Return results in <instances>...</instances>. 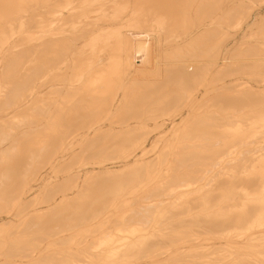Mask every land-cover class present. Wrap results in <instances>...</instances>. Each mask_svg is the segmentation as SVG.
Instances as JSON below:
<instances>
[{"label":"rangeland","instance_id":"obj_1","mask_svg":"<svg viewBox=\"0 0 264 264\" xmlns=\"http://www.w3.org/2000/svg\"><path fill=\"white\" fill-rule=\"evenodd\" d=\"M32 1V0H31ZM115 1V0H114ZM123 1V2H122ZM119 0V1H117V2H119V3H117L116 1L115 2H113V4H112V11L113 12H115V14H116V11L115 10H117V8H118V14H116L117 16H118V19H123L124 18V16L126 15H128L129 13H132L133 12V10H138L139 9V5H140V1L139 0H131V2H130V0ZM130 3H129V2ZM133 1H134V3H133ZM213 1V2H212ZM263 3H262V2ZM136 2V3H135ZM137 2H139V3H137ZM184 2V3H183ZM183 2L181 3L182 5H181V10H180V14H182L183 15V17L180 15V18H183L182 20L180 19V18H178L179 19V24H178V20H175L176 21V25H175V21H173L172 22V24L173 25H171L172 26V28L170 29V27L171 26H167V27H165L163 30H162V32H161V39H162V41L163 40H165V41H163L162 43H163V51L161 52V54H160V59H161V71L160 72H158V74H157V72H151V71H149V73L148 72H146L147 74H140L139 75V77H142V76H144L145 77V79L146 78H148V77H153L154 75V77L153 78H155L154 80H146L147 82H148V84H147V82L145 81V80H133V78H132V80L131 79H129L130 78V75L129 74H127L126 73V75L124 74L125 72H121L120 70H118L117 71V73H115L116 72V69L114 70V68H115V64L113 65V63H115L114 62V58H115V52L112 50V48L115 50V47H119L121 44L120 43H118V42H116V41H114L113 42V44L112 45H110L109 46V48L108 49H111V51L109 50V53L108 54H110L109 56L111 57V55L113 56V58H111L110 60L108 59V61H107V63L109 64L110 63V65H107V67L105 68V69H107V71H105V69H99L98 71H95V70H91L90 68H88V66L90 65V60H89V52H87V51H83L81 48H82V46H83V44L84 43H86V39H88V36L90 37V33H92V32H90V31H92V29L91 28H87V29H89V30H87V29H83L81 32H79V33H76V34H73L70 38L71 39H69V41H67V43L66 44H63V48H65V50H67L68 48V46H70V44H71V46L69 47L70 49V51H71V49L73 48H75V47H77V46H79L78 47V49L76 48V49H72V51H73V53H72V51L71 52H69V51H67V53L66 54H68V56H69V61H72L71 62V64H68V63H70L69 61H68V59H67V61H68V63H67V61H66V67H65V69H66V71H67V67L70 65V67H68L69 69V71L68 72H63L62 73V76L63 77H66V78H62L61 76H60V80L62 81V82H64V79H66L67 81H65L64 83H63V88H62V90H61V93H60V100H59V102H61L62 104L65 102V104L66 105H68V106H66V105H62L61 103L59 104L60 105V108H64L65 106L67 107V108H65V109H68L69 108V113H73V114H78L79 112H76L75 113V111H78V107H79V111H83V113L82 112H80L81 113V115L83 116L84 115V118L86 119L85 121H88V120H90V122L92 121V120H94L95 118H96V120H94V122H96L98 119H103V117H104V115H105V117L106 116H108V114L110 113L111 114V118L109 117H107V119H105V120H103L104 122H108V127L106 126L104 129H103V131H101V132H98V133H95V136H93L94 134H92L90 137H88V138H80V137H74V138H72V139H70V138H68V130L70 129V128H72V125H70L69 126V129H67L66 127H65V125H63V126H56V124L54 123V121H47V123L45 122V121H40L41 119H40V117H38V114H39V112H41V109H42V107H46L48 104H50V103H54V102H56V101H54L52 98H53V96H48V97H52L51 99L53 100H50V99H48V97L45 95V96H40V98L38 97L37 99H36V101H34L33 102V104H31V105H28V110H27V113L25 112L26 110H23V112L22 113H25V115L27 116V118L26 119H24V118H16V119H2V120H0V142L2 143H0V158L2 157V155H3V157L0 159V164H1V166H0V170H2V171H0V178H3V179H0V187L2 186V188L0 189V196H1V194H3V196L2 197H0L1 199H3L2 200V202H1V200H0V264H65L68 260L67 259H69V261L66 263V264H147V262L148 263H150L151 261V263L152 264H158V262H159V264H164L165 262V264H182V262H183V264H236V262L235 261H237V264L239 263H241V264H264V238H262V237H264V235H262L261 234V231L260 230H264V215H262V214H264L263 212H264V210L263 211H258L257 213H256V215L257 216H254V218H252V220L251 221H253L252 222V226L250 227V225H251V221L249 222V223H247V225H245L244 227L245 228H243V227H241L242 228V231H241V229H238L237 228V230L236 229H234V233H232V230L233 229H231V231L230 230H227V232L226 231H224V232H217V234H216V232H212V231H210L209 229H207V228H204V224H202V223H204L203 222V218H204V216H205V214H206V212H204V211H206V209L207 210H209V208H210V211H217V210H220V214H221V211L223 210V211H230V210H232V209H236L235 211H237V209H239L243 204L245 205V200H247V198H251V197H254V195H252L253 193L255 194V193H259L260 191H261V194L263 193V191H264V184L263 185H260V186H256V188L254 187V189L255 190H258L259 192H257V191H255L254 192V190L252 191V189H253V187H251L250 185V187H248V185H247V187L245 188V184H244V187L242 186V184H239L240 182H236V180H235V178L236 177H238V179H239V177L241 176V175H246L245 173L248 171L247 169L248 168H251L250 170L251 171H255L256 169H255V167H257V166H254V164H256V162L255 161H258L257 163H259V160L260 161H262L263 159L262 158H260V157H262L263 155H264V152L262 153V151H264V149L263 150H261L262 148H264V128L262 129V127H260L259 125H261V122H259L260 124H257V122L256 121H262V126L264 125V121L263 120H260L261 118H259V120H258V117L257 116H254V115H258L257 114V112H259V111H261V112H259V114H261L262 115V111H263V114H264V107H262V106H264V104H261V103H264V93H261V92H264L263 91V89H264V83H262V80H263V82H264V60H262V58L264 59V46H262V45H260L256 40H255V38L256 39H258L257 37H252V38H250L251 39V41L250 42H245V43H241L242 42V39L241 38H239V39H235L237 36L236 35H239L240 33H241V28H239V27H232L231 26V24L233 25V20H234V25L238 22V21H241V19L242 20H245V19H247L246 17L247 16H249L250 14L251 15H253V13L254 12H256V11H258V10H262L261 11V14H263L262 15V17H259V16H256V18L258 19V17L261 19L262 18V20H258L257 22H256V24L252 27V29H250V31H252V34L254 35L255 33L257 34V35H259L260 36V34H261V36H263V34H264V29H263V27H264V7H261V6H264V1L263 0H244V1H241L242 2V4H243V2H244V4L243 5H241V3H239L240 2V0H236V2L234 3V5L232 6V5H229V6H227L226 8L227 9H229V8H231V10H228L227 11V9L225 8V6H226V1H223V0H183ZM194 2V3H193ZM218 2V4H219V6H221V7H218L217 5L218 4H215V3H217ZM227 2L229 3V0H227ZM32 3H34V4H32V6H36L37 5V8H38V0L36 1V0H34V1H32ZM120 3H121V6H119L120 5ZM123 3V4H122ZM224 3V5H222ZM246 3V4H245ZM118 5V6H114V5ZM130 4H131V8L129 9V7H130ZM186 6H185V5ZM206 4V5H205ZM237 4V5H236ZM126 5H128V8L126 7ZM133 5H135V6H133ZM137 5V6H136ZM183 5H184V7H183ZM188 5V6H187ZM198 5V6H197ZM208 5V6H207ZM236 5V6H235ZM239 5H241V7H243V8H241ZM244 5H246V7L244 6ZM261 5V6H260ZM238 6V7H237ZM258 6V7H257ZM115 9H114V8ZM124 7H125V10H123L124 9ZM216 7V8H215ZM235 7H237V8H235ZM241 8V10H239V11H242V12H238L237 10L238 9H240ZM256 7V8H255ZM36 8V11L38 10ZM197 8H199V9H197ZM202 8V9H201ZM210 8V9H209ZM234 8V9H233ZM244 8H246V10L244 9ZM261 8H263V9H261ZM122 9V11H120V10ZM127 9L129 10L128 12H127ZM132 9V10H131ZM184 9V10H183ZM196 9L198 10V11H196ZM214 9H217V10H219V9H222V10H220L218 13L217 12H215V11H213ZM130 10L132 11V12H130ZM200 10V11H199ZM236 10V11H235ZM248 10V11H247ZM196 11V12H195ZM208 11V12H207ZM228 13H227V12ZM231 11V12H230ZM234 12V14H233V12ZM122 12V13H121ZM215 13V21H213V23L209 26V29H207V28H205L204 30H200L199 32H202V33H200V34H197V35H195V36H193V37H191V38H189V40L187 41V42H182V43H180V44H177L176 43V41H177V38L179 39L181 36H183V35H185L191 28H192V24H193V19L191 18V16L192 15H196V14H198V13H201L200 15H201V17H202V19H203V21L201 22V23H203V22H205V20H208L209 18H210V16L211 15H214V13ZM237 12V13H236ZM246 14H245V13ZM123 14V15H120V14ZM128 13V14H127ZM208 13H209V15H208ZM226 13V14H225ZM229 13H231V14H233V17H232V15L231 14H229ZM236 13V14H235ZM242 13V14H241ZM245 16H244V15ZM217 15V16H216ZM219 15H220V17H219ZM239 15H241V17L239 16ZM126 16H125V18H126ZM190 16V17H189ZM209 16V17H208ZM232 17V18H234V19H232V21H231V18L230 17ZM239 16V17H238ZM179 17V16H178ZM208 17V18H207ZM227 17H229V18H227ZM188 18V19H187ZM190 18V19H189ZM195 18H196V16H195ZM222 18V19H221ZM236 18H238V19H236ZM227 19H228V21H227ZM235 21H236V23H235ZM232 22V23H231ZM262 22V23H261ZM198 24V23H197ZM175 25V26H174ZM187 25V26H186ZM218 25V26H217ZM189 26V27H188ZM146 27H148V26H142V28L141 29H144V28H146ZM173 27H176V28H173ZM186 27V28H185ZM222 27H223V29H222ZM183 28V29H182ZM216 30H215V29ZM219 30H218V29ZM171 30V32H170V34H169V31ZM214 29V30H213ZM260 29V30H259ZM122 30H124V31H127V32H129V31H134V30H140L139 28H137V27H131V26H128V25H125V24H123L122 25ZM169 30V31H168ZM221 30V31H220ZM227 30V31H226ZM256 30V31H255ZM88 32V33H86L85 34V32ZM183 31V32H182ZM215 31H216V34H215ZM255 31V32H254ZM259 31V32H258ZM169 34L170 36H168L167 34ZM175 32V33H174ZM180 32V33H179ZM183 34H182V33ZM208 32V33H207ZM231 32V33H230ZM83 35H82V34ZM164 33V34H163ZM204 33H205V35H204ZM251 33V32H250ZM80 34V35H79ZM88 34V35H87ZM207 34V35H206ZM210 34V35H209ZM75 35V36H74ZM78 37H77V36ZM81 35L82 36H85V37H82V39H81ZM165 37V38H163V36ZM167 35V36H166ZM203 35V36H202ZM80 36V37H79ZM236 36V37H235ZM78 39H77V38ZM139 37V36H138ZM167 37V38H166ZM201 37H203V38H201ZM214 37H215V39H214ZM76 38V40L78 41H76V40H74ZM137 38V37H136ZM73 39V40H72ZM79 39H81V40H79ZM202 39H203V41H202ZM214 39V40H213ZM234 39V40H233ZM72 40V41H71ZM196 40H197V42H196ZM224 40V41H223ZM232 40V41H231ZM84 41V42H83ZM118 41H121V39H119ZM200 41V42H199ZM202 41V42H201ZM206 41V42H205ZM237 41V42H236ZM76 42V43H75ZM205 42V43H204ZM208 42V43H207ZM210 42V43H209ZM231 42V43H230ZM68 43H69V45H68ZM75 43V44H74ZM81 43H83V44H81ZM200 43H201V46H200ZM202 43H204L205 45L203 46V44ZM230 43V44H229ZM250 43V44H249ZM82 46H81V45ZM114 44H115V46H114ZM120 44V45H119ZM72 45H73V47H72ZM116 45H119V46H116ZM195 45V46H194ZM196 45H197V47H196ZM227 45V46H226ZM251 45V46H250ZM111 46H113V47H111ZM190 46H193V47H190ZM224 46H226L225 48V52H224V54L226 55V56H223L224 57V59L225 60H227V59H229V58H233L232 60H228L227 61V63H225V65L223 66V70L221 69V70H218V71H213V68H211V67H214L215 66V62L217 61V60H220L221 59V55H220V53H221V51L223 50V48H224ZM72 47V48H71ZM195 47H196V49H195ZM200 47V48H199ZM223 47V48H222ZM249 47V48H248ZM251 47V48H250ZM255 47V48H254ZM259 47V48H258ZM62 48V49H63ZM195 50H194V49ZM203 48V49H202ZM221 48H222V50H221ZM240 48V49H239ZM248 48V49H247ZM254 48V49H253ZM35 49H37V50H35ZM200 49V50H199ZM239 49V50H238ZM258 49V50H257ZM34 51H33V53L36 55L37 54V52L39 51L40 52V54H39V52H38V54H37V56H38V60H36L35 62H34V64L31 66V70H30V68H29V71H30V73H34L35 72V70H36V68H37V70L39 69V68H41V67H43V63H42V61H41V51H40V48L39 47H35L34 49H33ZM64 50V49H63ZM65 50H64V52H65ZM83 51V53H82V51ZM186 50H188V51H186ZM193 50H194V52H193ZM229 50H230V52H229ZM237 50V51H236ZM261 50V51H260ZM180 51H182V52H180ZM187 52V55L185 56H181V54H184V53H186ZM195 51H196V53H195ZM200 51V52H199ZM216 51V52H215ZM63 52V51H62ZM69 52V53H68ZM79 53V54H75V53ZM192 52V53H191ZM199 52V53H198ZM202 52V53H201ZM204 52V53H203ZM244 52H245V54H244ZM70 53H72V54H70ZM86 53H88V55L86 54ZM194 53H195V55H194ZM202 54L200 57H197L198 56V54ZM257 53H259V54H257ZM172 54V55H171ZM197 54V55H196ZM209 54V55H208ZM34 55V56H35ZM174 55V56H173ZM177 55H179L180 56V59H179V56H177ZM191 56V58H190V56ZM193 55H194V58H193ZM204 55V56H203ZM208 57H207V56ZM249 57H248V56ZM76 56V57H75ZM78 56V57H77ZM204 58H203V57ZM72 57V58H71ZM74 57V58H73ZM88 57V58H87ZM206 57V58H205ZM222 57V58H223ZM36 59H37V57H35ZM78 58H79V60H78ZM85 58H87L85 61L83 60V59H85ZM98 58V57H97ZM96 58V59H97ZM172 58V59H171ZM177 58V59H176ZM202 58H203V60H202ZM220 58V59H219ZM240 58V59H239ZM244 58V59H243ZM248 58V59H247ZM260 58V59H259ZM6 59H9V60H7L6 62H10L11 60H10V58L8 57V58H6ZM72 59V60H71ZM166 59V60H165ZM177 61H176V60ZM179 59V60H178ZM186 59H188V60H190V61H188V62H192V61H200V62H202V66H201V69H202V67H204L201 71H202V73H201V76H200V73L198 74V75H195V77H192V78H194V79H192V80H189L188 82H187V84H185V82L187 81V80H185L184 81V79L183 78H181L180 76H177V75H175L174 74V72L173 73H171L170 71L171 70H169L168 69V67L171 69V68H174V66L177 64V63H183L184 61H187ZM205 59V60H204ZM209 60V62H208V60ZM224 59H222V60H224ZM241 59H243V60H241ZM247 59V60H246ZM257 59V60H256ZM78 60V61H77ZM81 60H83V61H81ZM87 60H89V61H87ZM184 60V61H183ZM216 60V61H215ZM39 61V63H36V62H38ZM77 61V62H76ZM79 61H81L80 63L81 64H79ZM87 61V65L86 64H83V62H86ZM111 61V62H110ZM212 61V62H211ZM256 61H258V62H256ZM173 62H174V64H173ZM206 62V63H205ZM240 62V63H239ZM241 62H243L246 66H244V64L243 63H241ZM245 62H250V63H245ZM253 62H255V63H253ZM261 62V63H260ZM78 63V64H77ZM171 63V64H170ZM211 63H213V65L211 66L210 64ZM231 63V64H230ZM253 64V66H250V64ZM3 65H5V61H3V63H2ZM9 64H11V62L9 63ZM42 64V65H41ZM74 64V65H73ZM167 64V65H166ZM168 64H169V66H168ZM207 64H209V65H207ZM230 64V65H229ZM242 64V65H241ZM249 64V65H248ZM251 64V65H252ZM259 64V65H258ZM263 64V65H262ZM36 65H38L36 68H34L33 66H36ZM40 65H41V67H40ZM81 65L83 66V67H81ZM86 67H85V66ZM209 66L208 68L209 69H207V66ZM227 65H229V66H231V67H229L228 66V68H227ZM234 65V66H233ZM235 65H236V67H235ZM238 65H239V67H238ZM240 65L242 66V68L240 67ZM247 65H248V67H247ZM6 67H7V64L5 65ZM4 66V67H5ZM9 66L10 65H8V67L6 68H4V70H2V72H7L9 75H10V70H11V68H12V66H10V68H9ZM71 66H73V68L71 67ZM75 66H76V68H75ZM78 66V67H77ZM113 66V67H112ZM168 66V67H167ZM226 66V67H225ZM33 67V68H32ZM85 67V68H84ZM110 67V68H109ZM225 67V68H224ZM237 68V69H235V68ZM246 67V69H244V68ZM252 67V68H251ZM8 68H9V71H7L8 70ZM79 68V69H78ZM80 68H83V69H81L82 71H84V73L82 72V71H80ZM163 68H164V70H163ZM233 68V69H232ZM259 68V69H258ZM73 69H77V70H73ZM112 69V70H111ZM169 70L167 73H169V74H167V75H169V78L168 77H166L165 75H166V72H165V70ZM211 69V70H210ZM227 69V70H226ZM231 69V73H230V70ZM239 69H240V71H239ZM251 69V70H250ZM254 69V70H253ZM36 70V75H35V73L32 75V74H30V73H28V76L29 75H31V76H29V77H32L33 79H34V77L35 76H38V77H40L39 79H40V81H41V76L40 75H42V74H40L39 75V73L38 72H40V71H37ZM39 70H42V69H39ZM74 72H73V71ZM88 70H89V74H88ZM102 70V71H101ZM109 70V71H108ZM205 71V73H204V71ZM208 70V71H207ZM235 70V74H233L234 71ZM245 70V71H244ZM248 70V71H247ZM255 70H256V72H255ZM28 71V72H29ZM32 71V72H31ZM76 71H78V73L76 72ZM87 72V74H86V72ZM92 71V72H91ZM94 71V72H93ZM105 71V72H104ZM114 73H112V72ZM120 71V72H119ZM163 71V72H162ZM209 71H210V73H209ZM227 71H228V73H227ZM80 72V73H79ZM83 73V75H81L82 73ZM109 72V73H108ZM164 72H165V74H164ZM221 74H220V73ZM224 72H226V73H224ZM246 72V73H245ZM3 73V74H4ZM41 73V72H40ZM76 73H77V75H76ZM145 73V72H144ZM160 73H163V74H160ZM209 73V74H208ZM215 73V74H214ZM224 73V74H223ZM238 73V74H237ZM251 73H252V75H251ZM262 73V74H261ZM64 74V75H63ZM85 74V75H84ZM93 74V75H92ZM101 75V77H100V75ZM113 74V75H112ZM123 74V76H121ZM149 74V75H148ZM154 74V75H153ZM203 74H205V75H203ZM240 74V75H239ZM250 74V75H249ZM256 74V75H255ZM4 75H5V77H4ZM3 75V77H4V85H5V88L6 87H9V88H7L8 89V91L10 92V90H11V86H10V84H7L8 83V81H9V78H7V74L5 73ZM7 75V76H6ZM67 75V76H66ZM72 75V76H71ZM87 75H88V78H86L87 77ZM110 75H112V76H110ZM147 75V76H146ZM152 75V76H151ZM160 75V76H159ZM213 75V76H212ZM216 75H218V76H216ZM221 75V76H220ZM223 75H226L225 77L226 78H224V76ZM231 75L233 76L232 78H231ZM247 75V76H246ZM261 75V76H260ZM27 76V80H26V83H27V85H26V87L23 89V90H19V93L18 94H21V91H27L28 89L27 88H30V89H32L31 87H33V89L35 90L36 89V91H39L40 90V87L42 86L41 84H42V82H40L39 81V79H38V81H37V77H35V81H34V83H36V84H34L33 83V80H32V84H34V86L32 85V84H30L31 82L30 81H28V80H30V79H32V78H29ZM77 76H79V77H77ZM85 76V77H84ZM108 76H110L109 77V79L107 78ZM116 76V77H115ZM229 76H230V78H229ZM254 76V77H253ZM256 76H258V77H256ZM10 77V76H9ZM82 77V78H81ZM90 77V78H89ZM99 77H100V79H99ZM120 77V78H119ZM129 77V78H128ZM162 77V78H161ZM166 77V78H165ZM205 77V78H204ZM222 77V78H221ZM237 77V78H236ZM71 78V79H70ZM74 78H75V80H74ZM78 78H79V80H78ZM80 78H81V80L82 81H84V83H85V80L87 81L85 84L83 83V82H80V85H81V87H80V85H79V82L78 81H80ZM84 78V79H83ZM102 78H103V81H102ZM104 78H105V80H104ZM158 78V79H157ZM195 78H196V82L197 81H199V86H197L198 85V82H197V85H195L196 83H195ZM198 78V79H197ZM224 78V79H223ZM251 80H250V79ZM77 79V80H76ZM90 79V80H89ZM92 79V80H91ZM128 81H127V80ZM157 79V80H156ZM162 79H164V80H162ZM220 79H222L220 82H219V80ZM101 81L100 82V84H99V81ZM112 80V81H111ZM124 80V81H123ZM166 80V81H165ZM224 80V81H223ZM78 83H77V82ZM91 81V82H90ZM94 81H98V82H94ZM114 81V82H113ZM120 81H123V82H120ZM138 82V83H136V82ZM142 83H141V82ZM153 81V82H152ZM160 81H164L163 83L162 82H160ZM183 81V82H182ZM191 81L193 82V83H191ZM201 81V82H200ZM205 82V83H203V82ZM233 81V82H232ZM239 82V83H237V82ZM6 82V83H5ZM28 82H30V83H28ZM38 82H39V85H38ZM67 82H69V83H67ZM75 82V83H74ZM130 82V83H129ZM131 82H133V83H131ZM135 82V83H134ZM140 82V83H139ZM144 82V83H143ZM150 82H152L153 84V86L150 84ZM210 82V83H209ZM214 82H216V83H214ZM226 82V83H225ZM261 82V83H260ZM65 83H66V85H65ZM71 83H73V84H71ZM88 83H90V84H88ZM103 83H105V84H103ZM108 83H109V87L107 86L108 85ZM129 83V84H128ZM154 83H155V87L158 89H155V88H153L154 87ZM162 83V84H161ZM186 85V88H185V85ZM193 84L192 85V87H191V84ZM195 83V84H194ZM203 83V84H202ZM231 83V84H230ZM30 84V85H29ZM97 84V85H96ZM102 84L105 86H102ZM126 84V85H125ZM135 84H138V85H135ZM143 86H142V85ZM170 84V85H169ZM189 84V85H188ZM213 84V85H212ZM227 84V85H226ZM233 84V85H232ZM248 84V85H247ZM259 84H260V86H259ZM261 84H262V86H261ZM8 85V86H7ZM32 85V86H31ZM67 85H69V86H67ZM71 85V86H70ZM76 85V86H75ZM84 85V86H83ZM86 85V86H85ZM92 85V86H91ZM118 85H119V87H118ZM130 85H132V86H135L136 88H138V89H136L137 91L138 90H140V91H143V90H148V89H150L151 90V92H150V90H148V91H146V92H142V93H145L144 95H143V97H142V93L140 92V93H138L137 91H135V89L134 88H131L132 86H130ZM145 85L147 86L146 88H145ZM167 85V86H166ZM173 85V86H172ZM226 86V88H229V89H226L225 87H223V86ZM232 85V86H231ZM235 85V86H234ZM241 85V86H240ZM28 86H31V87H28ZM64 86H65V88H64ZM68 87V89H67V87ZM101 86H102V88H101ZM129 86V87H128ZM139 86L141 87L140 89H139ZM172 86V87H171ZM188 86H190V87H188ZM194 86V87H193ZM196 86V87H195ZM35 87V88H34ZM69 87H70V90H69ZM79 87V88H78ZM87 87V88H86ZM97 87V88H96ZM128 87V88H127ZM142 87H144V88H142ZM150 87V88H149ZM170 87V88H169ZM208 87V88H207ZM217 87V88H216ZM218 87H222V90H220L221 88H218ZM233 87H234V89H233ZM240 87V88H239ZM247 87V88H246ZM261 87V88H260ZM4 88V91H3V94H8L9 92L8 91H6L7 89H5ZM37 88L39 89V90H37ZM83 88V90H81ZM98 88H100V89H98ZM104 88V89H103ZM110 88V89H109ZM117 88V89H116ZM148 88V89H147ZM197 88H200V91H199V94L200 95H198L197 96V100H196V98H194L195 97V94H197ZM230 88H232V91H231V89ZM242 88V89H241ZM258 88V89H257ZM10 89V90H9ZM75 89H77L78 91H76ZM95 89V90H94ZM98 89V90H97ZM128 89V90H127ZM132 89V90H131ZM142 89V90H141ZM162 89V90H161ZM217 89V90H216ZM226 90V91H224V90ZM249 89H250V91H249ZM72 90V91H71ZM101 90V92H99ZM105 90H109L108 92L107 91H105ZM115 90V91H114ZM156 90H157V92H156ZM162 91V92H158V91ZM174 90V91H173ZM189 90V91H188ZM192 90V91H191ZM213 90V91H212ZM220 90V91H219ZM242 90V91H241ZM253 90H255V91H253ZM29 91H31V90H28L27 92H29ZM68 92V93H66V92ZM92 91V92H91ZM96 91V92H95ZM98 91V92H97ZM105 91V93H103ZM134 91H135V94H134ZM153 91V92H152ZM166 91V92H165ZM179 92V93H176V92ZM206 91V92H205ZM219 91V92H218ZM221 91H224V92H221ZM229 91L231 92V94L229 95ZM239 91H240V94H239ZM249 91V92H248ZM12 92V91H11ZM9 93L7 96H5V99H6V97H11V99L13 98L12 96H15V95H13L12 93ZM64 92V93H63ZM77 92V93H76ZM83 92H84V94H83ZM137 92V93H136ZM164 92V93H163ZM173 92V93H172ZM193 92H194V94H193ZM196 92V93H195ZM204 92V93H203ZM221 92V93H220ZM229 95V96H224L223 97V95H225L226 93ZM236 94H235V93ZM242 92V93H241ZM245 92V93H244ZM73 93H74V95L77 97H75L74 95H73ZM87 93V95H85ZM90 93H92V94H90ZM95 93V94H94ZM103 93V94H102ZM111 93V94H110ZM132 93V95H130ZM148 93H153V95L151 94H148ZM167 93V94H166ZM187 93H190L189 95L187 94ZM213 93V94H212ZM252 93V94H251ZM253 93H255V94H257L259 97L260 96H262L263 98H259L257 95H256V98H257V100H259L258 101V104H257V102H256V98H255V94H253ZM3 94H1V97H2V95ZM5 94V95H6ZM11 94H12V96H11ZM15 94H17V93H15ZM17 94V95H18ZM79 94H81V95H79ZM97 94V95H96ZM115 94L116 95H118V96H120V100L121 101H119L118 102V106H117V109H115V111L114 112H111V110H107V112H106V107L107 106H110V105H108L110 102L109 101H111V103L113 104V99H114V97H115ZM139 94V95H138ZM141 94V95H140ZM147 94H148V97H147ZM159 94V95H158ZM162 94V95H161ZM166 94V95H165ZM175 94H178V95H175ZM184 94V95H183ZM192 94V95H191ZM203 94V95H202ZM216 94V95H215ZM218 94V95H217ZM219 94L221 95V97L219 96ZM223 94V95H222ZM234 94V95H233ZM243 96H242V95ZM259 94H262V95H259ZM63 95V96H62ZM66 95H67V97H66ZM96 95V96H95ZM104 95H105V97H104ZM108 95V96H107ZM112 95V96H111ZM137 95L138 96H141L140 97V99H138L137 98ZM161 95V96H160ZM169 96V98H167L168 96ZM205 95V96H204ZM209 95V96H208ZM235 96V95H237V97L238 98H236V96H235V98H236V100H235V98H233V96ZM251 95H253L252 96V98H251ZM4 96V95H3ZM19 96V95H18ZM65 96V97H64ZM71 96V97H70ZM80 96H82L81 98H80ZM84 96V97H83ZM100 96V97H99ZM110 96V97H109ZM145 96V97H144ZM155 96H158V97H155ZM172 96H173V98H172ZM175 96V97H174ZM176 96H178V98H180L179 99V101H177L176 99ZM191 96V97H190ZM199 96H200V98H199ZM232 96V97H231ZM10 97L9 98H7L6 100L4 99V97H3V99L5 100H3V99H1L0 100V106H2V108L0 107V115H2V112H3V114H5V112L7 111V110H9L10 109V107L12 106V104H11V99H10ZM42 97V98H41ZM44 97V98H43ZM47 97V98H46ZM78 97L80 98V99H78ZM89 97V98H88ZM109 97V98H108ZM112 97V98H111ZM126 97V98H125ZM204 97V98H203ZM217 97V98H216ZM225 97H227L226 99H225ZM248 97H250V98H248ZM62 98L64 99V100H62ZM66 98V99H65ZM71 98V99H70ZM72 98H74L73 100H72ZM82 98H85L84 100H85V102H83L82 101ZM91 99V101H92V99H93V101H92V103H91V101L89 100L88 101V99ZM97 98H98V100H97ZM99 98H101V100L99 101ZM106 98H108V100L106 99ZM111 98V99H110ZM132 98V99H131ZM144 98V99H143ZM146 98V99H145ZM156 98V100L154 101V99ZM163 98V99H162ZM167 98V99H166ZM218 98L220 99V102H219V100H218ZM224 98V99H223ZM232 98L234 99V100H232ZM239 98H241V99H239ZM45 99H46V101H45ZM80 101V102H78V100ZM103 99V100H102ZM129 99V100H128ZM135 101H134V100ZM160 99V100H159ZM162 99V100H161ZM174 100L173 102H171L172 100ZM185 99V100H184ZM190 99H191V101H190ZM201 99V100H200ZM203 99V100H202ZM213 99V100H212ZM224 101H223V100ZM230 99V100H229ZM239 100V102H237L238 100ZM253 99V101H251ZM10 100V101H9ZM41 100H43L45 103H46V105L44 106V104L45 103H43V101H41ZM48 100V101H47ZM50 100V101H49ZM68 100V102H70L69 104H68V102H66V101ZM69 100H71V101H69ZM75 100V101H74ZM105 100V101H104ZM130 100H131V102H130ZM139 100H141V101H139ZM145 100V101H144ZM211 100H212V102H211ZM218 100V101H217ZM232 100V101H231ZM240 100H243L244 102H247L246 104H244V102H240ZM261 100V101H260ZM64 101V102H63ZM77 101V102H76ZM88 102V104H86L87 102ZM102 101H104V102H102ZM144 103H143V102ZM162 101V102H161ZM214 101V102H213ZM221 101H223L225 104H226V106H225V104L223 105V102L221 103ZM225 101H228V102H225ZM234 101V102H233ZM8 103V106L6 105V108L7 107H9L10 105V107H9V109L7 108V110L4 108V106L1 104V103H3V104H5V103ZM50 102V103H49ZM74 102H76V103H78V104H80V105H82V106H77L76 105V103H74ZM83 104H82V103ZM96 102V103H95ZM101 102V103H100ZM121 102V103H120ZM128 102V103H127ZM137 103V105H135L134 103ZM148 102H152L153 104H151V103H148ZM161 102V103H160ZM165 102L167 103V102H169L170 104H171V107H170V105L169 104H165ZM178 102V103H177ZM211 104H210V103ZM217 102H219L218 104H216ZM232 102V103H231ZM250 102V103H249ZM259 102H260V104H259ZM53 103H52V105H53ZM89 103H91V104H89ZM96 105H95V104ZM98 103V104H97ZM103 103L105 104V105H103ZM143 103V104H142ZM160 103V104H159ZM175 103V104H174ZM185 103H189V105H187V104H185ZM206 103V104H205ZM210 105H209V104ZM213 103H215V104H213ZM228 103H230V104H228ZM237 103V105H235V104ZM240 103V104H239ZM56 105H54V107L55 106H58L59 107V105H57V103H55ZM86 104V105H85ZM94 104V105H93ZM132 105V107H131V105ZM148 104V105H147ZM150 104V105H149ZM157 104V105H156ZM162 104H165V105H163V107H165L166 109H165V111H164V108H163V111L161 110V106H162ZM203 104V105H202ZM206 105V107H205V105ZM219 104H221L223 107H221V105H219ZM231 104H233V105H231ZM242 104V105H241ZM89 105V106H88ZM96 106V107H98V108H96V107H93V106ZM246 105V106H245ZM258 105V106H257ZM31 106H32V108H31ZM70 106V107H69ZM76 106H77V108H76ZM83 106H85V107H83ZM106 106V107H105ZM134 106H136V107H134ZM154 106H155V108H154ZM160 106V107H159ZM183 106V107H182ZM194 106V107H193ZM197 106V107H196ZM211 106V107H210ZM214 106V107H213ZM236 106V107H235ZM244 106V107H243ZM247 106H248V109H247ZM250 106V107H249ZM253 106V107H252ZM255 106V107H254ZM30 107V108H29ZM36 107H39V108H36ZM75 107V108H74ZM91 110H89L88 108ZM100 107V108H99ZM104 108V109H102V108ZM111 107H112V105L110 106V107H107V109L108 108H110L111 109ZM126 107V108H125ZM131 107V108H130ZM144 107V108H143ZM150 109H149V108ZM168 107V108H167ZM180 107V108H179ZM189 107V108H188ZM202 107V108H201ZM218 107H219V110H215V109H218ZM231 107H233V108H231ZM242 107H243V109H242ZM252 107V108H251ZM261 107H262V109H261ZM34 108H35V111H34ZM70 108H72V109H70ZM83 108H84V110H83ZM92 108H93V111L94 110H96V111H92ZM96 108V109H95ZM125 108V109H124ZM183 108H184V110H183ZM211 108V109H210ZM231 108V109H230ZM241 108V109H240ZM2 109V110H1ZM30 109H32V110H30ZM38 109V110H37ZM98 109H101V110H99V112H97L98 111ZM127 109V110H126ZM135 109V112L133 111ZM138 109V110H137ZM141 109H143V110H141ZM147 109V110H146ZM156 109H158V110H156ZM169 109V110H168ZM173 111H172V110ZM187 109V110H186ZM227 109V110H226ZM233 109V110H232ZM237 109V110H236ZM251 109V110H250ZM72 110V111H71ZM103 110H105V112L103 111ZM121 110H123V111H121ZM146 110V111H145ZM148 110H149V112H148ZM177 110V111H176ZM181 110H183V112H185V114H186V116L187 117H185L183 120H181V119H177V122H175L174 124L173 123H171V121L169 120V119H171V118H173V115L175 116L174 118L176 119L177 117H179L178 115H177V113H179ZM205 110V111H204ZM224 110V111H223ZM232 110V112L230 113V111ZM243 110V111H242ZM247 110V111H246ZM255 110V111H254ZM259 110V111H258ZM38 111V112H37ZM108 111H110V112H108ZM120 111H121V113H120ZM142 111V112H141ZM166 111H169V112H166ZM189 111V112H188ZM212 111H215V116H213V117H210L211 115L210 114H213L214 115V112H212ZM219 111V112H218ZM220 111H222L223 113H221ZM225 111H228L227 113H229V115L228 114H224V112ZM249 111V112H248ZM252 111V112H251ZM253 111H254V113H253ZM32 112H34V113H32ZM88 114V112H90L88 115L90 116V117H85V115H86V113ZM92 112V113H91ZM125 112V113H124ZM129 112V113H128ZM140 112V113H139ZM147 112V113H146ZM156 112H158V113H156ZM162 112V113H161ZM164 112V113H163ZM172 112V113H171ZM203 112V113H202ZM205 112V113H204ZM234 112H236V113H234ZM248 112V113H247ZM37 113V114H36ZM79 113V114H80ZM99 113V114H98ZM115 113V114H114ZM123 113V114H122ZM152 113V114H151ZM191 113H192V115H191ZM193 113L195 114V115H193ZM207 113H208V115H207ZM210 113V114H209ZM250 113V114H249ZM31 114V115H30ZM32 114H33V116H32ZM91 114H93V115H91ZM103 114V115H102ZM109 114V115H110ZM137 114H139V115H137ZM164 115V116H162V115ZM168 114V115H167ZM201 114V115H200ZM219 114H220V116H221V118H220V120H218L217 122H216V120H217V118H219L220 116H219ZM222 114H224V115H222ZM234 114V116L233 117H231L230 118V116H232ZM88 115H86V116H88ZM94 115H100V116H94ZM120 115H122V117H120ZM144 115V116H143ZM148 115H150V116H148ZM207 115V116H206ZM228 115V116H227ZM251 115V116H250ZM29 116V117H28ZM37 116V117H36ZM153 116H154V118H153ZM169 116V117H168ZM189 116V117H188ZM195 116H196V118H195ZM218 116V117H217ZM225 118H224V117ZM239 116V117H238ZM36 117V118H35ZM93 117V118H92ZM95 117V118H94ZM104 117V118H105ZM114 117V118H113ZM128 117V118H127ZM147 117V118H146ZM149 117H152V118H149ZM164 117V118H163ZM192 119H191V118ZM240 117H241V119H240ZM250 117V118H249ZM29 118H31L30 120H29ZM38 118V119H37ZM88 118V119H87ZM117 118H119V120L117 119ZM129 118L130 119H132V120H129ZM145 118V119H144ZM161 118V119H160ZM167 118V119H166ZM200 118V119H199ZM206 118H207V120H206ZM210 118H212V120L210 119ZM213 118H216V119H214L213 120ZM226 118H227V120H226ZM230 120H229V119ZM236 118V119H235ZM243 118V119H242ZM18 119V120H17ZM92 119V120H91ZM100 119V120H101ZM117 119V120H116ZM143 119V120H142ZM160 119V120H159ZM194 119V121H192ZM196 119V120H195ZM197 119H199V120H197ZM246 119V120H245ZM38 120V121H37ZM113 120V121H112ZM115 120V121H114ZM150 120H152V121H150ZM155 120V121H154ZM211 120V124L210 123H206L207 121L209 122ZM224 120V121H223ZM226 120V121H225ZM234 120H236V121H234ZM248 120V121H247ZM14 121H15V124H14ZM20 121V122H19ZM32 121V122H31ZM144 121V122H143ZM188 121H190V122H188ZM205 121V122H204ZM223 121V123H224V125H223V123L222 124H220L221 122ZM230 121H231V123H232V121H233V126L231 125V123H230ZM240 121V122H239ZM41 124H40V123ZM43 122H44V124H46V125H44L43 124ZM50 122H51V124H50ZM113 122H115V123H113ZM120 122V123H119ZM124 122H125V126H124ZM128 122V123H127ZM131 122V123H130ZM192 122V123H191ZM198 122H200V125L202 124H204V125H206V126H208V127H211L212 128V124L215 122V123H218V124H220V125H222V128H226V129H232V127H233V129H234V131H236L237 129V131L236 132H238L239 133V136H241V133H242V130H244L243 131V134H242V136L241 137H243V138H241L242 140H241V142H240V144L239 145H237L238 143L236 142V145L234 146L235 147V149H233L234 147H233V145H232V150L234 151V153H233V151L231 150V148H228V149H223V150H226V151H223L222 150V152L220 151V152H218V153H215V154H208V155H210V156H208V157H210L212 160H213V156H218L219 158H221V160L217 157L216 158V161L215 160H211V164L213 165V162L215 161L216 162V164H215V166L213 165V167H212V165H211V167H209L208 165H205L206 167H204V166H201V165H203V164H201V162L203 161V162H206V163H208V164H210L209 162V158H207V156L205 155L206 153H208V152H210V148H212V147H215L214 145L215 144H217L216 146H219V144L221 143V142H218L217 143V138H218V140H219V138L220 137H218V135H209V134H205V136H207L208 137V140H207V137H206V139H204L205 138V136H197V138H196V133L195 132H193V134H192V130H196L195 129V127H196V125L195 124H197ZM202 122V123H201ZM246 122V124H244ZM255 122V123H254ZM9 123V124H8ZM10 123H11V125H10ZM31 125H30V124ZM32 123L34 124V125H32ZM52 123L53 124H55V126H56V129H55V127L54 126H52ZM113 123V124H112ZM122 123V124H121ZM135 123V124H134ZM140 123V124H139ZM193 124V125H195V127L194 126H192L191 124ZM195 123V124H194ZM214 123V124H215ZM230 125H229V124ZM243 123V124H242ZM250 123V124H249ZM252 123V124H251ZM256 125H254V124ZM3 124V125H2ZM19 124H21L22 126L20 127V125ZM36 124V125H35ZM51 125V127L53 128V129H50L51 127H50V125ZM131 124H133V125H131ZM138 124V125H137ZM207 124H209V125H207ZM213 124V125H214ZM218 124H216L215 126H214V128H216L217 127V125ZM235 124V125H234ZM17 125V126H16ZM24 125V126H23ZM28 125V126H27ZM48 125V126H47ZM111 125V126H110ZM117 127H116V126ZM122 125H123V127H122ZM147 125V126H146ZM149 125V126H148ZM181 125V126H180ZM202 125H201V127H202ZM226 125V126H225ZM229 125V126H228ZM249 125V126H248ZM251 125H254V126H252L251 128H250V126ZM257 125H258V127L259 128H257ZM21 128H19V127ZM27 126V127H26ZM45 126V127H44ZM47 126V127H46ZM110 126V127H109ZM225 126V127H224ZM228 126V127H227ZM231 126V127H230ZM248 126V127H247ZM31 127V128H30ZM42 127H44L43 129H41ZM49 127V128H48ZM115 128V129H113V128ZM120 127H121V129L123 130V132L121 131V129H120ZM126 129H125V128ZM131 127V128H130ZM142 127H144V128H142ZM150 127V128H149ZM160 127V128H159ZM186 127V128H185ZM190 127H192V128H190ZM241 129H240V128ZM245 127V128H244ZM257 129H259V130H257ZM264 127V126H263ZM6 128H7V130H6ZM19 128V129H18ZM32 128H33V130H32ZM38 128V129H37ZM65 128V129H64ZM81 127H79V129H80ZM108 128H110V130H108ZM119 128V129H118ZM134 128V129H133ZM147 128V129H146ZM155 128V129H154ZM237 128V129H236ZM243 128V129H242ZM253 128V129H252ZM257 130V131H259L260 132V134H258L259 132H257L255 129ZM3 129V130H2ZM16 129V130H15ZM37 129V130H36ZM39 129H41L42 131H40ZM45 129V130H44ZM47 129V130H46ZM60 131H59V130ZM63 129V130H62ZM105 129H107L108 130V132H107V130H105ZM117 129V130H116ZM129 129H130V131H132V129L133 130H137V131H135V132H128L129 131ZM151 129V130H150ZM169 129V130H168ZM192 129V130H191ZM199 129H201L200 127H199ZM250 131V129H251V131L249 132L248 130ZM24 130L26 131V132H24ZM27 130H28V132H27ZM30 130V131H29ZM32 130V131H31ZM36 130V131H35ZM106 132H105V131ZM119 130L121 131L120 133H119ZM128 130V131H127ZM142 130H143V132H142ZM190 130H191V134H192V136H191V134L189 133L190 132ZM239 130L241 131V132H239ZM253 130V131H252ZM261 130H262V132H261ZM4 131V132H3ZM9 131V132H8ZM19 131V132H18ZM21 131V132H20ZM38 131V132H37ZM45 131V132H44ZM55 131H57V132H59V134L56 132L55 133ZM139 131V132H138ZM178 131V132H177ZM183 131V132H182ZM185 131V132H184ZM256 131V132H255ZM10 132H12V133H10ZM40 132H41V134H40ZM46 132H47V134H46ZM52 132V133H51ZM60 132H62V133H60ZM126 132H128L129 134H131V136H133V137H128L129 136V134L128 133H126ZM141 132V133H140ZM249 132V133H248ZM3 133V134H2ZM16 133V134H15ZM30 133V134H29ZM33 133V134H32ZM34 133H37L36 135L34 134ZM49 133L51 134V135H49ZM104 133V134H103ZM110 133H111V135H110ZM119 133V134H118ZM127 134L128 136H126V137H128V138H131V140L132 141H130V139H128L126 142H125V140L126 139H124V138H126V137H124L123 138V136H125L124 134ZM145 135H144V134ZM150 133V134H149ZM183 133V134H182ZM245 133V134H244ZM251 133H253V135H251ZM2 134V135H1ZM10 134V135H9ZM25 134V135H24ZM29 134V135H28ZM40 134V135H39ZM54 134H56V135H54ZM101 134V135H100ZM106 134V135H105ZM123 135L122 136V138L124 139L123 140V142H121L122 141V138H121V136L120 135ZM199 135H200V133H198ZM246 134H250V136H248V135H246ZM254 134H256L255 136H254ZM258 134V135H257ZM263 134V135H262ZM4 135H5V138H4ZM17 135H18V137H17ZM41 135H43L42 136V138L40 139V137L39 136H41ZM47 137H46V136ZM50 137H49V136ZM99 135V136H98ZM114 135V136H113ZM115 135H117V137H118V139H119V141H118V139H116V136ZM119 135V136H118ZM136 135V136H135ZM144 135V136H143ZM183 135V136H182ZM187 135V136H186ZM260 135V136H259ZM12 136H13V138H12ZM29 136V137H28ZM38 136V137H37ZM54 136H56V137H54ZM65 136V137H64ZM111 136V137H110ZM147 136V137H146ZM177 136V137H176ZM194 136V137H193ZM211 136V137H210ZM216 136H217V138H216ZM227 137H232V134H230L229 133V136H228V134L226 135ZM238 136V137H239ZM253 138H252V137ZM3 137V139H1ZM23 137V138H22ZM32 137H33V139H32ZM60 137H62V138H60ZM66 138L65 139V141H64V138ZM110 137V138H109ZM115 137V138H114ZM134 137H136L135 139H134ZM144 137H146L144 140L142 139V138H144ZM176 137V138H175ZM181 137H183V138H181ZM188 137V138H187ZM199 137V138H198ZM212 137H214V139L216 140H214V139H212ZM11 140H10V139ZM28 138V139H27ZM44 138V139H43ZM55 138H56V140H55ZM109 138V139H108ZM141 140H140V139ZM174 138V139H173ZM192 138V140H190ZM196 140H195V139ZM209 138H211V139H209ZM245 138V139H244ZM257 138H259V139H257ZM260 138H262V142H260L261 141V139ZM7 139V140H6ZM18 139H19V141H18ZM24 139V140H23ZM49 139V140H48ZM121 139V140H120ZM148 139V140H147ZM180 139V140H179ZM182 139H183V141H182ZM198 139H200V142H197L196 143V141H198ZM42 140H44V141H42ZM60 140V141H59ZM70 140H73V142H71L70 144H68V141H70ZM109 140V141H108ZM114 140H115V143L116 144H118V142L120 143V146H119V144H118V146L117 145H115V143H114ZM118 142H117V141ZM138 140V141H137ZM189 140V141H188ZM205 142H204V141ZM210 140V141H209ZM212 140L214 141L213 143H212ZM237 140H240V138H238ZM243 140H247V141H245L244 143H243ZM249 140H251V141H249ZM256 141L255 143L256 144H252V143H254L253 141ZM259 140V144H257L258 141ZM10 141V142H9ZM16 141V142H15ZM20 141H23V142H20ZM25 141H26V144H25ZM31 141H33L31 144H30V142ZM67 141V142H66ZM105 141V142H104ZM108 143H107V142ZM140 141V142H139ZM144 141H145V143H144ZM147 141V142H146ZM181 141H182V143H181ZM185 141V142H184ZM188 141V142H187ZM6 142V143H5ZM13 142H14V144H13ZM27 142H28V144H27ZM103 142V143H102ZM109 142L110 143H112V144H109ZM133 142H134V144H136V145H134L133 144ZM137 142V143H136ZM139 142V143H138ZM175 142V143H174ZM176 142H177V144H176ZM205 143V145L203 146L204 148L205 147H207L206 149H203V147H202V145ZM209 142V143H208ZM216 142V143H215ZM246 142H248L247 144H246ZM4 143V144H3ZM18 143H20L21 145H18ZM23 143V144H22ZM52 143V144H51ZM67 143V144H66ZM105 143H106V145H105ZM123 143H124V145H123ZM129 143H130V145H129ZM141 143H143V144H141ZM161 143V144H160ZM193 143V144H192ZM209 145H207V144ZM212 143V144H211ZM244 144V148L246 149V147L250 150V151H248V149L247 150H245L244 148H242V144ZM25 144V145H24ZM30 144V145H29ZM35 144V145H34ZM40 144V145H39ZM45 144V145H44ZM51 146H49V145ZM55 144V145H54ZM58 144V145H57ZM63 144V145H62ZM113 144H114V146L115 147H117V149L113 146ZM127 144L129 145V146H127ZM160 144V145H159ZM191 144H192V146H191ZM202 144V145H201ZM210 144H211V146H210ZM252 146H251V145ZM12 145V146H11ZM15 145V146H14ZM18 145V146H17ZM39 147H38V146ZM43 145V146H42ZM48 147H47V146ZM53 145V146H52ZM60 145H62V146H64V147H61ZM68 145V146H67ZM91 147H90V146ZM110 145V146H109ZM126 147V149L123 147ZM132 145H133V147H132ZM142 145L143 146H147L146 147V149H145V151L144 152H146V153H143V151H140L141 149V147H142ZM186 145V146H185ZM197 145H198V147H197ZM245 145H246V147H245ZM258 145H261L260 147L258 146ZM10 146V147H9ZM24 146V147H23ZM27 146H28V148H27ZM34 146H36V148H38V150L34 147ZM58 146V147H57ZM70 146V147H69ZM74 146V147H73ZM83 146V147H82ZM89 146V147H88ZM135 146H136V148H135ZM156 146V147H155ZM162 146V147H161ZM237 146H240V147H237ZM257 146V147H256ZM15 147H17V150H16V148ZM18 147H19V149H18ZM34 147V148H33ZM50 147V148H49ZM56 147V148H55ZM78 147V148H77ZM98 147V148H97ZM122 149H121V148ZM158 147V148H157ZM161 147V148H160ZM165 147V148H164ZM176 147V148H175ZM182 149H184V150H182ZM194 147V148H193ZM199 147H202V149L201 148H199ZM5 148H7V149H5ZM25 148V149H24ZM32 148V149H31ZM45 148V149H44ZM51 148H53V149H51ZM59 148H61L62 150L60 151V149ZM67 148V149H66ZM84 148H85V150H84ZM90 148V149H89ZM96 148V149H95ZM113 148V149H112ZM120 148V149H119ZM134 148V149H133ZM137 148H139V149H137ZM155 148V149H154ZM163 148V149H162ZM166 148H167V151H166ZM179 148H180V150H179ZM197 148V149H196ZM236 148H238L237 150H236ZM240 148V149H239ZM255 148V149H254ZM34 149L35 150H37V154H38V152H39V154H40V156H37V154H36V152L34 151ZM50 149V150H49ZM59 149V150H58ZM71 149V150H70ZM78 149V150H77ZM119 149V150H118ZM127 149H128V151H127ZM131 151H130V150ZM132 149H133V152H132ZM154 149V150H153ZM190 149V150H189ZM241 149H243L244 150V152L241 150ZM24 150V151H23ZM28 150H30V151H28ZM48 150V151H47ZM52 150H53V152H52ZM57 151V153H56V155L58 156V155H62L63 157L65 156V158H63L62 157V159H60V160H63L62 162H60V160H59V158L57 159V156H52L53 154H55L54 152H56ZM66 150V151H65ZM89 150H91V151H89ZM114 150V151H113ZM121 150H123L124 152H122ZM148 150V151H147ZM179 150V151H178ZM196 150V151H195ZM202 150V151H201ZM204 150V151H203ZM209 150V151H208ZM235 150H236V154H235ZM259 150H260V152H259ZM9 151V152H8ZM19 151V152H18ZM49 151L51 152L50 153V155H49ZM63 151H65V152H67V153H64ZM82 151V152H81ZM110 153H109V152ZM127 151V152H126ZM137 152L138 151V154H139V156L137 157V161H139V163H137L136 165H131V166H135V168H132V167H129V168H122V171H121V169L120 168H118L119 167V165L122 163V161L126 158V156H128V154L130 155V152L131 153H134V152ZM150 151V152H149ZM158 151H160L161 153H159ZM190 151V152H189ZM200 151V152H199ZM207 151V152H206ZM240 151V153H239V156L241 157H239L238 156V152ZM256 151V152H255ZM4 154H6V155H4ZM6 152V153H5ZM15 152V153H14ZM75 152V153H74ZM108 152V153H107ZM129 152V153H128ZM164 152H166V154L164 153ZM176 152H177V154H176ZM201 152H204V153H201ZM206 152V153H205ZM227 152H229V153H227ZM248 153V154H245L244 155V153ZM251 152V153H250ZM254 152V153H253ZM7 153H9V154H7ZM15 155H14V154ZM26 153H27V155H26ZM32 153H34L33 154V156L31 155ZM46 155H44V154ZM62 153V154H61ZM86 153V154H85ZM105 153V154H104ZM124 153V154H123ZM144 155H143V154ZM149 153H151V154H149ZM155 153V154H154ZM158 153V154H157ZM175 153V154H174ZM190 156V157H188V155ZM192 154V155H190V154ZM200 155H199V154ZM222 153V154H221ZM225 153V154H224ZM227 153V154H226ZM233 155H231V154ZM243 153V154H242ZM43 154V155H42ZM52 154V155H51ZM64 154V155H63ZM76 154V155H75ZM84 154V155H83ZM104 154V155H103ZM111 154V155H110ZM122 154V155H121ZM161 154V155H160ZM174 154V155H173ZM186 154V155H185ZM194 154H196V155H194ZM13 155V156H12ZM17 155V156H16ZM24 155H26V156H24ZM31 156V157H29V156ZM73 157H72V156ZM80 155H83V156H80ZM90 155V156H89ZM123 155H124V157H123ZM143 155V156H142ZM153 155H154V157H153ZM159 155V156H158ZM164 155V156H163ZM176 155H177V157H176ZM182 155V156H181ZM228 156V157H226V156ZM237 156L236 158L234 157V156ZM250 155V156H249ZM258 155H260L259 156V158H257L256 159V157H258ZM5 156V157H4ZM9 156V157H8ZM22 156V157H21ZM24 156V157H23ZM43 156V157H42ZM44 156L46 157V158H44ZM71 156V157H70ZM79 156H80V159H79ZM152 156V157H151ZM176 158H175V157ZM186 156V157H185ZM195 156V157H194ZM199 156V157H198ZM221 156V157H220ZM230 156H232V157H230ZM243 156V157H242ZM16 157V158H15ZM67 157V158H66ZM117 157H118V159H119V161H118V159H117ZM124 159H123V158ZM161 157V158H160ZM164 157H166V158H164ZM167 157H168V159H167ZM192 157H194L193 159H192ZM199 158V159H197V158ZM206 157V159H208V161L206 160V159H204V160H202L203 158H205ZM225 157V158H224ZM239 157V158H238ZM245 157V158H244ZM249 157V158H248ZM253 157V158H252ZM6 158V159H5ZM31 158V159H30ZM35 158V159H34ZM36 158H38V159H36ZM54 158H55V161H54ZM142 158H145V159H143L142 160ZM149 158V159H148ZM179 158H180V160H179ZM196 158V159H195ZM215 158V157H214ZM248 158V159H247ZM251 158V159H250ZM264 158V157H263ZM4 159V160H3ZM10 159V160H9ZM42 159V160H41ZM50 159L52 160L51 161V163H56L57 164V167H56V164L54 165V164H51V163H49L48 161H50ZM57 159V160H56ZM77 159V160H76ZM99 159V160H98ZM109 159V160H108ZM141 159V160H140ZM147 159V160H146ZM158 159V160H157ZM163 159V160H162ZM176 159V160H175ZM187 161H186V160ZM195 159V160H194ZM220 160V162H222V164L219 162V160ZM224 159H226L225 160V162H226V164L224 165V167L226 168V170H224L223 169V164H224ZM241 159V160H240ZM254 159H256V160H254V162H253V160ZM22 160V164H21V167L20 166H17L16 164H18V162L19 161H21ZM27 160V161H26ZM45 160V161H44ZM59 160V161H58ZM69 160V161H68ZM74 160V161H73ZM103 160V161H102ZM149 160V161H148ZM167 160V161H166ZM174 162H173V161ZM177 160L178 161H180L182 164H183V166H176V162H177ZM183 160H185V161H183ZM200 161V163H199V161ZM227 160H229V161H227ZM246 162H245V161ZM250 162L251 160V162H253L254 164H253V166L254 167H252V163L250 162V163H248L247 164V162L248 161ZM14 161V162H13ZM17 163H16V162ZM29 161L31 162V168H30V165L28 166L27 164H29ZM57 161V162H56ZM121 161V162H120ZM152 161H154V163H152ZM163 161H165V165L163 164ZM196 161V162H195ZM242 161V162H241ZM10 164H9V163ZM37 162V163H36ZM41 162H42V164H41ZM48 162V163H47ZM70 162V163H69ZM79 164H78V163ZM142 162V163H141ZM146 162V163H145ZM157 162H158V164H157ZM160 162V163H159ZM172 162V163H171ZM179 162V163H180ZM185 162H187V163H185ZM198 162V163H197ZM202 162V163H203ZM214 162V163H215ZM218 162V163H217ZM231 162V163H230ZM240 162V164H238ZM263 162H264V160H263ZM26 163V164H25ZM32 163H33V165H32ZM112 163V164H111ZM150 165H149V164ZM169 163V164H168ZM171 163V164H170ZM174 163V164H173ZM176 163V164H175ZM190 163V164H189ZM233 163V164H232ZM244 163V164H243ZM2 164H4V165H2ZM9 166H8V165ZM27 165V166H25V165ZM69 164V165H68ZM92 164V165H91ZM139 164V165H138ZM143 164V165H142ZM147 164V165H146ZM152 164V165H151ZM161 164H163L165 167H168V165H169V167L171 166V168H167V169H165V170H162V169H164V166H162ZM168 164V165H167ZM186 164V165H185ZM187 164H188V166L190 165V166H192V168H189V167H187ZM195 164V165H194ZM199 164V165H198ZM221 164V165H220ZM229 164V165H228ZM238 164V165H237ZM246 164V165H245ZM13 165V166H12ZM35 165V166H34ZM42 165V166H41ZM49 165V166H48ZM53 165V166H52ZM71 165H73V166H71ZM162 166V167H160V166ZM173 165H174V167H177L176 168V172H175V174L176 175H172V172H173V169H174V167H173ZM199 166V167H197V166ZM220 165V166H219ZM243 165V166H242ZM15 166V167H14ZM25 166V168L23 169V167ZM34 166V167H33ZM48 166V167H47ZM51 166V167H50ZM69 166V167H68ZM76 166V167H75ZM102 166H107V167H117V168H112L111 170H113L112 172L110 171V173H108V172H102L103 173V176H102V173L100 174V175H94V174H92L91 175V173L93 172V171H95L94 169H96V171L99 169V167H102ZM143 166V167H142ZM146 166V167H145ZM157 166H158V169H157ZM186 166V167H185ZM201 166V167H200ZM218 166V167H217ZM232 166V167H231ZM235 166V167H234ZM244 166H248V167H244ZM250 166V167H249ZM7 167H8V169H7ZM10 167V168H9ZM13 167H14V169H13ZM16 167H20V169L19 168H16ZM53 167H55V168H53ZM92 167H93V169H92ZM145 167V168H144ZM148 167V168H147ZM150 167V168H149ZM154 167V168H153ZM182 167H185V168H182ZM215 167V168H214ZM233 168V169H230V168ZM240 168V170H239V168ZM245 169H244V168ZM27 168V169H26ZM28 168H30L29 170L30 171H28ZM34 168V169H33ZM40 168V169H39ZM53 168V169H52ZM68 168V169H67ZM71 168V169H70ZM73 168V169H72ZM79 168V169H78ZM143 168V169H142ZM160 168V169H159ZM173 168V169H172ZM181 168V169H180ZM187 168H189L188 169V171L187 172H189V173H186V170L185 169H187ZM200 168V169H199ZM213 168L215 169V170H213ZM227 168H228V170H227ZM237 168H238V170H237ZM247 168V169H246ZM254 170H253V169ZM258 169L260 168V167H257ZM19 169V170H18ZM50 169V170H49ZM76 169V170H75ZM126 169V170H125ZM131 169V170H130ZM151 169V170H150ZM154 169L156 170V172L157 173H159V175H157V173L154 171ZM170 169H172V171L170 170ZM180 169V170H179ZM182 169H184V171L182 170ZM192 169V170H191ZM198 169V170H197ZM204 171H203V170ZM207 169V170H206ZM210 169H211V171H210ZM234 169H235V171H234ZM14 170V171H13ZM24 170H26V171H24V173L21 175V172H23ZM32 170V171H31ZM39 170V171H38ZM134 172H133V171ZM148 170V171H147ZM153 170V171H152ZM159 170H161V172H159ZM167 170H169V172L171 173V178H170V176L169 175H167L169 172H167ZM182 171L183 173H185L186 175H187V177H186V175L185 174H183L182 172H180L179 173V171ZM196 170H197V172H196ZM201 170V171H200ZM232 170V171H231ZM247 170V171H246ZM4 171V172H3ZM10 171H11V174H10ZM18 171H20V172H18ZM36 171V172H35ZM53 173H52V172ZM60 171H61V173H60ZM88 171V172H87ZM95 171V172H96ZM118 171H120V172H118ZM141 171V172H140ZM146 171V172H145ZM175 171V170H174ZM193 171H194V174H193ZM202 171H203V173H202ZM210 171V172H209ZM215 171V172H214ZM216 171H217V173H216ZM7 172H8V174H7ZM18 172V173H17ZM56 172V173H55ZM64 172V173H63ZM84 172L87 174H84ZM90 172V173H89ZM113 172H114V174H113ZM124 172V173H123ZM153 172V173H152ZM162 172H164L165 173V175H166V177L168 178V176H169V178H168V182H167V178L165 177V175H164V173H162ZM177 172H178V174H177ZM215 174H214V173ZM224 172V173H223ZM227 172V173H226ZM232 172H235L234 174H235V176H234V174L232 173ZM12 173H14V174H12ZM20 173V174H19ZM26 173V174H25ZM32 173V174H31ZM36 173V174H35ZM39 173V174H38ZM75 173V174H74ZM79 173H81V174H79ZM89 173V174H88ZM112 173V174H111ZM126 173V174H125ZM133 173V174H132ZM149 173H151V174H149ZM156 173V174H155ZM169 173V174H170ZM174 173V172H173ZM198 173H200V174H198ZM213 173V174H212ZM221 173H223V174H221ZM229 173V174H228ZM17 174V175H16ZM28 174V175H27ZM73 174V175H72ZM76 174H78V175H76ZM125 174V175H129V176H131V179L134 181V184H133V181L131 180L130 181V179H128L129 178V176L127 175L126 177H128V178H125V175H124V179L125 180H122V177H123V175ZM161 174H163V176L161 175ZM191 174V175H190ZM210 174V175H209ZM220 174V175H219ZM226 175L227 176V179L226 178H222V176L223 175ZM237 174V175H236ZM241 174V175H240ZM5 175V176H4ZM9 175V176H8ZM11 175V176H10ZM13 175V176H12ZM27 175V176H26ZM33 177V180H32V177ZM38 175V176H37ZM41 175L43 176L42 178H41ZM48 175V176H47ZM63 175V176H62ZM81 175V176H80ZM86 175V176H85ZM107 177H106V176ZM116 175H118V177L116 176ZM119 175H121V176H119ZM151 175V176H150ZM156 175H157V178L159 177V181L158 180H155V181H153V179H154V177H155V179H157L156 178ZM177 175H179V176H177ZM181 175V176H180ZM184 175V177H186L187 178V180H185L186 178H182L183 180H185V181H182V180H180L179 179V177H182ZM194 175V176H193ZM198 175V176H197ZM209 175V176H208ZM223 176V177H226V176ZM228 175H229V178H228ZM19 176V177H18ZM25 176V177H24ZM40 176V177H39ZM61 176V177H60ZM73 176V177H72ZM79 176V177H78ZM93 176V177H92ZM95 176V177H94ZM98 176V177H97ZM99 176H100V178H99ZM111 176V177H110ZM116 176V178H115V181H116V179H117V181L119 180V177H120V182L118 181V183H120V185H118V183H117V181L116 182H113L114 180V178H112V177H115ZM141 178H140V177ZM153 176V177H152ZM162 176V178H160ZM173 176L175 177V179H173ZM12 177V178H11ZM13 177H14V179H13ZM16 177H18V178H20V180L19 179H17ZM45 177V178H44ZM81 177V179H79ZM85 177V178H84ZM87 177V178H86ZM91 177V178H90ZM102 177V178H101ZM103 177H104V179H109V182L107 181V180H104L103 179ZM139 179H138V178ZM144 177H146V178H144ZM151 177V178H150ZM163 177H165V179L163 178ZM176 177H178V179L180 180L179 182H181V183H179V182H177L178 180H177V178ZM196 177V178H195ZM222 179H220V178ZM232 177H234V180H235V182H234V180H232ZM10 178V179H9ZM23 178V180H21ZM25 178V179H24ZM31 179V181H30V179ZM40 178V179H39ZM68 178V179H67ZM76 178V179H75ZM90 178V179H89ZM94 178V179H93ZM98 178H99V180H98ZM111 178V179H110ZM136 178V179H135ZM150 178V179H149ZM201 178H203V179H201ZM210 178H212L211 180H210ZM213 178H214V180H213ZM221 180H219V179ZM231 178V179H230ZM41 179H44V180H42L43 182V184L41 183ZM51 179V180H50ZM91 179H93V180H91ZM95 179H97V181L95 180ZM128 181H127V180ZM144 179H145V181H144ZM195 179V180H194ZM218 179V180H217ZM223 179H225V180H223ZM229 179V180H228ZM237 179V178H236ZM10 180V181H9ZM19 180V181H18ZM40 180V181H39ZM46 180V181H45ZM49 182H48V181ZM67 180V181H66ZM74 182H73V181ZM87 180V181H86ZM112 180V181H111ZM122 180V181H121ZM166 181V182H164V181ZM173 180V181H172ZM176 180V183H178V184H176V183H174V181ZM189 180V181H188ZM228 180V181H227ZM233 181V182H231V184H230V181ZM8 181V182H7ZM13 182V184H12V182ZM24 181H26L25 182V184L24 185H21V184H23V182ZM44 181H45V183H44ZM93 181V182H92ZM98 183V185L97 184H95L96 182ZM130 181V182H129ZM147 181H148V183H147ZM158 181V182H157ZM161 181H162V183H161ZM206 181V182H205ZM214 183H213V182ZM217 181V182H216ZM220 182V184H219V182ZM225 181L226 183V185L225 184H223V182ZM6 182V183H5ZM16 182V183H15ZM19 182V183H18ZM31 182H32V184H31ZM40 182V183H39ZM48 182V183H47ZM61 184H60V183ZM69 182H70V185H68L69 184ZM82 182V183H81ZM102 182V183H101ZM109 184V185H114V188L112 187H109V186H107V184ZM111 182H113V183H111ZM124 182L126 183L127 182V184H125V186H124ZM145 182V183H144ZM152 182V183H151ZM170 182V183H169ZM184 182V183H183ZM211 182V183H210ZM216 182V183H215ZM15 183V184H14ZM90 183H92V184H90ZM99 183H101V184H99ZM115 183H117V185L115 184ZM172 183H174V185L172 184ZM200 183V184H199ZM205 183H206V186H207V184H208V187H206L205 186ZM218 183V184H217ZM222 183V184H221ZM228 183V184H227ZM232 183H233V185H232ZM234 183L235 184H238V185H234ZM4 184H5V186H4ZM60 184V185H59ZM64 184H66L65 186H64ZM90 185V189H87L88 187H89V185ZM104 184V185H103ZM122 184H123V186H122ZM144 184V186H142ZM151 184V185H150ZM155 184H157L156 186H155ZM170 184V187L168 186ZM14 185V186H13ZM28 185H29V187H28ZM77 185V186H76ZM84 185V186H83ZM87 185V186H86ZM131 185V186H130ZM154 185V186H153ZM161 185V186H160ZM177 185V186H176ZM184 185V186H183ZM186 185H188L189 187H187ZM190 185H192V186H190ZM220 185H221V187H220ZM229 185V186H228ZM55 186V187H54ZM62 186V187H61ZM73 186V187H72ZM82 186V187H81ZM94 186V188H95V186H96V188L94 189H92V187ZM97 186L98 187H100L101 189V191L102 192H107L108 194H113V196L111 197V199L109 198V196H111V194L108 196V195H106L107 193H103L102 194V192H101V194L99 193V192H96V196H94L93 197V195H95V194H93V193H95V191H97L98 190V188H97ZM103 186H106V188L105 189H102V187ZM127 186V187H126ZM129 186V187H128ZM180 187V189H179V187ZM187 188H186V187ZM218 186L220 187V190L221 189H223V191L221 192L220 190H219V188H218ZM224 186V187H223ZM231 186H235L234 188L233 187H231ZM237 186H238V188H237ZM262 186V187H261ZM31 187V188H30ZM54 187V188H53ZM121 187H123L122 188V190H121ZM145 187V188H144ZM158 189H157V188ZM161 187V188H160ZM167 187H169V188H167ZM199 187V188H198ZM210 187V188H209ZM213 187H215V190H213L214 188ZM231 187V188H230ZM240 187V188H239ZM13 189L12 191H11V189ZM22 188H23V191H22ZM28 188H30L31 190H28ZM32 188H34L33 190H32ZM48 188V189H47ZM60 188V189H59ZM74 188V189H73ZM82 188H83V190H82ZM104 188V187H103ZM110 189V190H115V194H114V192L113 191H110V190H108L107 191V189ZM133 188V189H132ZM165 188H167V189H165ZM171 188V189H170ZM203 188V189H202ZM213 188V189H212ZM218 188V189H217ZM224 188H225V191H224ZM227 188V189H226ZM229 188V189H228ZM249 189L248 190V192L250 191V194L249 193H247V192H245L246 190L245 189ZM260 188V189H259ZM21 189V191H22V193H20L21 191H19V190ZM26 189V190H25ZM54 189V190H53ZM70 191H69V190ZM126 189V190H125ZM132 189V190H131ZM143 189V190H142ZM152 189H154V190H152ZM179 189V190H178ZM205 189V190H204ZM242 189V190H241ZM245 191H244V190ZM262 189V190H261ZM1 190H2V192H1ZM28 190V191H27ZM62 190H63V192H62ZM88 190H89V192H88ZM92 190H94V191H92ZM99 190V191H100ZM161 190V191H160ZM169 190V191H168ZM181 190H183V191H181ZM191 190V191H190ZM194 190V191H193ZM198 190V191H197ZM201 190V191H200ZM212 190V191H211ZM217 190V191H216ZM219 190V191H218ZM234 190V191H233ZM7 193H6V192ZM10 191V192H9ZM59 191V192H58ZM64 191H66V192H64ZM83 191V192H82ZM109 191H110V193H109ZM117 191V192H116ZM122 191V192H121ZM134 191V192H133ZM137 193H136V192ZM142 191V192H141ZM151 191V192H150ZM160 193V195H159V193ZM164 191V192H163ZM177 191V192H176ZM186 191V192H185ZM190 191V192H189ZM207 191H210V192H212V193H208ZM228 191H230V193L231 194H236L237 196H240V197H237L236 195L234 196V195H231V198H229V201L228 200H226L225 199V196H223L224 195V193L225 194H228L229 192ZM233 191V192H232ZM251 191H252V194H251ZM9 192V193H8ZM12 192V193H11ZM18 192V193H17ZM26 192V193H25ZM31 192V193H30ZM73 192V193H72ZM113 192V193H112ZM156 192V193H155ZM162 192V193H161ZM175 192V193H174ZM206 192V193H205ZM215 192V193H214ZM218 192V193H217ZM239 194H237V193ZM244 192V193H243ZM14 193H16V194H14ZM24 193H25V195H24ZM29 193V195H27ZM34 193V194H33ZM63 193H64V195H65V193H67L66 195H65V198L67 199H65V198H60L61 196L63 197L64 195H63ZM72 193V195H70ZM77 193V194H76ZM79 193H82V194H79ZM85 193V195H83ZM88 193V194H87ZM98 193V194H97ZM130 193V194H129ZM133 193H135V194H133ZM158 193V195H156ZM174 193V194H173ZM179 193V194H178ZM196 195H195V194ZM205 193V194H204ZM213 198V199H211V197L208 195V194ZM229 193V194H230ZM242 193V194H241ZM19 194V195H18ZM22 194V195H21ZM46 194V195H45ZM89 194L92 196H90L89 197ZM101 196H100V195ZM120 194V195H119ZM131 194H133V195H131ZM145 194H148V195H145ZM153 196H152V195ZM169 194V195H168ZM178 194V195H177ZM180 194H181V197H180ZM186 194V195H185ZM191 194V195H190ZM201 196H199V195ZM220 194H222V195H220ZM257 194H255V195H257ZM260 194V193H259ZM7 195V196H6ZM14 195V196H13ZM21 195V196H20ZM77 195V196H76ZM88 195V196H87ZM98 195H99V197H98ZM106 195V196H105ZM115 195V196H114ZM119 195V196H118ZM122 195V196H121ZM126 195V196H125ZM138 195H140V196H138ZM162 195H163V197H162ZM185 195V196H184ZM208 196V197H210V198H206V197H203V196ZM217 195V196H216ZM220 195V196H219ZM244 195V197L242 198V196ZM245 195H249V197H247V196H245ZM6 196V197H5ZM17 196H19L20 198H18ZM28 196H30V197H28ZM43 196V197H42ZM69 196V197H68ZM71 196V197H70ZM75 196V197H74ZM79 196V197H78ZM81 196V197H80ZM83 196V197H82ZM87 196V198H89L88 200H89V202L91 203L93 200H97L98 202H96V205L98 206H101V207H103V208H101V207H97V206H95L94 207V203H95V201H93L92 202V204H91V207H90V209H92L91 211H94V212H90V211H88L89 210V205H90V203L89 202H86V203H88V205H86V203H85V201H88V200H83V199H85V197ZM107 198V199H109L108 200V202H106L107 200H104V199H106L105 197ZM108 196V197H107ZM116 196H117V198H116ZM137 196V197H136ZM143 196V197H142ZM150 196V197H149ZM177 196H178V198H177ZM186 196H188V197H186ZM199 196V197H198ZM216 196V197H215ZM234 197V199H233V197ZM5 197V198H4ZM79 198L78 200H80V201H77V198ZM104 197V198H103ZM157 197H158V201H157ZM192 199H191V198ZM194 197H195V199H196V201L194 200ZM199 198V200H197L198 198ZM217 197H218V199H217ZM224 197V198H223ZM236 197V198H235ZM7 198H8V200L9 201H7ZM11 198V199H10ZM18 199L19 200V202H15V201H17V200H14V199ZM24 200H23V199ZM71 198V199H70ZM83 198V199H82ZM86 198V199H87ZM97 198H101L100 200H102V198H103V200H104V202L106 203H104L103 201H100L99 199H97ZM138 198H139V200H140V202H139V200H138ZM141 198H142V200H141ZM149 198L152 200H149ZM188 200H186V199ZM201 198H203L202 200H201ZM204 198H206V199H204ZM220 198H221V200H220ZM227 198V197H226ZM238 198V199H237ZM246 198V199H245ZM5 199V200H4ZM26 199V200H25ZM65 201H64V200ZM128 199H129V201H128ZM146 199V200H145ZM148 199V200H147ZM181 199V200H180ZM189 199L191 200V202L189 201ZM228 199V198H227ZM244 199V200H243ZM10 200L11 201H14V202H10ZM127 200V201H126ZM136 200V201H135ZM162 200H164V201H162ZM194 201V204H192L193 203V201ZM204 200V201H203ZM211 200H213V202L211 201ZM226 200V201H225ZM238 200H240V202L238 201ZM243 200V201H242ZM3 201H5V202H3ZM21 201H23V203L21 202ZM100 201V202H99ZM114 201V202H113ZM144 201V202H143ZM148 201V202H147ZM199 201H201V202H199ZM214 201H216L217 203H215ZM225 201V202H224ZM228 201V202H227ZM231 201V203H229ZM234 201V202H233ZM236 201H238L239 203L237 204V202ZM7 202H9L8 204H7ZM63 202V203H62ZM66 202H68V205L69 206H66ZM70 202V203H69ZM74 202V203H73ZM75 202H76V204L77 205H75L74 207H76V208H74L73 209V205L75 204ZM78 202H81L82 203V205L80 204L79 205V203ZM102 202V204H104V205H100L99 203H101ZM110 202H111V205H112V208L110 207L111 205H110ZM117 202V203H116ZM129 202V203H128ZM162 202V203H161ZM165 202V203H164ZM168 202V203H167ZM169 202H171L170 204H169ZM176 202V203H175ZM180 202V203H179ZM188 203V205H186L187 203ZM199 202V203H198ZM207 202V203H206ZM209 202V203H208ZM219 202V203H218ZM223 202V203H222ZM242 202H243V204H242ZM13 205H11V204ZM14 203V204H13ZM73 203V205H70V204H72ZM98 203V204H97ZM128 203V204H127ZM136 203H138V207H137V204ZM160 203V204H159ZM166 205H164V204ZM178 203V204H177ZM207 204V208L205 207L206 206V204ZM213 203H214V205H213ZM234 203H236V205L234 204ZM21 204V205H20ZM61 204V205H60ZM108 204V205H107ZM154 204V205H153ZM177 204V205H176ZM182 206H181V205ZM192 206H191V205ZM201 204V205H200ZM202 204H204V205H202ZM216 204V205H215ZM218 204V205H217ZM6 205V206H5ZM17 205V206H16ZM60 205V206H59ZM79 205V206H78ZM83 205H86L87 206V209L83 206ZM118 205V206H117ZM148 205V206H147ZM162 205V206H161ZM169 206V209H168V206ZM187 207H186V206ZM191 207H190V206ZM198 205V206H197ZM213 207H211V206ZM220 205H222V206H220ZM226 205H228V206H226ZM232 205V206H231ZM239 205H241V206H239ZM243 205V206H244ZM2 206V207H1ZM8 206H10V207H8ZM66 206V207H65ZM80 206L81 207H84V208H80ZM93 206V207H92ZM140 206V207H139ZM161 206V207H160ZM172 208H171V207ZM177 206H178V208L179 209H181V207H183L182 209H181V211L180 210H176V209H178L177 208ZM200 206H202V207H200ZM203 206H204V208H206L205 210H204V208H203ZM209 206V207H208ZM215 206H216V208H215ZM231 206V207H230ZM242 206V207H243ZM68 207V209H72V213H73V211H74V213L75 214H77L78 216H79V214H81L79 217H77V215H75V214H73V215H75L74 217L76 218V222H72L70 219H69V217L73 220V221H75V218L73 219V217H72V214H70L71 213V210H66V213H64V211H65V209ZM136 207H137V209H136ZM150 208V210H149V208ZM152 207V208H151ZM219 207V208H218ZM221 207H223V208H221ZM226 207V208H225ZM234 207V208H233ZM4 209V210H2V209ZM9 208L12 210H9ZM50 208H52V209H50ZM65 208V209H64ZM78 208H79V210H78ZM98 209V210H95V209ZM107 208H109V209H107ZM139 208V209H138ZM145 208V209H144ZM157 208V209H156ZM163 210H162V209ZM165 208H167V209H165ZM175 210H174V209ZM189 209V210H187L186 211V209ZM200 208V210H198ZM211 208H212V210H211ZM222 210H221V209ZM14 209V210H13ZM20 209V210H19ZM50 209V210H49ZM61 211H60V210ZM63 209V210H62ZM82 209V213H79L78 214V211L80 212V210ZM84 209H86V211H88V213H86V214H84L85 213V210ZM100 209V210H99ZM105 209V212L106 211H108V212H104L103 210ZM148 209V210H147ZM152 209H153V211H152ZM159 209V210H158ZM173 209V210H172ZM192 209H194L193 211H192ZM203 209V210H202ZM34 210V211H33ZM52 210V211H51ZM77 210V211H76ZM111 210H113V211H111ZM117 210V211H116ZM120 210V211H119ZM129 210V211H128ZM137 210V211H136ZM141 210V211H140ZM142 210H144V211H142ZM158 210V211H157ZM182 210H184V211H182ZM2 211V212H1ZM3 211H5V212H3ZM46 211V212H45ZM47 211H48V213H47ZM57 211V212H56ZM70 211V212H69ZM83 211H84V213H83ZM98 211H100V212H98ZM116 211V212H115ZM126 211V212H125ZM128 211V212H127ZM169 211H171V212H169ZM179 211V212H178ZM190 212V214L191 215H189V213H187L186 214V212ZM193 213H192V212ZM199 211V212H198ZM234 210H232V212H233ZM11 212V213H10ZM13 212V213H12ZM34 213V214H31L30 215V213ZM38 212V213H37ZM67 212H69V213H67ZM89 212H90V214L92 213V216L89 214ZM160 213V215H159V213ZM175 212H178V213H176V214H173V213H175ZM183 213V214H181V213ZM205 214H204V213ZM219 212V211H218ZM260 212V213H259ZM262 212V213H261ZM45 213H47V214H45ZM58 213V214H57ZM60 213H62V214H60ZM95 213V214H94ZM101 213V214H100ZM109 213H110V215H109ZM118 213H119V215H118ZM127 213H129V214H127ZM131 213V214H130ZM154 213H155V215H154ZM170 213H172V214H170ZM198 213H200L197 217L199 218V217H201V216H203V217H201V219H198L197 218V220H196V214H198ZM39 214V215H38ZM65 214V215H64ZM66 214L69 216H66ZM87 214H89L88 216H87ZM117 214V215H116ZM137 214H138V216L139 217H137ZM144 214V215H143ZM152 214V215H151ZM158 214V215H157ZM163 214H165V215H163ZM181 214V215H180ZM185 214H186V217H185ZM220 214H218V215H220ZM260 214L263 216V218H262V216H260ZM60 215V216H59ZM61 215H62V217H61ZM84 215H86V217H84ZM113 215H115V216H113ZM121 215V216H120ZM126 215H127V217H126ZM151 215V216H150ZM175 215V216H174ZM178 215V216H177ZM180 215V216H179ZM193 215H195V216H193ZM63 216H64V218H65V220H63L62 218H63ZM66 216V217H65ZM82 216V217H81ZM97 216V217H96ZM100 218H99V217ZM117 216V217H116ZM118 216H119V219L121 220H119L118 219ZM131 216V217H130ZM135 216V217H134ZM158 216H159V218H158ZM164 216V217H163ZM177 216V217H176ZM188 216H190V218L188 217ZM43 217V218H42ZM67 217H68V219H67ZM84 217V218H83ZM105 217V218H104ZM114 217H115V220H114ZM129 217H130V219H129ZM141 217V218H140ZM152 217V218H151ZM162 217V219H160ZM167 217H169L167 220H166V218ZM171 217V218H170ZM179 217V218H178ZM182 217V218H181ZM193 219H192V218ZM262 220H260L259 218ZM78 218V219H77ZM79 218H80V220H79ZM81 218H82V220H81ZM103 218V219H102ZM136 218V219H135ZM144 218V219H143ZM158 219V220H156V219ZM256 218V219H255ZM8 219H10V220H8ZM25 219V220H24ZM38 219V220H37ZM55 219V220H54ZM60 219H61V221H60ZM93 219V220H92ZM95 219H96V221H95ZM99 219V220H98ZM117 219V220H116ZM125 219V220H124ZM134 219V220H133ZM148 219L150 220V219H152V220H150V221H148ZM195 219V220H194ZM46 220V221H45ZM84 220V221H83ZM87 220V221H86ZM146 222H145V221ZM160 220V221H159ZM163 220H165L166 222H162ZM168 220H170V221H168ZM255 220H257V222H255ZM5 223H4V222ZM27 221V222H26ZM70 221H71V223H70ZM78 221V222H77ZM91 221V222H90ZM105 221H106V223H105ZM109 221V222H108ZM124 221H125V223H124ZM130 221H132V223L130 222ZM148 221V222H147ZM180 221V222H179ZM188 221V222H187ZM196 221H198V223H196ZM69 222V223H68ZM87 222L90 224H87ZM95 222V223H94ZM100 222H101V224H100ZM115 222L117 223V224H115ZM127 222V223H126ZM129 222V223H128ZM135 222V223H134ZM151 222V223H150ZM155 222V223H154ZM24 223V224H23ZM79 223V224H78ZM80 223H82V224H80ZM92 223V224H91ZM103 223V224H102ZM137 223V224H136ZM160 223V224H159ZM167 223H169L168 225H167ZM201 223V224H200ZM256 223V224H255ZM32 224V225H31ZM53 224V225H52ZM61 224V225H60ZM64 224V225H63ZM94 224V225H93ZM97 226H96V225ZM102 225V226H100V225ZM123 224V225H122ZM127 226H126V225ZM132 224V225H131ZM144 224V225H143ZM146 224V225H145ZM150 224H152L153 225V227H152V225H150ZM155 224V225H154ZM159 224V225H158ZM194 225V227H195V229H194V227L192 226V225ZM258 224H260V225H258ZM26 225V226H25ZM40 225H41V227H40ZM47 225H48V227H47ZM62 225H63V227H62ZM115 225H117V226H115ZM119 225V226H118ZM138 225V226H137ZM150 225V226H149ZM165 225V226H164ZM174 225V226H173ZM180 225V226H179ZM198 225V226H197ZM248 225H249V227H248ZM256 225V226H255ZM263 225V226H262ZM43 226V227H42ZM67 226V227H66ZM73 226V227H72ZM83 226V227H82ZM89 226V227H88ZM113 226L116 228V229H114L113 228ZM121 226H122V228H121ZM142 228H141V227ZM155 226V227H154ZM157 226V227H156ZM163 228H162V227ZM170 226V227H169ZM183 226V227H182ZM191 226V227H190ZM257 228V226H259L257 229L255 228V227ZM77 227V228H76ZM81 227V228H80ZM85 227V228H84ZM88 227V228H87ZM98 227V228H97ZM100 227V228H99ZM127 227V228H126ZM136 227V228H135ZM140 227V228H139ZM145 227V228H144ZM147 227H149V228H147ZM161 227V228H160ZM190 227V228H189ZM193 227V228H192ZM254 229H253V228ZM18 228V229H17ZM44 228V229H43ZM48 228V229H47ZM75 228V229H74ZM80 230H79V229ZM82 228H84L86 231H84V229H82ZM95 228V229H94ZM113 228V229H112ZM121 228V229H120ZM129 228V230H127ZM146 228H147V230H146ZM183 228H185V229H183ZM189 228V229H188ZM198 228V229H197ZM262 228V229H261ZM73 229V230H72ZM77 229H78V233H77ZM98 231H97V230ZM110 229V230H109ZM119 229V230H118ZM124 229V230H123ZM133 229H135V230H133ZM138 229V230H137ZM162 229V230H161ZM164 229V230H163ZM180 229V230H179ZM182 229H183V231H182ZM188 229V230H187ZM190 229H191V231H190ZM203 229L205 230V231H203ZM253 229V230H252ZM256 229V230H255ZM258 229H259V231H258ZM72 230V231H71ZM74 230H75V232H74ZM101 230V231H100ZM126 230V231H125ZM131 230H132V232H131ZM154 231V232H152V231ZM157 230V231H156ZM161 230V231H160ZM169 232V234H168V232ZM202 230V233L200 232ZM245 230H246V232H245ZM42 231V232H41ZM58 231V232H57ZM69 231V232H68ZM82 231V232H81ZM119 231V232H118ZM134 231V232H133ZM190 231V232H189ZM210 233H209V232ZM241 231V235H240V232ZM252 231H253V233L254 232H256V231H258L262 236H260L259 235V233L257 234V232L256 233H254V234H257V235H259V237L258 236H255L253 233H252ZM94 232V233H93ZM99 232V233H98ZM101 232V233H100ZM107 232H109V233H107ZM113 232V233H112ZM138 232V233H137ZM142 232H144V233H142ZM157 233V236H156V233ZM161 232V233H160ZM163 232V233H162ZM165 232L167 233V234H165ZM184 233L185 232V234H187V235H181V233ZM189 232V233H188ZM196 232V233H195ZM231 232V233H230ZM251 233L250 235L248 234V233ZM60 233V234H59ZM65 233V234H64ZM106 233V234H105ZM115 233V234H114ZM123 235H121V234ZM123 233H126V234H123ZM131 233H132V235H131ZM136 233H137V235H136ZM152 233H154V234H152ZM177 233V234H176ZM194 233V234H193ZM221 233V234H220ZM230 233V234H229ZM102 234V235H101ZM110 236H109V235ZM130 235L129 237H128V235ZM180 234V235H179ZM192 234V235H191ZM213 234V235H212ZM220 234V235H219ZM229 234V235H228ZM237 234V235H236ZM244 234V235H243ZM61 235V236H60ZM66 235V236H65ZM95 235V236H94ZM105 235H106V237H105ZM118 235V236H117ZM120 235V236H119ZM177 237H176V236ZM178 235H179V237H178ZM188 235H190V236H188ZM198 235V236H197ZM210 235V236H209ZM217 235H219L218 237H217ZM222 235L224 236V237H222ZM233 235V236H232ZM253 235V236H252ZM98 236V237H97ZM116 236V237H115ZM124 236H125V238H124ZM145 236V237H144ZM150 236V237H149ZM158 236H162V237H158ZM170 236H172V237H170ZM181 236V237H180ZM188 236V237H187ZM192 236V237H191ZM196 236V237H195ZM213 236H215V237H213ZM225 236H228V239L229 240H227V237H225ZM242 238H241V237ZM248 236H249V238H248ZM62 237V238H61ZM93 237V238H92ZM96 237V238H95ZM102 237V238H101ZM109 237V238H108ZM123 237V238H122ZM148 237V238H147ZM164 237V238H163ZM166 237H168V238H166ZM174 237H175V239H174ZM187 239H186V238ZM191 237V238H190ZM200 237V238H199ZM212 237V238H211ZM236 237V238H235ZM238 237V238H237ZM258 237V238H257ZM107 238V239H106ZM120 240H119V239ZM122 238V239H121ZM150 238V239H149ZM155 238V239H154ZM159 238V239H158ZM178 238V239H177ZM209 238V239H208ZM245 238V239H244ZM254 239V240H252V239ZM257 238V239H256ZM101 239V240H100ZM146 239H148V240H146ZM173 239V240H172ZM193 239V240H192ZM216 239H218V240H216ZM220 239V240H219ZM237 239V240H236ZM241 239V240H240ZM251 239V240H250ZM17 240V241H16ZM22 240V241H21ZM85 240V241H84ZM88 240V241H87ZM96 240V241H95ZM109 240V241H108ZM117 240V241H116ZM125 240V241H124ZM154 242H153V241ZM167 240V241H166ZM179 241V243H178V241ZM184 240H185V242H184ZM187 240V241H186ZM190 240V241H189ZM197 240V241H196ZM199 240V241H198ZM209 240V241H208ZM19 241V242H18ZM114 241H116V242H114ZM118 241H120V242H118ZM122 241V242H121ZM127 241V242H126ZM134 241H135V244L137 245V242H139V243H141V242H145V243H148L147 241H150L151 243H152V245L151 246H147V247H149V248H147V247H144V248H146L148 251L149 250H151V252H154V250H156L154 253H152L153 255H148V254H151V252L149 251V252H147L146 251V253L143 251V252H139V254H135L134 253V255H131V254H129L130 256L128 257V255L126 256V253L124 254V251L125 250H127V248L128 249H131V245L129 246L128 244H132V243H134ZM159 241V242H158ZM161 241V242H160ZM166 241V242H165ZM173 241V242H172ZM181 241V242H180ZM189 241V242H188ZM208 241V242H207ZM213 241V242H212ZM232 241H234L233 243H232ZM240 241V242H239ZM260 241V242H259ZM9 242V243H8ZM24 242V243H23ZM78 242V243H77ZM80 242V243H79ZM100 244H99V243ZM123 242H124V245H122L123 244ZM131 242V243H130ZM204 242V243H203ZM56 243V244H55ZM94 243V244H93ZM96 243V244H95ZM102 243V244H101ZM139 243H138V246H136V247H139L140 248V246L141 245H139ZM153 243H154V245H153ZM156 243V244H155ZM158 243V244H157ZM167 243V244H166ZM169 243V244H168ZM175 243H176V245H175ZM195 243V244H194ZM207 245H206V244ZM260 243V244H259ZM15 244H17V245H15ZM19 244V245H18ZM44 244V245H43ZM52 244V245H51ZM73 244V245H72ZM88 244H91V245H89L88 246ZM113 244H115V245H113ZM166 244V245H165ZM187 244V245H186ZM192 244V245H191ZM197 244V245H196ZM242 244H244V245H242ZM263 246H262V245ZM24 245V246H23ZM25 245H26V248H25ZM29 245V246H28ZM75 245H76V247L77 248H75ZM111 245V246H110ZM119 245H121V246H119ZM170 245H172V246H170ZM183 245V246H182ZM202 245V246H201ZM230 245V246H229ZM234 245V246H233ZM74 246V247H73ZM87 246V247H86ZM97 246V247H96ZM118 246V247H117ZM135 246L133 247L134 249H139V248H135ZM156 246V247H155ZM201 246V247H200ZM245 246H247V247H245ZM252 246V247H251ZM43 247V248H42ZM46 247V248H45ZM89 247V249H87ZM95 247L97 248V249H95ZM117 247V248H116ZM142 246H141V248H143ZM155 247V248H154ZM169 247V248H168ZM174 247V248H173ZM193 247V248H192ZM234 247V248H233ZM78 248H80V249H78ZM101 248V249H100ZM120 248V249H119ZM172 248V249H171ZM182 248V249H181ZM189 248V249H188ZM196 248V249H195ZM217 248H218V250H217ZM226 248V249H225ZM39 249V250H38ZM44 249V250H43ZM60 249V250H59ZM76 249V250H75ZM93 249V250H92ZM111 249H114V250H111ZM116 249H117V251H116ZM125 249V250H124ZM170 249V250H169ZM188 249V250H187ZM213 249V250H212ZM222 249V250H221ZM28 250V251H27ZM36 250V251H35ZM46 250V251H45ZM49 250V251H48ZM51 250V251H50ZM62 250V251H61ZM78 250H79V252H78ZM84 250V251H83ZM87 250V251H86ZM101 250V251H100ZM109 250H110V252H109ZM142 250V249H141ZM161 252L162 250V253H160L159 251ZM167 250V251H166ZM176 250H178V251H176ZM30 251V252H29ZM73 253H72V252ZM95 251V252H94ZM120 253H119V252ZM181 251V252H180ZM226 251V252H225ZM19 252V253H18ZM48 252V253H47ZM51 252V253H50ZM54 252V253H53ZM70 252V253H69ZM76 252V253H75ZM100 252V253H99ZM113 252H117V255H118V257H116L117 255H116V253H114L115 255H113ZM123 252V253H122ZM177 254H176V253ZM180 252V253H179ZM224 252V253H223ZM235 254H234V253ZM22 253V254H21ZM32 253V254H31ZM63 253H64V255H66V256H64L63 255ZM90 253V254H89ZM111 253V254H110ZM143 253V254H142ZM159 253V254H158ZM170 253V254H169ZM207 253V254H206ZM211 253V254H210ZM227 253V254H226ZM230 253H232V254H230V257H229V254ZM238 253L240 254V256L241 257H239V255H238ZM244 253H246V254H244ZM24 254H25V256H24ZM30 254V255H29ZM42 254H44V255H42ZM52 254V255H51ZM62 254V256L64 257H62V256H60ZM98 254V255H97ZM124 254V255H123ZM161 254V255H160ZM165 254V255H164ZM180 254V255H179ZM208 254L210 255V256H208ZM251 254V255H250ZM58 255V256H57ZM90 255H91V257H90ZM110 255H113V256H110ZM123 255V256H122ZM144 255V256H143ZM156 255H158V257L155 256ZM163 255V256H162ZM236 257H235V256ZM247 255H250V256H247ZM31 256V257H30ZM87 256V257H86ZM171 256H172V258H173V260H172V258H171ZM178 256V257H177ZM188 256V257H187ZM192 256V257H191ZM202 256H204V257H202ZM222 256L224 257V258H222ZM247 257V258H245V257ZM8 257V258H7ZM20 257V258H19ZM27 257V258H26ZM36 257V258H35ZM61 257V258H60ZM80 257H83L84 258V260H83V258H80ZM86 257V258H85ZM94 257V258H93ZM114 257H116V258H114ZM123 257V258H122ZM149 257V258H148ZM152 257H153V259H152ZM167 259H166V258ZM177 257V258H176ZM190 257V258H189ZM215 257V258H214ZM222 258V260H221V258ZM235 257V258H234ZM2 258V259H1ZM9 258H11V259H9ZM13 258H14V260H13ZM15 258H17V259H15ZM23 258L26 260H23ZM29 258V259H28ZM55 258V259H54ZM75 258V259H74ZM96 258V259H95ZM128 258H129V260H128ZM156 258H158V260L156 259ZM165 258V259H164ZM179 258H181V259H179ZM208 258V259H207ZM212 258V259H211ZM215 260H214V259ZM217 258V259H216ZM234 260H233V259ZM251 258V259H250ZM21 259V260H20ZM34 259V260H33ZM37 259V260H36ZM42 260V261H39V260ZM52 259V260H51ZM59 259V260H58ZM65 261H64V260ZM70 259H72V260H70ZM79 259H82V260H80V262H78L79 261ZM147 259H149L148 261H147ZM155 259V260H154ZM160 259H161V263H160ZM183 259V260H182ZM190 259V260H189ZM239 259H240V262H239ZM248 259H249V261H248ZM7 260V261H6ZM48 260V261H47ZM55 260V261H54ZM74 260V261H73ZM116 262H115V261ZM135 260V261H134ZM156 261V263L154 262V261ZM171 260V261H170ZM187 260V261H186ZM206 260V261H205ZM214 260V261H213ZM217 260V261H216ZM227 260V261H226ZM243 260V261H242ZM46 261V262H45ZM63 261V262H62ZM72 261V262H71ZM83 261V262H82ZM87 261V262H86ZM127 261V262H126ZM158 261V262H157ZM169 261V262H168ZM242 261V262H241ZM246 261H248V262H246ZM256 261H258V262H256ZM13 262V263H12ZM34 262V263H33ZM37 262V263H36ZM48 262V263H47ZM60 262V263H59ZM82 262V263H81ZM88 262H90V263H88ZM143 262V263H142ZM175 262V263H174ZM202 262V263H201ZM206 262V263H205ZM217 262V263H216ZM150 263V264H151Z\"/></svg>","mask_w":264,"mask_h":264},{"label":"bare ground","instance_id":"obj_2","mask_svg":"<svg viewBox=\"0 0 264 264\" xmlns=\"http://www.w3.org/2000/svg\"><path fill=\"white\" fill-rule=\"evenodd\" d=\"M32 1H34V0H32ZM32 1L31 0H0V100L1 99H3V97H4V99H5V96H7L11 91V93L13 94V95H15V96H12V94H11V96L13 97L12 99H11V97H10V99H11V104H12V106L10 107V109H9V107H7L9 110H7V108H6V105L8 106V103H5V104H3V103H1L3 106H4V108L7 110L6 112H5V114H3V112H2V115H0V120H2V119H16V118H24V119H26L27 118V116L25 115V113H22L23 112V110H26L25 112L27 113V110H28V105H31V104H33V102L34 101H36V99L39 97L40 98V96H53V100L54 101H56V102H52L53 103V105H52V103H50V104H48L46 107H42V109H41V112H39V114H38V117H40V121H45L46 123H47V121H54V123L56 124V126L58 127H60V126H63V125H65V127L67 128V129H69V126L70 125H72V128H70L68 131V138H70V139H72V138H74V137H82V138H88V137H90L92 134H94L93 136H95V133H98V132H101V131H103V129L108 125V122L106 123V122H104L103 120H105V119H107V117L109 118H111V114L109 115L108 114V116H106L105 117V115L107 114L106 112H107V110H111V112H114L115 111V109H117V106H118V102L119 101H121L120 100V96H118V95H116L115 94V97H114V99L112 100L113 101V104L111 103V101H109L110 103L108 104V105H112V107H111V109L110 108H108L107 109V107H110V106H105L106 107V112H105V110H103L106 114L104 115V117H103V119H98L96 122H94V120H96V118L94 119V120H92L91 122H90V120H88V121H85L86 119L84 118V115L82 116L81 115V113L80 112H82L83 113V111H79V107H78V111H75V113L76 112H79L78 114H73V113H69V108L68 109H65V108H67L66 106H68V105H66L65 104V102L63 103L64 105H66L64 108H60V103L61 102H59V100H60V93H61V90H62V86H63V83L65 82V81H67L66 79H64V82H62L60 79V76L62 77V78H66V77H63L62 76V73L63 72H65L66 71V69H65V67L67 66L66 65V61H67V59H68V61H69V56H68V54H66L67 53V51H69V52H71L72 51V47H73V45H72V49H71V51L69 50L70 48V46H71V44H70V46H68L67 48V50H65V48H63V44H66L67 43V41H69V39H71L70 37L73 35V34H76V33H79V32H81L83 29H87V28H91L92 29V31H90L89 29H87V30H89L90 32H92V33H90V37L88 36V39H86L87 41H86V43H81V44H83V46H82V50L84 51H87V52H89V60H90V65L88 66V68H90L91 70H95V71H98L99 69H105L106 67H107V65H110V63L108 64L107 63V61H108V59L110 60L111 58H113V56L111 55V57L109 56L110 54H108L109 53V50L111 51V49H108L109 48V46L110 45H112L113 44V42L114 41H116V42H118V43H120L119 45H116V46H119L118 48L117 47H115V50L113 49L114 47L113 46H111V47H113L112 48V50L115 52V60H114V62L115 63H113V65L115 64V68H114V70L116 69V72L115 73H117V71L118 70H120L121 72L123 71V72H125L124 74L126 75V73L127 74H129L130 75V78L129 79H131L132 80V78H133V80H154L155 78H151V77H148V78H146L145 79V77L144 76H142V77H139V75L140 74H147L146 72H148L149 73V71H151V72H157V74H158V72H160L161 71V57H160V54H161V52L163 51V41H165V40H163L162 41V37H161V32H162V30L165 28V27H167V26H171V25H173L172 24V22L173 21H175V20H178L177 22H178V24H179V19L178 18H180V15L183 17V13L182 14H180V10H181V3L183 2V0H139L140 1V5H139V9L138 10H133V12L130 10V12H132V13H127L128 15L126 16V18H125V16H124V18L123 19H118V16L116 15V14H118V8H117V10H115L116 11V14H115V12H113L112 11V4H113V2H117V1H119V0H38V8H37V5L35 6H32V4H34V3H32ZM37 1V0H36ZM122 1V0H121ZM126 1V0H125ZM135 1V0H134ZM134 1H133V3H134ZM137 1V0H136ZM195 1V0H194ZM204 1V0H203ZM223 1H226V6H225V8L227 7V6H229V5H234V3L236 2V0H229V3L227 2V0H223ZM241 1H244V0H240V2L239 3H241V5H243L244 4V2H243V4H242V2ZM264 1V0H263ZM123 2V1H122ZM129 2V1H128ZM130 2H131V0H130ZM129 2V3H130ZM213 2V1H212ZM262 2V1H261ZM117 3H119V2H117ZM132 3V2H131ZM136 3V2H135ZM137 3H139V2H137ZM184 3V2H183ZM194 3V2H193ZM263 3V2H262ZM123 4V3H122ZM215 4H218V2L217 3H215ZM229 4V5H228ZM246 4V3H245ZM185 5V4H184ZM184 5H183V7H184ZM206 5V4H205ZM222 5H224V3L222 4ZM237 5V4H236ZM235 5V6H236ZM241 5H239L240 7H241ZM114 6H118V5H114ZM119 6H121V3H120V5ZM118 6V7H119ZM133 6H135V5H133ZM137 6V5H136ZM186 6V5H185ZM188 6V5H187ZM198 6V5H197ZM208 6V5H207ZM218 7H221V6H219V4L217 5ZM245 7H246V5H244ZM261 6V5H260ZM126 7L128 8V5H126ZM238 7V6H237ZM237 7H235V8H237ZM239 7V8H240ZM258 7V6H257ZM261 7H264V6H261ZM36 8L38 9L37 11H36ZM114 8V7H113ZM131 8V4H130V7H129V9ZM216 8V7H215ZM228 8V7H227ZM226 8V9H227ZM241 8H243V7H241ZM241 8L240 9H238L237 11L238 12H242V11H239V10H241ZM256 8V7H255ZM115 9V8H114ZM197 9H199V8H197ZM196 9V11H198ZM202 9V8H201ZM210 9V8H209ZM234 9V8H233ZM245 10H246V8H244ZM261 9H263V8H261ZM120 10V9H119ZM123 10H125V7H124V9ZM184 10V9H183ZM217 9H214L213 11H215V12H219L220 10H222V9H219V10H217ZM228 10H231V8H229V9H227V11ZM120 11H122V9L120 10ZM126 11V10H125ZM129 10L127 9V12H128ZM195 11V12H196ZM200 11V10H199ZM226 11V12H227ZM236 11V10H235ZM248 11V10H247ZM262 11V10H261ZM261 11L260 10H258V11H256V12H254L253 13V15H249V16H247L246 18L247 19H245V20H242L243 18L241 17V15H239L242 19H241V21H238L237 23H236V21H235V25H234V20H233V25L231 24V26L232 27H239V28H241V33L239 34V35H236L235 37V39H239V38H241L242 39V42L241 43H245V42H250L251 41V39L250 38H252V37H257L258 39H256L255 38V40L260 44V45H262V46H264V34H263V36H261V34L263 33H261L260 34V36L259 35H257L256 33L253 35L252 34V31H250V29H252V27L256 24V22L258 21V20H262V18L260 19L259 17H262V15L263 14H261ZM208 12V11H207ZM217 12V13H218ZM231 12V11H230ZM233 12V11H232ZM122 13V12H121ZM214 13V12H213ZM228 13V12H227ZM237 13V12H236ZM235 13V14H236ZM245 13V12H244ZM120 14V13H119ZM201 13H198V14H196L195 16H196V18H195V16L194 15H192L191 16V18L193 19V24H192V28L185 34V35H183V36H181L179 39L177 38V41H176V43L177 44H180V43H182V42H187L188 40H189V38H191V37H193V36H195V35H197V34H200V33H202V32H199L200 30H204L205 28H207V29H209V26L213 23V21H215L214 19H215V13H214V15H211L210 16V18L208 19V20H205V22H203V23H201L202 21H203V19H202V17H201V15H200ZM219 14V13H218ZM226 14V13H225ZM229 14H231V13H229ZM233 14H234V12H233ZM233 14H231L232 15V17H233ZM242 14V13H241ZM246 14V13H245ZM120 15H123V14H120ZM208 15H209V13H208ZM244 15V14H243ZM260 15V16H259ZM179 16V17H178ZM217 16V15H216ZM238 16V17H239ZM245 16V15H244ZM256 16H259L258 17V19L256 18ZM190 17V16H189ZM209 17V16H208ZM207 17V18H208ZM219 17H220V15H219ZM230 17V16H229ZM229 17H227V18H229ZM232 17H230L231 18V21H232V19H234V18H232ZM229 18V19H230ZM264 18V17H263ZM181 20L183 19V18H180ZM188 19V18H187ZM190 19V18H189ZM222 19V18H221ZM236 19H238V18H236ZM227 21H228V19H227ZM174 23V22H173ZM198 23V24H197ZM232 23V22H231ZM262 23V22H261ZM123 24H125V25H128V26H131V27H137V28H139L140 30H134V31H129V32H127V31H124V30H122V25ZM175 25H176V21H175ZM174 25V26H175ZM142 26H148V27H146V28H144V29H141L142 28ZM177 26V25H176ZM187 26V25H186ZM212 26V25H211ZM218 26V25H217ZM189 27V26H188ZM172 28V26L170 27V29ZM173 28H176V27H173ZM186 28V27H185ZM169 29V30H170ZM183 29V28H182ZM215 29V28H214ZM213 29V30H214ZM218 29V28H217ZM222 29H223V27H222ZM263 29H264V27H263ZM168 30V31H169ZM216 30V29H215ZM219 30V29H218ZM260 30V29H259ZM221 31V30H220ZM227 31V30H226ZM256 31V30H255ZM254 31V32H255ZM264 31V30H263ZM170 32H171V30L169 31V34H170ZM183 32V31H182ZM181 32V33H182ZM251 32V33H250ZM259 32V31H258ZM86 33H88L87 31L85 32V34ZM166 33V32H165ZM175 33V32H174ZM180 33V32H179ZM208 33V32H207ZM231 33V32H230ZM82 34V33H81ZM89 34V33H88ZM87 34V35H88ZM164 34V33H163ZM167 34V33H166ZM169 34H167L168 36H170ZM183 34V33H182ZM215 34H216V31H215ZM80 35V34H79ZM83 35V34H82ZM81 35V39H82V37H85V36H82ZM166 35V36H167ZM204 35H205V33H204ZM207 35V34H206ZM210 35V34H209ZM75 36V35H74ZM77 36V35H76ZM139 36V37H138ZM163 36V35H162ZM203 36V35H202ZM78 37V36H77ZM76 37V38H77ZM80 37V36H79ZM137 37V38H136ZM250 37V38H249ZM76 38L74 39V40H76ZM163 38H165L164 36H163ZM167 38V37H166ZM201 38H203V37H201ZM78 39V38H77ZM81 39H79V40H81ZM84 39V38H83ZM82 39V40H83ZM119 39H121V41H118ZM214 39H215V37H214ZM213 39V40H214ZM73 40V39H72ZM71 40V41H72ZM216 40V39H215ZM234 40V39H233ZM77 41V40H76ZM202 41H203V39H202ZM201 41V42H202ZM224 41V40H223ZM232 41V40H231ZM78 42V41H77ZM84 42V41H83ZM196 42H197V40H196ZM200 42V41H199ZM206 42V41H205ZM204 42V43H205ZM237 42V41H236ZM76 43V42H75ZM74 43V44H75ZM115 43V42H114ZM204 43H202L203 44V46L205 45ZM208 43V42H207ZM210 43V42H209ZM231 43V42H230ZM229 43V44H230ZM116 44V43H115ZM115 44H114V46H115ZM250 44V43H249ZM68 45H69V43H68ZM195 46V45H194ZM200 46H201V43H200ZM227 46V45H226ZM226 46H224V48H223V50H222V48H221V53H220V55H221V59L220 60H215L216 62H215V66L214 67H211V68H213V71H218V70H221L222 68H223V66L225 65V63H227V61L230 59V60H232L231 58H229V59H227V60H225L224 59V57L223 56H226L225 54H224V52H225V47ZM251 46V45H250ZM37 48V47H39L40 48V51H41V61H42V63H43V67H41V65H40V67L41 68H39V69H42V70H37V66L38 65H36V66H33L34 68H36V70L37 71H40V72H38L39 73V75L40 74H42V75H40L41 76V81H40V77H38V76H35V77H37L36 79H37V81H38V79H39V81L40 82H42V86L40 87V90L37 88V90H39V91H36V89L34 90L33 89V87H31L32 85L34 86V84H36V83H34V79H35V77H34V79L32 78V77H29V76H31V75H29L28 76V73H30V71H29V68H30V70H31V66L34 64V62L36 61V60H38V56H37V54H38V52H37V54L35 55L34 53H33V49L34 48ZM78 47L79 46H77V47H75L74 49H78ZM190 47H193V46H190ZM196 47H197V45H196ZM196 47H195V49H196ZM65 50V52H64V50ZM80 48V47H79ZM198 48V47H197ZM200 48V47H199ZM249 48V47H248ZM247 48V49H248ZM251 48V47H250ZM255 48V47H254ZM253 48V49H254ZM259 48V47H258ZM73 49V50H74ZM194 49V48H193ZM194 49V50H195ZM203 49V48H202ZM240 49V48H239ZM238 49V50H239ZM35 50H37V49H35ZM81 50V51H82ZM194 50H193V52H194ZM200 50V49H199ZM258 50V49H257ZM63 51V52H62ZM83 51H82V53H83ZM84 51V52H85ZM186 51H188V50H186ZM185 51V52H186ZM237 51V50H236ZM261 51V50H260ZM35 52V51H34ZM68 52V53H69ZM180 52H182V51H180ZM200 52V51H199ZM198 52V53H199ZM216 52V51H215ZM229 52H230V50H229ZM72 53H73V51H72ZM72 53H70V54H72ZM75 53V52H74ZM192 53V52H191ZM195 53H196V51H195ZM195 53H194V55H195ZM197 53V54H198ZM202 53V52H201ZM198 54V56L197 57H200L202 54ZM204 53V52H203ZM39 54H40V52H39ZM76 55L77 54H79V53H75ZM84 54V53H83ZM87 55H88V53H86ZM187 55V52L186 53H184V54H181V56L183 55ZM196 54V55H197ZM244 54H245V52H244ZM257 54H259V53H257ZM35 55V56H34ZM73 55V54H72ZM172 55V54H171ZM185 55V56H186ZM194 55H193V58H194ZM200 55V56H199ZM209 55V54H208ZM246 55V54H245ZM74 56V55H73ZM174 56V55H173ZM177 56H179V55H177ZM188 56V55H187ZM190 56V55H189ZM204 56V55H203ZM202 56V57H203ZM207 56V55H206ZM248 56V55H247ZM10 58V62H11V64H9L10 62L8 61V62H6L7 60H9V59H6V58ZM35 57H37V59L35 58ZM76 57V56H75ZM78 57V56H77ZM98 57V58H97ZM208 57V56H207ZM223 57V58H222ZM249 57V56H248ZM72 58V57H71ZM74 58V57H73ZM88 58V57H87ZM87 58H85V59H83L84 61L87 59ZM97 58V59H96ZM190 58H191V56H190ZM201 58V57H200ZM204 58V57H203ZM203 58H202V60H203ZM206 58V57H205ZM172 59V58H171ZM177 59V58H176ZM175 59V60H176ZM179 59H180V56H179ZM178 59V60H179ZM195 59V58H194ZM222 59H224V60H222ZM240 59V58H239ZM244 59V58H243ZM243 59H241V60H243ZM248 59V58H247ZM246 59V60H247ZM260 59V58H259ZM72 60V59H71ZM78 60H79V58H78ZM77 60V61H78ZM83 60H81V61H83ZM89 60H87V61H89ZM166 60V59H165ZM187 61H184L183 63H177L175 66H174V68H169L170 66H169V64H168V69L169 70H171L170 72L171 73H173L174 72V74L175 75H177V76H180L181 78H183L184 79V81L185 80H187L186 82H185V84H187V82L189 81V80H192V79H194V78H192V77H195V75H198L199 73H200V76H201V73H202V69L204 68V67H202V69H201V66L203 65L202 64V62H200V61H192V62H188V61H190V60H188V59H186ZM205 60V59H204ZM208 60V59H207ZM257 60V59H256ZM262 60H264L263 58H262ZM3 61H5V65L7 64V67H8V65H10V66H12V68H11V70H10V75L7 73V72H5L7 75V78H9V81H8V83L7 84H10V86H11V90H10V92L8 91V89L7 88H9V87H6L5 88V85H4V77H5V73L4 72H2V70H4V68L6 67L5 65H3L2 63H3ZM68 61H67V63H68ZM73 61V60H72ZM72 61H69L70 63H68V64H71V62ZM76 61V62H77ZM81 61H79V64H81L82 62ZM87 61L86 62H83V64H86L87 63ZM177 61V60H176ZM81 62V63H80ZM111 62V61H110ZM208 62H209V60H208ZM212 62V61H211ZM256 62H258V61H256ZM36 63H39V61L38 62H36ZM206 63V62H205ZM240 63V62H239ZM241 63H243V62H241ZM245 63H250V62H245ZM253 63H255V62H253ZM261 63V62H260ZM264 63V62H263ZM78 64V63H77ZM171 64V63H170ZM173 64H174V62H173ZM210 64V63H209ZM209 64H207V65H209ZM228 64V63H227ZM231 64V63H230ZM229 64V65H230ZM244 64V63H243ZM252 64V63H251ZM250 64V66H253V64L251 65ZM256 64V63H255ZM66 65V66H65ZM72 65V64H71ZM74 65V64H73ZM87 65V64H86ZM167 65V64H166ZM206 65V66H207ZM211 66L213 65V63H211L210 64ZM229 65H227V68H228V66ZM242 65V64H241ZM240 65V67L242 68V66ZM249 65V64H248ZM248 65H247V67H248ZM259 65V64H258ZM263 65V64H262ZM5 66V67H4ZM10 66H9V68H10ZM85 66V65H84ZM111 66V65H110ZM234 66V65H233ZM244 66H246L245 64H244ZM4 67V68H3ZM6 67V68H7ZM32 67V68H33ZM68 67H70V65L68 66ZM67 67V71L66 72H68L70 69ZM72 68H73V66H71ZM78 67V66H77ZM81 67H83L82 65H81ZM86 67V66H85ZM84 67V68H85ZM105 67V68H104ZM113 67V66H112ZM209 66H207V69H209L208 68ZM226 67V66H225ZM224 67V68H225ZM229 67H231V66H229ZM235 67H236V65H235ZM234 67V68H235ZM238 67H239V65H238ZM9 68H8V70L7 71H9ZM75 68H76V66H75ZM99 68V69H98ZM110 68V67H109ZM244 68V67H243ZM249 68V67H248ZM252 68V67H251ZM69 69V70H68ZM79 69V68H78ZM81 69H83V68H80V71H82ZM118 69V70H117ZM229 69V68H228ZM233 69V68H232ZM235 69H237V68H235ZM244 69H246V67L244 68ZM259 69V68H258ZM36 70H35V72H36ZM74 71L75 70H77V69H73ZM72 70V71H73ZM112 70V69H111ZM163 70H164V68H163ZM169 70H165V72L167 71H169ZM211 70V69H210ZM223 70V69H222ZM227 70V69H226ZM251 70V69H250ZM254 70V69H253ZM29 71V72H28ZM73 71V72H74ZM102 71V70H101ZM105 71H107V69H105ZM104 71V72H105ZM109 71V70H108ZM119 71V72H120ZM204 71V70H203ZM208 71V70H207ZM230 71V73H231V69L229 70ZM239 71H240V69H239ZM245 71V70H244ZM248 71V70H247ZM32 72V71H31ZM34 72V73H35ZM70 72V71H69ZM77 73H78V71H76ZM83 73H84V71H82ZM81 72V73H82ZM86 72V71H85ZM92 72V71H91ZM94 72V71H93ZM112 72V71H111ZM145 72V73H144ZM163 72V71H162ZM165 72H164V74H165ZM166 72V77H168L169 78V75H167V74H169V73H167ZM234 73L233 74H235L236 72H235V70L233 71ZM255 72H256V70H255ZM4 73V74H3ZM33 72L32 73H30V74H34ZM77 73H76V75H77ZM80 73V72H79ZM83 73L81 74V75H83ZM109 73V72H108ZM113 73V72H112ZM204 73H205V71H204ZM209 73H210V71H209ZM208 73V74H209ZM220 73V72H219ZM224 73H226V72H224ZM223 73V74H224ZM227 73H228V71H227ZM246 73V72H245ZM86 74H87V72H86ZM88 74H89V70H88ZM114 74V73H113ZM112 74V75H113ZM118 74V73H117ZM150 74V73H149ZM148 74V75H149ZM160 74H163V73H160ZM215 74V73H214ZM221 74V73H220ZM238 74V73H237ZM262 74V73H261ZM3 75H4V77H3ZM35 75H36V73H35ZM64 75V74H63ZM85 75V74H84ZM93 75V74H92ZM100 75V74H99ZM102 75V74H101ZM101 75H100V77H101ZM112 75H110V76H112ZM124 75V76H125ZM203 75H205V74H203ZM240 75V74H239ZM250 75V74H249ZM251 75H252V73H251ZM256 75V74H255ZM10 76V77H9ZM27 76L29 77V78H32V79H30V80H28V81H30V82H28V83H30V84H32V80H33V83L34 84H32L31 86H28V87H31L32 89H30V88H27L28 90H31V91H29V92H27V91H21V94H18L19 93V90H23L25 87H26V85H27V83H26V80L28 79L27 78ZM67 76V75H66ZM72 76V75H71ZM110 76H108L107 78L109 79V77ZM121 76H123V74L121 75ZM123 76V77H124ZM147 76V75H146ZM152 76V75H151ZM160 76V75H159ZM199 76V75H198ZM213 76V75H212ZM216 76H218V75H216ZM221 76V75H220ZM224 76V78H226L227 76L226 75H223ZM226 76V77H225ZM247 76V75H246ZM261 76V75H260ZM77 77H79V76H77ZM85 77V76H84ZM100 77H99V79H100ZM113 77V76H112ZM116 77V76H115ZM126 77V76H125ZM165 77V78H166ZM219 77V76H218ZM233 76L231 75V78H232ZM254 77V76H253ZM256 77H258V76H256ZM82 78V77H81ZM81 78H80V81H78L79 82V85H80V82H83L84 83V81H82L81 80ZM86 78H88V75H87V77ZM90 78V77H89ZM120 78V77H119ZM162 78V77H161ZM205 78V77H204ZM222 78V77H221ZM223 78V79H224ZM229 78H230V76H229ZM237 78V77H236ZM71 79V78H70ZM84 79V78H83ZM128 79V80H129ZM158 79V78H157ZM156 79V80H157ZM198 79V78H197ZM250 79V78H249ZM74 80H75V78H74ZM77 80V79H76ZM78 80H79V78H78ZM90 80V79H89ZM92 80V79H91ZM104 80H105V78H104ZM127 80V79H126ZM127 80V81H128ZM162 80H164V79H162ZM222 79H220L219 80V82L221 81ZM251 80V79H250ZM88 81V80H87ZM86 80H85V83L87 82ZM99 81V80H98ZM98 81H94V82H98ZM102 81H103V78H102ZM112 81V80H111ZM124 81V80H123ZM123 81H120V82H123ZM166 81V80H165ZM224 81V80H223ZM36 82V81H35ZM77 82V81H76ZM77 82V83H78ZM91 82V81H90ZM100 82L101 81H99V84H100ZM114 82V81H113ZM136 82V81H135ZM134 82V83H135ZM141 82V81H140ZM139 82V83H140ZM147 82V81H146ZM153 82V81H152ZM152 82H150V84L152 85L153 83ZM160 82H162V81H160ZM164 82V81H163ZM162 82V83H163ZM183 82V81H182ZM197 82H198V85H197ZM196 82V78H195V85H197V86H199V81H197ZM201 82V81H200ZM203 82V81H202ZM233 82V81H232ZM237 82V81H236ZM6 83V82H5ZM67 83H69V82H67ZM75 83V82H74ZM84 83V84H85ZM130 83V82H129ZM128 83V84H129ZM131 83H133V82H131ZM136 83H138V82H136ZM142 83V82H141ZM144 83V82H143ZM161 83V84H162ZM191 83H193L192 81H191ZM190 83V84H191ZM203 83H205V82H203ZM202 83V84H203ZM210 83V82H209ZM214 83H216V82H214ZM226 83V82H225ZM237 83H239V82H237ZM261 83V82H260ZM262 83H264L263 82V80H262ZM26 84V85H25ZM29 84V85H30ZM71 84H73V83H71ZM88 84H90V83H88ZM103 84H105V83H103ZM102 84V86H104ZM147 84H148V82H147ZM184 84V83H183ZM184 84V85H185ZM231 84V83H230ZM38 85H39V82H38ZM65 85H66V83H65ZM74 85V84H73ZM82 85V84H81ZM81 85H80V87H81ZM97 85V84H96ZM101 85V84H100ZM106 85V84H105ZM126 85V84H125ZM135 85H138V84H135ZM142 85V84H141ZM170 85V84H169ZM189 85V84H188ZM192 85L193 84H191V87H192ZM213 85V84H212ZM227 85V84H226ZM233 85V84H232ZM231 85V86H232ZM248 85V84H247ZM8 86V85H7ZM25 86V87H24ZM67 86H69V85H67ZM66 86V87H67ZM71 86V85H70ZM76 86V85H75ZM84 86V85H83ZM86 86V85H85ZM92 86V85H91ZM102 86H101V88H102ZM108 87H109V83H108V85H107ZM130 86H132V85H130ZM143 86V85H142ZM153 86V85H152ZM156 85H155V83H154V87L153 88H155V89H157L156 87H155ZM167 86V85H166ZM173 86V85H172ZM171 86V87H172ZM235 86V85H234ZM241 86V85H240ZM259 86H260V84H259ZM261 86H262V84H261ZM105 87V86H104ZM118 87H119V85H118ZM129 87V86H128ZM127 87V88H128ZM147 86L145 85V88H146ZM188 87H190V86H188ZM194 87V86H193ZM196 87V86H195ZM200 87V86H199ZM223 87H225L226 88V86L224 85ZM4 88L5 89H7L6 91H8L9 93L8 94H3V91H4ZM23 88V89H22ZM35 88V87H34ZM64 88H65V86H64ZM79 88V87H78ZM87 88V87H86ZM97 88V87H96ZM131 88H136L135 86H132ZM141 87L139 86V89H140ZM142 88H144V87H142ZM144 88V89H145ZM150 88V87H149ZM170 88V87H169ZM185 88H186V85H185ZM208 88V87H207ZM217 88V87H216ZM218 88H221L220 90H222V87H218ZM240 88V87H239ZM247 88V87H246ZM261 88V87H260ZM66 89V88H65ZM67 89H68V87H67ZM98 89H100V88H98ZM97 89V90H98ZM104 89V88H103ZM110 89V88H109ZM117 89V88H116ZM136 89H138V88H136ZM135 89V91H137ZM148 89V88H147ZM151 89V88H150ZM150 89H148V90H150ZM226 89H229V88H226ZM231 89V91H232V88H230ZM233 89H234V87H233ZM242 89V88H241ZM258 89V88H257ZM69 90H70V87H69ZM76 91H78L77 89H75ZM81 90H83V88L81 89ZM95 90V89H94ZM128 90V89H127ZM132 90V89H131ZM142 90V89H141ZM148 90H143L144 92H146V91H148ZM158 90V89H157ZM157 90H156V92H157ZM162 90V89H161ZM217 90V89H216ZM219 90V91H220ZM224 90V89H223ZM72 91V90H71ZM105 91H107V90H105ZM105 91L103 92V93H105ZM109 91V90H108ZM107 91V92H108ZM115 91V90H114ZM135 91H134V94H135ZM139 91V92H138ZM137 92L138 93H142L143 91H140V90H138ZM174 91V90H173ZM189 91V90H188ZM192 91V90H191ZM199 91H200V88H197V94H195V97L194 98H196V100H197V96L198 95H200L199 94ZM213 91V90H212ZM218 91V92H219ZM224 91H226V90H224ZM224 91H221V92H224ZM242 91V90H241ZM249 91H250V89H249ZM248 91V92H249ZM253 91H255V90H253ZM263 91H264V89H263ZM5 92V91H4ZM66 92V91H65ZM92 92V91H91ZM96 92V91H95ZM98 92V91H97ZM99 92H101V90L99 91ZM136 92V93H137ZM149 92V91H148ZM150 92H151V90H150ZM153 92V91H152ZM159 93L160 92H162V91H158ZM166 92V91H165ZM176 92V91H175ZM206 92V91H205ZM220 92V93H221ZM233 92V91H232ZM15 93H17V94H15ZM64 93V92H63ZM66 93H68V92H66ZM77 93V92H76ZM102 93V94H103ZM109 93V92H108ZM164 93V92H163ZM173 93V92H172ZM176 93H179V92H176ZM196 93V92H195ZM204 93V92H203ZM226 93V92H225ZM235 93V92H234ZM242 93V92H241ZM245 93V92H244ZM261 93H264V92H261ZM1 94H3L2 95V97H1ZM83 94H84V92H83ZM90 94H92V93H90ZM95 94V93H94ZM111 94V93H110ZM145 93H142V97H143V95H144ZM148 94H150V93H148ZM148 94H147V97H148ZM152 95H153V93H151ZM150 94V95H151ZM167 94V93H166ZM165 94V95H166ZM188 95L190 94V93H187ZM193 94H194V92H193ZM213 94V93H212ZM231 94V92L229 91V95ZM236 94V93H235ZM239 94H240V91H239ZM252 94V93H251ZM253 94H255V93H253ZM73 95H74V93H73ZM79 95H81V94H79ZM85 95H87V93L85 94ZM97 95V94H96ZM95 95V96H96ZM130 95H132V93L130 94ZM136 95V94H135ZM139 95V94H138ZM137 95V98L138 99H140V97L141 96H138ZM141 95V94H140ZM146 95V94H145ZM159 95V94H158ZM162 95V94H161ZM160 95V96H161ZM175 95H178V94H175ZM184 95V94H183ZM192 95V94H191ZM203 95V94H202ZM216 95V94H215ZM218 95V94H217ZM223 95V94H222ZM229 96L227 93L225 94V95H223V97L224 96ZM234 95V94H233ZM232 95V96H233ZM242 95V94H241ZM256 95L257 94H255V98H256ZM259 95H262V94H259ZM264 95V94H263ZM262 95V96H263ZM63 96V95H62ZM75 96V95H74ZM77 96V95H76ZM75 96V97H76ZM108 96V95H107ZM112 96V95H111ZM168 96V95H167ZM205 96V95H204ZM209 96V95H208ZM219 96L221 97V95L219 94ZM231 96V97H232ZM236 96V98H238L237 97V95H235ZM235 96H233V98H235ZM243 96V95H242ZM252 96L253 95H251V98H252ZM258 96V95H257ZM262 96H260L261 98H263ZM9 97H6V99L7 98H9ZM46 97V98H47ZM65 97V96H64ZM66 97H67V95H66ZM71 97V96H70ZM82 96H80V98H81ZM84 97V96H83ZM100 97V96H99ZM104 97H105V95H104ZM110 97V96H109ZM108 97V98H109ZM145 97V96H144ZM155 97H158V96H155ZM175 97V96H174ZM191 97V96H190ZM259 97V96H258ZM259 97V98H260ZM42 98V97H41ZM44 98V97H43ZM50 97H48V99H50V100H52ZM77 98V97H76ZM79 97H78V99H80ZM89 98V97H88ZM87 98V99H88ZM108 98H106L107 100H108ZM112 98V97H111ZM110 98V99H111ZM126 98V97H125ZM167 98H169V96L167 97ZM166 98V99H167ZM172 98H173V96H172ZM176 100L177 101H179V99L180 98H178V96H176ZM199 98H200V96H199ZM204 98V97H203ZM217 98V97H216ZM227 97H225V99H226ZM232 98V100H234ZM236 98H235V100H236ZM248 98H250V97H248ZM260 98V99H261ZM3 99V100H4ZM5 99V100H6ZM66 99V98H65ZM71 99V98H70ZM74 98H72V100H73ZM77 99V100H78ZM85 98H82V101L84 100ZM132 99V98H131ZM144 99V98H143ZM146 99V98H145ZM163 99V98H162ZM161 99V100H162ZM221 99V98H220ZM220 99L218 98V100H219V102H220ZM224 99V98H223ZM222 99V100H223ZM239 99H241V98H239ZM4 100V101H5ZM49 100V101H50ZM52 100V101H53ZM62 100H64L63 98H62ZM91 101V99H88V101ZM97 100H98V98H97ZM101 100V98H99V101ZM103 100V99H102ZM129 100V99H128ZM134 100V99H133ZM156 100V98L154 99V101ZM160 100V99H159ZM172 100V99H171ZM175 100V99H174ZM174 100H172L171 102H173ZM185 100V99H184ZM201 100V99H200ZM203 100V99H202ZM213 100V99H212ZM212 100H211V102H212ZM217 100V101H218ZM230 100V99H229ZM231 100V101H232ZM238 100V99H237ZM256 100V102H257V104H258V101L259 100H257V98L255 99ZM10 101V100H9ZM41 101H43V100H41ZM45 101H46V99H45ZM48 101V100H47ZM66 101V100H65ZM69 101H71V100H69ZM75 101V100H74ZM92 101H93V99H92ZM92 101H91V103H92ZM105 101V100H104ZM104 101H102V102H104ZM135 101V100H134ZM139 101H141V100H139ZM145 101V100H144ZM190 101H191V99H190ZM224 101V100H223ZM223 101H221V103L223 102ZM251 101H253V99L251 100ZM261 101V100H260ZM66 102H68V100L66 101ZM77 102V101H76ZM76 102H74V103H76ZM78 102H80L79 100H78ZM83 102H85V100L83 101ZM87 102V101H86ZM130 102H131V100H130ZM143 102V101H142ZM162 102V101H161ZM160 102V103H161ZM175 102V101H174ZM180 102V101H179ZM192 102V101H191ZM214 102V101H213ZM219 102H215L216 104H218ZM225 102H228V101H225ZM234 102V101H233ZM237 102H239V100L237 101ZM240 102H244L243 100H240ZM254 102V101H253ZM43 103H45L44 101H43ZM55 103H57V105H59V107L58 106H55L54 107V105H56ZM70 102H68V104H69ZM82 103V102H81ZM91 103H89V104H91ZM96 103V102H95ZM94 103V104H95ZM101 103V102H100ZM121 103V102H120ZM128 103V102H127ZM144 103V102H143ZM142 103V104H143ZM148 103H151V104H153L152 102H148ZM159 103V104H160ZM176 103V102H175ZM174 103V104H175ZM178 103V102H177ZM210 103V102H209ZM208 103V104H209ZM215 103H213V104H215ZM232 103V102H231ZM247 102H244V104H246ZM250 103V102H249ZM62 104V103H61ZM62 104V105H63ZM83 104V103H82ZM86 104H88V102L86 103ZM85 104V105H86ZM93 104V105H94ZM98 104V103H97ZM135 105H137V103L135 102L134 103ZM165 104L167 105V104H169L170 105V107H171V104L169 103V102H165ZM165 104H162V106L160 107L161 108V110L163 111V108H164V111H165V107H163V105H165ZM185 104H187V103H185ZM206 104V103H205ZM204 104V105H205ZM211 104V103H210ZM209 104V105H210ZM225 103L223 102V105H224ZM228 104H230V103H228ZM235 104V103H234ZM240 104V103H239ZM259 104H260V102H259ZM261 104H264V103H261ZM34 105V104H33ZM46 105V103L44 104V106ZM76 105L77 106H79L80 104H78V103H76ZM92 105V106H93ZM96 105V104H95ZM103 105H105L104 103H103ZM131 105V104H130ZM148 105V104H147ZM150 105V104H149ZM157 105V104H156ZM165 105V106H166ZM187 105H189V103L187 104ZM203 105V104H202ZM219 105H221V104H219ZM231 105H233V104H231ZM235 105H237V103L235 104ZM242 105V104H241ZM77 106H76V108H77ZM80 106H82V105H80ZM89 106V105H88ZM138 106V105H137ZM190 106V105H189ZM225 106H226V104H225ZM246 106V105H245ZM258 106V105H257ZM1 108H2V106H0ZM70 107V106H69ZM83 107H85V106H83ZM93 107H96V106H93ZM131 107H132V105H131ZM130 107V108H131ZM134 107H136V106H134ZM163 107V108H162ZM183 107V106H182ZM194 107V106H193ZM197 107V106H196ZM205 107H206V105H205ZM211 107V106H210ZM214 107V106H213ZM221 107H223L222 105H221ZM236 107V106H235ZM244 107V106H243ZM243 107H242V109H243ZM250 107V106H249ZM253 107V106H252ZM251 107V108H252ZM255 107V106H254ZM262 107H264V106H262ZM262 107H261V109H262ZM30 108V107H29ZM31 108H32V106H31ZM36 108H39V107H36ZM75 108V107H74ZM88 108V107H87ZM96 108H98V107H96ZM95 108V109H96ZM100 108V107H99ZM102 108V107H101ZM126 108V107H125ZM124 108V109H125ZM144 108V107H143ZM149 108V107H148ZM154 108H155V106H154ZM168 108V107H167ZM172 108V107H171ZM180 108V107H179ZM189 108V107H188ZM202 108V107H201ZM231 108H233V107H231ZM230 108V109H231ZM70 109H72V108H70ZM89 109V108H88ZM91 109V108H90ZM89 109V110H90ZM102 109H104V108H102ZM150 109V108H149ZM211 109V108H210ZM241 109V108H240ZM247 109H248V106H247ZM2 110V109H1ZM30 110H32V109H30ZM38 110V109H37ZM83 110H84V108H83ZM99 110H101V109H98V111L97 112H99ZM127 110V109H126ZM138 110V109H137ZM141 110H143V109H141ZM147 110V109H146ZM145 110V111H146ZM156 110H158V109H156ZM167 110V109H166ZM169 110V109H168ZM172 110V109H171ZM183 110H184V108H183ZM183 110H181L179 113H177V115L179 116V117H177L176 119L174 118L175 116L173 115V118H171V119H169L170 121H171V123H175V122H177V119L179 118V119H181V120H183L185 117H187L186 116V114H185V112H183ZM187 110V109H186ZM215 110H219V107H218V109H215ZM227 110V109H226ZM233 110V109H232ZM232 110L230 111V113L232 112ZM237 110V109H236ZM251 110V109H250ZM263 110V109H262ZM34 111H35V108H34ZM72 111V110H71ZM85 111V110H84ZM91 111V110H90ZM92 111H93V108H92ZM94 111H96V110H94ZM93 111V112H94ZM121 111H123V110H121ZM121 111H120V113H121ZM134 112H135V109L133 110ZM173 111V110H172ZM177 111V110H176ZM185 111V110H184ZM205 111V110H204ZM224 111V110H223ZM243 111V110H242ZM247 111V110H246ZM255 111V110H254ZM254 111H253V113H254ZM259 111V110H258ZM1 112V111H0ZM38 112V111H37ZM108 112H110V111H108ZM116 112V111H115ZM142 112V111H141ZM148 112H149V110H148ZM166 112H169V111H166ZM189 112V111H188ZM212 112H214V115L213 114H210L211 116L210 117H213V116H215V111H212ZM219 112V111H218ZM221 113H223L222 111H220ZM228 111H225L224 112V114L226 113V114H228L229 115V113H227ZM249 112V111H248ZM247 112V113H248ZM252 112V111H251ZM259 112H261V111H259ZM259 112H257V114L258 115H254V116H257L258 117V120H259V118H261L260 120H263L264 121V114H263V111H262V115L261 114H259ZM32 113H34V112H32ZM86 113V112H85ZM90 112H88V114H89ZM92 113V112H91ZM125 113V112H124ZM129 113V112H128ZM140 113V112H139ZM147 113V112H146ZM156 113H158V112H156ZM162 113V112H161ZM164 113V112H163ZM172 113V112H171ZM203 113V112H202ZM205 113V112H204ZM234 113H236V112H234ZM37 114V113H36ZM84 114V113H83ZM87 113H86V115H88ZM99 114V113H98ZM115 114V113H114ZM123 114V113H122ZM152 114V113H151ZM159 114V113H158ZM224 114H222V115H224ZM250 114V113H249ZM255 114V113H254ZM31 115V114H30ZM85 115V117H90L89 115L88 116H86ZM91 115H93V114H91ZM103 115V114H102ZM137 115H139V114H137ZM162 115V114H161ZM168 115V114H167ZM191 115H192V113H191ZM193 115H195L194 113H193ZM201 115V114H200ZM207 115H208V113H207ZM206 115V116H207ZM227 115V116H228ZM32 116H33V114H32ZM94 116H97V115H94ZM98 116H100V115H98ZM97 116V117H98ZM144 116V115H143ZM148 116H150V115H148ZM162 116H164V115H162ZM219 116H220V114H219ZM234 116V114L232 115V116H230V118L231 117H233ZM251 116V115H250ZM29 117V116H28ZM34 117V116H33ZM37 117V116H36ZM35 117V118H36ZM120 117H122V115H120ZM169 117V116H168ZM189 117V116H188ZM218 117V116H217ZM224 117V116H223ZM239 117V116H238ZM93 118V117H92ZM114 118V117H113ZM128 118V117H127ZM147 118V117H146ZM149 118H152V117H149ZM153 118H154V116H153ZM164 118V117H163ZM191 118V117H190ZM195 118H196V116H195ZM220 118H221V116L219 117V118H217V120H216V122L218 121V120H220ZM225 118V117H224ZM250 118V117H249ZM31 118H29V120H30ZM38 119V118H37ZM88 119V118H87ZM118 120H119V118H117ZM116 119V120H117ZM145 119V118H144ZM161 119V118H160ZM159 119V120H160ZM167 119V118H166ZM192 119V118H191ZM200 119V118H199ZM199 119H197V120H199ZM211 120H212V118H210ZM214 119H216V118H213V120ZM229 119V118H228ZM236 119V118H235ZM240 119H241V117H240ZM243 119V118H242ZM18 120V119H17ZM129 120H132V119H130L129 118ZM143 120V119H142ZM196 120V119H195ZM206 120H207V118H206ZM211 120L208 122H206V123H212L211 122ZM226 120H227V118H226ZM225 120V121H226ZM230 120V119H229ZM246 120V119H245ZM3 121V120H2ZM38 121V120H37ZM113 121V120H112ZM115 121V120H114ZM150 121H152V120H150ZM155 121V120H154ZM192 121H194V119L192 120ZM224 121V120H223ZM223 121L220 123V124H222L223 123ZM234 121H236V120H234ZM248 121V120H247ZM20 122V121H19ZM32 122V121H31ZM51 122H50V124H51ZM144 122V121H143ZM188 122H190V121H188ZM205 122V121H204ZM240 122V121H239ZM257 122V124H260L259 122H261V125H259L260 127H262V129L264 128L263 126H262V121H256ZM40 123V122H39ZM113 123H115V122H113ZM112 123V124H113ZM120 123V122H119ZM128 123V122H127ZM131 123V122H130ZM192 123V122H191ZM190 123V124H191ZM197 123V122H196ZM202 123V122H201ZM215 123V122H214ZM213 123V124H214ZM225 123V122H224ZM224 123H223V125H224ZM230 123H231V121H230ZM255 123V122H254ZM253 123V124H254ZM9 124V123H8ZM14 124H15V121H14ZM30 124V123H29ZM41 124V123H40ZM43 124H44V122H43ZM49 124V125H50ZM55 124H53L52 123V126H54L55 127V129H56V126H55ZM122 124V123H121ZM135 124V123H134ZM140 124V123H139ZM195 124V123H194ZM212 124V128L211 127H208V126H206V125H202V127H201V125H200V122H198L197 124H195L196 125V127H195V125H193V124H191L192 126H194L195 127V129L196 130H192V134H193V132H195L196 133V138H197V136H205V134H209V135H218V137H220L219 138V140H218V138H217V136H216V138H217V143L218 142H221L220 144H219V146H216L217 144H215L214 146L215 147H212V148H210L209 150H210V152H208V153H206L205 155L207 156V158H209V161H208V159H206V157L205 158H203L202 160H204V159H206L210 164H208V163H206V162H201V164H203V165H201V166H204V167H206L205 165H208L209 167H211V158L210 157H208V156H210V155H208V154H215V153H218V152H222V150L223 149H228V148H231L232 147V145H233V147L236 145V142L238 141H240L241 142V138H243V137H241L242 136V134H243V131L244 130H242V133H241V136H239V133L238 132H236V131H234V129H233V127H232V129L230 128V129H226V128H222V125H220V124H218V123H215L214 125ZM216 124H218L217 125V127L216 128H214V126L216 125ZM226 124V123H225ZM229 124V123H228ZM233 124V121H232V123H231V125ZM243 124V123H242ZM244 124H246V122L244 123ZM250 124V123H249ZM252 124V123H251ZM3 125V124H2ZM10 125H11V123H10ZM20 125V127L22 126L21 124H19ZM31 125V124H30ZM32 125H34L33 123H32ZM36 125V124H35ZM44 125H46V124H44ZM126 124H125V122H124V126H125ZM131 125H133V124H131ZM138 125V124H137ZM207 125H209V124H207ZM230 125V124H229ZM228 125V126H229ZM235 125V124H234ZM255 125V124H254ZM254 125H251L250 126V128L252 127V126H254ZM17 126V125H16ZM24 126V125H23ZM28 126V125H27ZM26 126V127H27ZM48 126V125H47ZM46 126V127H47ZM111 126V125H110ZM109 126V127H110ZM116 126V125H115ZM147 126V125H146ZM149 126V125H148ZM181 126V125H180ZM226 126V125H225ZM224 126V127H225ZM227 126V127H228ZM233 126V125H232ZM249 126V125H248ZM247 126V127H248ZM256 126V125H255ZM2 127V126H1ZM0 127V128H1ZM19 127V126H18ZM19 127V128H20ZM45 127V126H44ZM44 127H40L41 129H43ZM50 127H51V125H50ZM53 127V128H54ZM79 127H81L80 129H79ZM108 127V126H107ZM117 127V126H116ZM122 127H123V125H122ZM199 127L201 128V129H199ZM231 127V126H230ZM18 128V129H19ZM31 128V127H30ZM49 128V127H48ZM52 127L50 128V129H53ZM113 128V127H112ZM125 128V127H124ZM131 128V127H130ZM142 128H144V127H142ZM150 128V127H149ZM160 128V127H159ZM186 128V127H185ZM190 128H192V127H190ZM240 128V127H239ZM245 128V127H244ZM256 128V127H255ZM254 128V129H255ZM257 128H259L258 127V125H257ZM256 128V129H257ZM21 129V128H20ZM38 129V128H37ZM36 129V130H37ZM41 129H39L40 131H42ZM65 129V128H64ZM113 129H115V128H113ZM119 129V128H118ZM120 129H121V127H120ZM126 129V128H125ZM134 129V128H133ZM132 129V131L133 132H135V131H137V130H133ZM147 129V128H146ZM155 129V128H154ZM241 129V128H240ZM243 129V128H242ZM253 129V128H252ZM255 129V130H256ZM3 130V129H2ZM6 130H7V128H6ZM16 130V129H15ZM32 130H33V128H32ZM31 130V131H32ZM35 130V131H36ZM45 130V129H44ZM47 130V129H46ZM59 130V129H58ZM63 130V129H62ZM105 130H107V129H105ZM104 130V131H105ZM108 130H110V128H108ZM108 130H107V132H108ZM117 130V129H116ZM151 130V129H150ZM169 130V129H168ZM191 130H190V134H191ZM248 130V129H247ZM257 130H259V129H257ZM256 130V131H257ZM30 131V130H29ZM60 131V130H59ZM121 131L123 132V130L121 129ZM120 130H119V133L121 132ZM128 131V130H127ZM132 131H130V129H129V131L128 132H132ZM249 131V130H248ZM250 131H251V129H250ZM249 131V132H250ZM253 131V130H252ZM255 131V132H256ZM260 131V130H259ZM259 131H257V132H259ZM4 132V131H3ZM9 132V131H8ZM19 132V131H18ZM21 132V131H20ZM24 132H26L25 130H24ZM27 132H28V130H27ZM38 132V131H37ZM45 132V131H44ZM57 131H55V133H56ZM106 132V131H105ZM128 132H126V133H128ZM139 132V131H138ZM142 132H143V130H142ZM178 132V131H177ZM183 132V131H182ZM185 132V131H184ZM239 132H241L240 130H239ZM245 132V131H244ZM248 132V133H249ZM261 132H262V130H261ZM264 132V131H263ZM262 132V133H263ZM10 133H12V132H10ZM52 133V132H51ZM58 134H59V132H57ZM60 133H62V132H60ZM118 133V134H119ZM124 134L125 136H123L122 134L120 135L121 136V138H122V136H123V138L124 137H126V136H128L127 134ZM136 133V132H135ZM141 133V132H140ZM194 133V134H195ZM198 133H200V135L198 134ZM229 133L230 134H232V137L230 138V137H227L226 135L228 134V136H229ZM3 134V133H2ZM1 134V135H2ZM16 134V133H15ZM30 134V133H29ZM28 134V135H29ZM33 134V133H32ZM35 135L37 134V133H34ZM40 134H41V132H40ZM39 134V135H40ZM46 134H47V132H46ZM104 134V133H103ZM129 134V133H128ZM132 134V133H131ZM131 134H129V136L128 137H133V136H131ZM137 134V133H136ZM144 134V133H143ZM150 134V133H149ZM183 134V133H182ZM192 134H191V136H192ZM193 134V135H194ZM245 134V133H244ZM258 134H260V132L258 133ZM257 134V135H258ZM264 134V133H263ZM262 134V135H263ZM10 135V134H9ZM25 135V134H24ZM49 135H51L50 133H49ZM48 135V136H49ZM54 135H56V134H54ZM101 135V134H100ZM106 135V134H105ZM110 135H111V133H110ZM145 135V134H144ZM143 135V136H144ZM246 135H248V134H246ZM251 135H253V133H251ZM256 134H254V136H255ZM261 135V134H260ZM259 135V136H260ZM42 136L43 135H41V136H39L40 137V139L42 138ZM46 136V135H45ZM99 136V135H98ZM114 136V135H113ZM116 136V139H118V137H117V135H115ZM119 136V135H118ZM136 136V135H135ZM183 136V135H182ZM187 136V135H186ZM239 136V137H238ZM248 136H250V134L248 135ZM17 137H18V135H17ZM29 137V136H28ZM38 137V136H37ZM47 137V136H46ZM50 137V136H49ZM54 137H56V136H54ZM65 137V136H64ZM63 137V138H64ZM111 137V136H110ZM109 137V138H110ZM128 137H126V138H124V139H126L125 140V142L128 140V139H130V141H132L131 140V138H128ZM147 137V136H146ZM146 137H144V138H142L143 140L146 138ZM177 137V136H176ZM175 137V138H176ZM194 137V136H193ZM206 137L207 136H205V138L204 139H206ZM211 137V136H210ZM252 137V136H251ZM264 137V136H263ZM4 138H5V135H4ZM12 138H13V136H12ZM23 138V137H22ZM60 138H62V137H60ZM67 138V137H66ZM66 138H64V141H65V139ZM108 138V139H109ZM115 138V137H114ZM122 138V141L121 142H123V139ZM136 137H134V139H135ZM181 138H183V137H181ZM188 138V137H187ZM199 138V137H198ZM202 138V137H201ZM238 138H240V140H237ZM253 138V137H252ZM1 139H3V137L1 138ZM10 139V138H9ZM28 139V138H27ZM32 139H33V137H32ZM44 139V138H43ZM140 139V138H139ZM174 139V138H173ZM195 139V138H194ZM209 139H211V138H209ZM212 139H214V137H212ZM245 139V138H244ZM257 139H259V138H257ZM261 139V141L260 142H262V138H260ZM264 139V138H263ZM7 140V139H6ZM11 140V139H10ZM24 140V139H23ZM34 140V139H33ZM49 140V139H48ZM55 140H56V138H55ZM67 140V139H66ZM121 140V139H120ZM141 140V139H140ZM148 140V139H147ZM180 140V139H179ZM190 140H192V138L190 139ZM196 140V139H195ZM207 140H208V137H207ZM215 140V139H214ZM18 141H19V139H18ZM42 141H44V140H42ZM60 141V140H59ZM109 141V140H108ZM117 141V140H116ZM118 141H119V139H118ZM117 141V142H118ZM138 141V140H137ZM182 141H183V139H182ZM182 141H181V143H182ZM189 141V140H188ZM187 141V142H188ZM204 141V140H203ZM206 141V140H205ZM204 141V142H205ZM210 141V140H209ZM216 141V140H215ZM245 141H247V140H243V143L245 142ZM249 141H251V140H249ZM10 142V141H9ZM16 142V141H15ZM20 142H23V141H20ZM33 141H31L30 142V144L32 143ZM67 142V141H66ZM71 142H73V140H70V141H68V144H70ZM105 142V141H104ZM107 142V141H106ZM140 142V141H139ZM138 142V143H139ZM147 142V141H146ZM185 142V141H184ZM197 142H200V139H198V141H196V143ZM203 142V143H204ZM214 141L212 140V143H213ZM237 142V143H238ZM240 142L237 144V145H239L240 144ZM254 143H252V144H256L255 142V140L253 141ZM258 143L257 144H259V140L257 141ZM264 142V141H263ZM1 143V142H0ZM6 143V142H5ZM103 143V142H102ZM108 143V142H107ZM114 143H115V140H114ZM137 143V142H136ZM144 143H145V141H144ZM175 143V142H174ZM209 143V142H208ZM211 143V144H212ZM216 143V142H215ZM248 142H246V144H247ZM2 144V143H1ZM4 144V143H3ZM13 144H14V142H13ZM23 144V143H22ZM25 144H26V141H25ZM24 144V145H25ZM27 144H28V142H27ZM29 144V145H30ZM33 144V143H32ZM52 144V143H51ZM67 144V143H66ZM109 144H112V143H110L109 142ZM118 144H119V146H120V143L118 142ZM118 144H116L115 143V145H117L118 146ZM133 144H134V142H133ZM141 144H143V143H141ZM161 144V143H160ZM159 144V145H160ZM176 144H177V142H176ZM183 144V143H182ZM193 144V143H192ZM192 144H191V146H192ZM198 144V143H197ZM207 144V143H206ZM211 144H210V146H211ZM242 144V143H241ZM249 144V143H248ZM264 144V143H263ZM18 145H21L20 143H18ZM17 145V146H18ZM35 145V144H34ZM40 145V144H39ZM45 145V144H44ZM49 145V144H48ZM55 145V144H54ZM58 145V144H57ZM63 145V144H62ZM62 145H60L61 147H64V146H62ZM105 145H106V143H105ZM123 145H124V143H123ZM122 145V146H123ZM129 145H130V143H129ZM128 144H127V146H129ZM134 145H136V144H134ZM144 145V144H143ZM142 145V147L140 148L141 150L140 151H143V153H146V152H144L145 151V149H146V147L147 146H143ZM202 145V144H201ZM205 145V143L202 145V147ZM208 145V144H207ZM251 145V144H250ZM12 146V145H11ZM15 146V145H14ZM38 146V145H37ZM43 146V145H42ZM47 146V145H46ZM50 146V145H49ZM53 146V145H52ZM68 146V145H67ZM90 146V145H89ZM88 146V147H89ZM110 146V145H109ZM113 146H114V144H113ZM186 146V145H185ZM209 146V145H208ZM242 146V148H244L243 146H244V144H242L241 145ZM252 146V145H251ZM259 147L261 146V145H258ZM10 147V146H9ZM24 147V146H23ZM35 148H36V146H34ZM33 147V148H34ZM39 147V146H38ZM48 147V146H47ZM51 147V146H50ZM49 147V148H50ZM58 147V146H57ZM70 147V146H69ZM74 147V146H73ZM83 147V146H82ZM91 147V146H90ZM115 147V146H114ZM124 147V146H123ZM132 147H133V145H132ZM156 147V146H155ZM162 147V146H161ZM160 147V148H161ZM197 147H198V145H197ZM202 147H199V148H201L202 149ZM237 147H240V146H237ZM245 147H246V145H245ZM257 147V146H256ZM16 148V150H17V147H15ZM27 148H28V146H27ZM56 148V147H55ZM78 148V147H77ZM98 148V147H97ZM116 149H117V147H115ZM121 148V147H120ZM119 148V149H120ZM125 149H126V147H124ZM135 148H136V146H135ZM158 148V147H157ZM165 148V147H164ZM176 148V147H175ZM181 148V147H180ZM180 148H179V150H180ZM194 148V147H193ZM207 147H203V149H206ZM249 148V147H248ZM247 147H246V149L245 150H247L248 149ZM5 149H7V148H5ZM18 149H19V147H18ZM25 149V148H24ZM32 149V148H31ZM37 150H38V148H36ZM45 149V148H44ZM51 149H53V148H51ZM60 149V151L62 150L61 148H59ZM58 149V150H59ZM67 149V148H66ZM90 149V148H89ZM96 149V148H95ZM113 149V148H112ZM118 149V150H119ZM122 149V148H121ZM134 149V148H133ZM133 149H132V152H133ZM137 149H139V148H137ZM155 149V148H154ZM153 149V150H154ZM163 149V148H162ZM182 149V148H181ZM197 149V148H196ZM233 149H235V147L233 148ZM238 148H236V150H237ZM240 149V148H239ZM250 149V148H249ZM248 149V151H250ZM255 149V148H254ZM264 148H262L261 150H263ZM37 150H35L34 149V151L36 152V154H37ZM50 150V149H49ZM57 150V151H58ZM71 150V149H70ZM78 150V149H77ZM84 150H85V148H84ZM130 150V149H129ZM178 150V151H179ZM182 150H184V149H182ZM190 150V149H189ZM207 150V149H206ZM208 150V151H209ZM231 150H232V148H231ZM236 150H235V154H236ZM243 152H244V150L243 149H241ZM24 151V150H23ZM28 151H30V150H28ZM39 151V150H38ZM48 151V150H47ZM56 151V150H55ZM57 151L56 152H54L55 154H51L52 156H57L56 155V153H57ZM66 151V150H65ZM65 151H63L64 153H67V152H65ZM89 151H91V150H89ZM114 151V150H113ZM122 152H124L123 150H121ZM127 151H128V149H127ZM126 151V152H127ZM131 151V150H130ZM148 151V150H147ZM166 151H167V148H166ZM196 151V150H195ZM202 151V150H201ZM204 151V150H203ZM223 151H226V150H223ZM233 151V150H232ZM1 152V151H0ZM9 152V151H8ZM19 152V151H18ZM52 152H53V150H52ZM82 152V151H81ZM109 152V151H108ZM107 152V153H108ZM150 152V151H149ZM159 153H161L160 151H158ZM190 152V151H189ZM200 152V151H199ZM256 152V151H255ZM259 152H260V150H259ZM264 151H262V153H263ZM3 153V152H2ZM6 153V152H5ZM15 153V152H14ZM13 153V154H14ZM50 151H49V155H50ZM75 153V152H74ZM110 153V152H109ZM125 153V152H124ZM123 153V154H124ZM129 153V152H128ZM142 153V154H143ZM165 154H166V152H164ZM201 153H204V152H201ZM227 153H229V152H227ZM226 153V154H227ZM233 153H234V151H233ZM239 153H240V151L238 152V156H239ZM249 153V152H248ZM247 152L246 153H244V155L245 154H248ZM251 153V152H250ZM254 153V152H253ZM261 153V152H260ZM4 154V153H3ZM7 154H9V153H7ZM33 154L34 153H32L31 155L33 156ZM44 154V153H43ZM42 154V155H43ZM62 154V153H61ZM86 154V153H85ZM105 154V153H104ZM103 154V155H104ZM149 154H151V153H149ZM155 154V153H154ZM158 154V153H157ZM175 154V153H174ZM173 154V155H174ZM176 154H177V152H176ZM187 154V153H186ZM185 154V155H186ZM190 154V153H189ZM199 154V153H198ZM222 154V153H221ZM225 154V153H224ZM231 154V153H230ZM243 154V153H242ZM4 155H6V154H4ZM15 155V154H14ZM26 155H27V153H26ZM26 155H24V156H26ZM45 155V154H44ZM64 155V154H63ZM76 155V154H75ZM84 155V154H83ZM83 155H80V156H83ZM111 155V154H110ZM122 155V154H121ZM144 155V154H143ZM142 155V156H143ZM161 155V154H160ZM188 155V154H187ZM190 155H192V154H190ZM194 155H196V154H194ZM200 155V154H199ZM232 155V154H231ZM234 155V154H233ZM232 155V156H233ZM13 156V155H12ZM17 156V155H16ZM23 156V157H24ZM29 156V155H28ZM37 156H40V154H39V152H38V154H37ZM46 156V155H45ZM44 156V158H46ZM72 156V155H71ZM70 156V157H71ZM80 156H79V159H80ZM90 156V155H89ZM139 156V154H138V151L136 152H134V153H131L130 152V155L128 154V156H126V158L124 159L123 157H124V155H123V161H122V163L119 165V167L118 168H120L121 169V171H122V168L124 169V168H129V167H132V168H135V166L133 167V166H131V165H136L137 163H139V161H137V157ZM159 156V155H158ZM164 156V155H163ZM182 156V155H181ZM219 156V155H218ZM217 156V157H218ZM226 156V155H225ZM232 156H230V157H232ZM250 156V155H249ZM259 156L260 155H258V157H256V159L257 158H259ZM2 157H3V155H2ZM1 157V158H2ZM5 157V156H4ZM9 157V156H8ZM22 157V156H21ZM27 157V156H26ZM29 157H31V156H29ZM43 157V156H42ZM62 155H58L57 156V159L59 158V160L60 159H62ZM73 157V156H72ZM152 157V156H151ZM153 157H154V155H153ZM175 157V156H174ZM176 157H177V155H176ZM175 157V158H176ZM186 157V156H185ZM188 157H190L189 155H188ZM195 157V156H194ZM194 157H192V159L194 158ZM199 157V156H198ZM215 157V158H214ZM216 156H213V160H215L216 161V158H217ZM221 157V156H220ZM226 157H228V156H226ZM235 158L237 157L236 155L234 156ZM240 157V156H239ZM238 157V158H239ZM243 157V156H242ZM264 155L262 156V157H260V158H262L263 160H264ZM0 158V159H1ZM16 158V157H15ZM32 158V157H31ZM30 158V159H31ZM63 158H65V156L63 157ZM67 158V157H66ZM161 158V157H160ZM164 158H166V157H164ZM178 158V157H177ZM197 158V157H196ZM195 158V159H196ZM219 158V157H218ZM222 158V157H221ZM221 158H219L220 160H221ZM225 158V157H224ZM241 158V157H240ZM245 158V157H244ZM249 158V157H248ZM247 158V159H248ZM253 158V157H252ZM6 159V158H5ZM35 159V158H34ZM36 159H38V158H36ZM56 159V160H57ZM117 159H118V157H117ZM143 159H145V158H142V160ZM149 159V158H148ZM167 159H168V157H167ZM194 159V160H195ZM197 159H199V158H197ZM218 159V160H219ZM237 159V158H236ZM251 159V158H250ZM256 159H254V160H256ZM4 160V159H3ZM10 160V159H9ZM42 160V159H41ZM53 160V159H52ZM51 159H50V161H48L49 163H51V161H52ZM58 160V161H59ZM77 160V159H76ZM99 160V159H98ZM109 160V159H108ZM141 160V159H140ZM147 160V159H146ZM158 160V159H157ZM163 160V159H162ZM169 160V159H168ZM176 160V159H175ZM174 160V161H175ZM179 160H180V158H179ZM186 160V159H185ZM185 160H183V161H185ZM212 160V161H213ZM220 160H219V162H220ZM225 160L226 159H224V164L222 165L223 166V169L225 168L224 167V165L226 164V162H225ZM241 160V159H240ZM253 160V159H252ZM251 160V161H252ZM254 160H253V162H254ZM263 160L262 161H260L259 160V163H257L258 161H255L256 162V164H254L253 162H251L252 163V167H254V166H257V167H260L259 169L257 168V167H255V171H251L250 169L251 168H246L247 170V172L245 173L246 175H241L240 177H239V179H238V177H236L235 178V180H236V182L238 183V182H240L239 184H242V186L244 187V184H245V188L247 187V185H248V187H253V189H252V191L254 190V192L255 191H257V192H259L258 190H255L254 189V187L256 188V186H260V185H263L264 184V162H263ZM27 161V160H26ZM45 161V160H44ZM54 161H55V158H54ZM63 160H60V162H62ZM69 161V160H68ZM74 161V160H73ZM103 161V160H102ZM118 161H119V159H118ZM149 161V160H148ZM167 161V160H166ZM173 161V160H172ZM173 161V162H174ZM187 161V160H186ZM199 161V160H198ZM214 161V162H215ZM227 161H229V160H227ZM245 161V160H244ZM248 161V160H247ZM14 162V161H13ZM16 162V161H15ZM47 162V163H48ZM57 162V161H56ZM121 162V161H120ZM180 161H178L177 160V164H176V166H183V164L180 162ZM196 162V161H195ZM213 162V165L215 166V164H216V162L214 163ZM223 162V161H222ZM222 162H220L221 164H222ZM242 162V161H241ZM246 162V161H245ZM249 161L247 162V164L248 163H250ZM9 163V162H8ZM11 163V162H10ZM9 163V164H10ZM17 163V162H16ZM37 163V162H36ZM70 163V162H69ZM78 163V162H77ZM142 163V162H141ZM146 163V162H145ZM152 163H154V161H152ZM160 163V162H159ZM167 163V162H166ZM165 163V161H163V164L165 165L166 164ZM172 163V162H171ZM170 163V164H171ZM185 163H187V162H185ZM198 163V162H197ZM199 163H200V161H199ZM218 163V162H217ZM231 163V162H230ZM21 164H22V160L21 161H19L18 162V164H16L17 166H20L21 167ZM26 164V163H25ZM24 164V165H25ZM41 164H42V162H41ZM51 164H56V163H51ZM79 164V163H78ZM112 164V163H111ZM149 164V163H148ZM155 164V163H154ZM157 164H158V162H157ZM163 164H161L162 166H164ZM169 164V163H168ZM167 164V165H168ZM174 164V163H173ZM190 164V163H189ZM220 164V165H221ZM233 164V163H232ZM238 164H240V162L238 163ZM237 164V165H238ZM242 164V163H241ZM240 164V165H241ZM244 164V163H243ZM253 164H254V166H253ZM2 165H4V164H2ZM8 165V164H7ZM28 166L30 165V168L32 167L31 166V162L29 161V164H27ZM27 165H25V166H27ZM32 165H33V163H32ZM69 165V164H68ZM92 165V164H91ZM139 165V164H138ZM143 165V164H142ZM147 165V164H146ZM150 165V164H149ZM152 165V164H151ZM186 165V164H185ZM195 165V164H194ZM199 165V164H198ZM213 165H212V167H213ZM217 165V164H216ZM219 165V166H220ZM229 165V164H228ZM246 165V164H245ZM0 166H1V164H0ZM9 166V165H8ZM13 166V165H12ZM25 166L23 167V169L25 168ZM35 166V165H34ZM33 166V167H34ZM42 166V165H41ZM49 166V165H48ZM47 166V167H48ZM53 166V165H52ZM71 166H73V165H71ZM160 166V165H159ZM162 166H160V167H162ZM190 166V165H189ZM188 166V164H187V167H189ZM197 166V165H196ZM200 166V167H201ZM243 166V165H242ZM15 167V166H14ZM14 167H13V169H14ZM20 167H16V168H19L20 169ZM51 167V166H50ZM56 167H57V164H56ZM69 167V166H68ZM76 167V166H75ZM143 167V166H142ZM146 167V166H145ZM144 167V168H145ZM168 167H169V165H168ZM168 167H165L164 166V169H162V170H165V169H167ZM173 167H174V165H173ZM186 167V166H185ZM185 167H182V168H185ZM197 167H199V166H197ZM218 167V166H217ZM232 167V166H231ZM235 167V166H234ZM233 167V168H234ZM244 167H248V166H244ZM243 167V168H244ZM250 167V166H249ZM10 168V167H9ZM22 168V167H21ZM30 168H28V171H30L29 169ZM53 168H55V167H53ZM52 168V169H53ZM112 168H117V167H107V166H102V167H99V169L96 171V169H94L95 171H93L92 173H91V175L92 174H94V175H100L102 172H108V173H110V171L112 172L113 170H111ZM117 168V169H118ZM148 168V167H147ZM150 168V167H149ZM154 168V167H153ZM169 168H171V166L169 167ZM176 168L177 167H174V169H173V172H172V175H176L175 174V172L177 171L176 170ZM189 168H192V166H190ZM189 168H187V169H185L186 170V173H189V172H187L188 171V169ZM215 168V167H214ZM213 168V170H215ZM230 168V167H229ZM233 168H230V169H233ZM239 168V167H238ZM238 168H237V170H238ZM7 169H8V167H7ZM18 169V170H19ZM27 169V168H26ZM34 169V168H33ZM40 169V168H39ZM68 169V168H67ZM71 169V168H70ZM73 169V168H72ZM79 169V168H78ZM92 169H93V167H92ZM143 169V168H142ZM157 169H158V166H157ZM160 169V168H159ZM172 169H170L171 171H172ZM178 169V168H177ZM181 169V168H180ZM179 169V170H180ZM200 169V168H199ZM245 169V168H244ZM253 169V168H252ZM3 170V169H2ZM2 170H0V171H2ZM50 170V169H49ZM76 170V169H75ZM126 170V169H125ZM131 170V169H130ZM151 170V169H150ZM175 170V171H174ZM178 170V171H179ZM183 171H184V169H182ZM192 170V169H191ZM198 170V169H197ZM197 170H196V172H197ZM203 170V169H202ZM207 170V169H206ZM224 170H226V168L224 169ZM227 170H228V168H227ZM239 170H240V168H239ZM254 170V169H253ZM14 171V170H13ZM23 171V170H22ZM24 171H26V170H24ZM24 171L23 172H21V175L24 173ZM32 171V170H31ZM39 171V170H38ZM133 171V170H132ZM135 171V170H134ZM133 171V172H134ZM148 171V170H147ZM153 171V170H152ZM154 171L156 172V170L154 169ZM166 171V170H165ZM201 171V170H200ZM204 171V170H203ZM203 171H202V173H203ZM210 171H211V169H210ZM209 171V172H210ZM232 171V170H231ZM234 171H235V169H234ZM4 172V171H3ZM18 172H20V171H18ZM17 172V173H18ZM27 172V171H26ZM36 172V171H35ZM52 172V171H51ZM88 172V171H87ZM118 172H120V171H118ZM141 172V171H140ZM146 172V171H145ZM158 172V171H157ZM156 172V173H157ZM159 172H161V170H159ZM167 172H169V170H167ZM180 172H182V171H179V173ZM185 172V171H184ZM215 172V171H214ZM213 172V173H214ZM53 173V172H52ZM56 173V172H55ZM60 173H61V171H60ZM64 173V172H63ZM90 173V172H89ZM88 173V174H89ZM100 173V174H99ZM124 173V172H123ZM153 173V172H152ZM155 173V174H156ZM162 173H164V172H162ZM170 173V172H169ZM167 174V175H169L170 176V178L172 177L171 176V173L170 174ZM183 173V172H182ZM212 173V174H213ZM216 173H217V171H216ZM224 173V172H223ZM223 173H221V174H223ZM227 173V172H226ZM233 174L235 173V172H232ZM7 174H8V172H7ZM10 174H11V171H10ZM12 174H14V173H12ZM20 174V173H19ZM26 174V173H25ZM32 174V173H31ZM36 174V173H35ZM39 174V173H38ZM75 174V173H74ZM79 174H81V173H79ZM84 174H86L85 172H84ZM112 174V173H111ZM113 174H114V172H113ZM126 174V173H125ZM124 174V175H125ZM133 174V173H132ZM149 174H151V173H149ZM177 174H178V172H177ZM181 174V173H180ZM183 174H185V173H183ZM193 174H194V171H193ZM198 174H200V173H198ZM215 174V173H214ZM229 174V173H228ZM17 175V174H16ZM28 175V174H27ZM26 175V176H27ZM73 175V174H72ZM76 175H78V174H76ZM87 175V174H86ZM85 175V176H86ZM123 175V174H122ZM124 175H123V177H122V180H125L124 179ZM128 175V174H127ZM127 175H125V178H128V177H126ZM157 175H159V173H157ZM157 175H156V178H157ZM162 176H163V174H161ZM164 175H165V173H164ZM186 175V174H185ZM191 175V174H190ZM210 175V174H209ZM208 175V176H209ZM220 175V174H219ZM225 175V174H224ZM223 175V176H224ZM237 175V174H236ZM1 176V175H0ZM5 176V175H4ZM9 176V175H8ZM11 176V175H10ZM13 176V175H12ZM31 176V175H30ZM38 176V175H37ZM48 176V175H47ZM63 176V175H62ZM81 176V175H80ZM102 176H103V173H102ZM106 176V175H105ZM108 176V175H107ZM106 176V177H107ZM117 177H118V175H116ZM116 176L115 177H112V178H114L113 180V182H116L117 181V179H116V181H115V178H116ZM119 176H121V175H119ZM129 176V175H128ZM151 176V175H150ZM162 176L160 177V178H162ZM169 176H168V178H169ZM177 176H179V175H177ZM181 176V175H180ZM194 176V175H193ZM198 176V175H197ZM222 176V178H226L227 179V176L226 177H223ZM234 176H235V174H234ZM19 177V176H18ZM18 177H16L17 179H19L20 180V178H18ZM25 177V176H24ZM32 177V176H31ZM40 177V176H39ZM43 176L41 175V178H42ZM61 177V176H60ZM73 177V176H72ZM79 177V176H78ZM93 177V176H92ZM95 177V176H94ZM98 177V176H97ZM109 177V176H108ZM111 177V176H110ZM140 177V176H139ZM153 177V176H152ZM165 177H166V175H165ZM165 177H163L164 179H165ZM184 177V175L182 176V177H179V179L180 180H182V181H185V180H187V175H186V177H184V178H186L185 180H183L182 178ZM12 178V177H11ZM45 178V177H44ZM85 178V177H84ZM87 178V177H86ZM91 178V177H90ZM89 178V179H90ZM99 178H100V176H99ZM99 178H98V180H99ZM102 178V177H101ZM138 178V177H137ZM141 178V177H140ZM144 178H146V177H144ZM151 178V177H150ZM149 178V179H150ZM167 178V177H166ZM168 178H167V182L169 181L168 180ZM177 178V182H179L180 180L178 179V177H176ZM196 178V177H195ZM220 178V177H219ZM218 178V179H219ZM228 178H229V175H228ZM0 179H3V178H0ZM10 179V178H9ZM13 179H14V177H13ZM25 179V178H24ZM30 179V178H29ZM40 179V178H39ZM68 179V178H67ZM76 179V178H75ZM79 179H81V177L79 178ZM94 179V178H93ZM93 179H91V180H93ZM103 179H104V177H103ZM111 179V178H110ZM128 179H130V181L132 180L131 179V176H129V178ZM136 179V178H135ZM139 179V178H138ZM159 179V177L157 178V179H155V177H154V179H153V181H155V180H158ZM173 179H175V177L173 176ZM201 179H203V178H201ZM212 178H210V180H211ZM217 179V180H218ZM221 179V178H220ZM219 179V180H220ZM231 179V178H230ZM18 180V181H19ZM21 180H23V178L21 179ZM32 180H33V177H32ZM42 180H44V179H41V183L43 182ZM51 180V179H50ZM96 181H97V179H95ZM104 180H107V179H104ZM121 180V181H122ZM127 180V179H126ZM166 180V179H165ZM195 180V179H194ZM213 180H214V178H213ZM222 180V179H221ZM220 180V181H221ZM223 180H225V179H223ZM229 180V179H228ZM227 180V181H228ZM232 180H234V177H232ZM230 181V184H231V182H233V181ZM235 180H234V182H235ZM10 181V180H9ZM30 181H31V179H30ZM40 181V180H39ZM46 181V180H45ZM45 181H44V183H45ZM48 181V180H47ZM67 181V180H66ZM73 181V180H72ZM87 181V180H86ZM95 181V182H96ZM108 182H109V179L107 180ZM112 181V180H111ZM119 182H120V177H119V180H118ZM118 181H117V183H118ZM128 181V180H127ZM129 181V182H130ZM133 181V180H132ZM144 181H145V179H144ZM159 181V180H158ZM157 181V182H158ZM164 181V180H163ZM173 181V180H172ZM189 181V180H188ZM215 181V180H214ZM1 182V181H0ZM8 182V181H7ZM12 182V181H11ZM25 182L26 181H24L23 182V184H21V185H24L25 184ZM49 182V181H48ZM47 182V183H48ZM74 182V181H73ZM93 182V181H92ZM113 182H111V183H113ZM164 182H166V181H164ZM186 182V181H185ZM206 182V181H205ZM213 182V181H212ZM217 182V181H216ZM215 182V183H216ZM219 182V181H218ZM223 182V181H222ZM6 183V182H5ZM16 183V182H15ZM14 183V184H15ZM19 183V182H18ZM40 183V182H39ZM60 183V182H59ZM82 183V182H81ZM102 183V182H101ZM101 183H99V184H101ZM106 183V182H105ZM117 183H115L116 185H117ZM121 183V182H120ZM120 183H118V185H120ZM145 183V182H144ZM147 183H148V181H147ZM152 183V182H151ZM161 183H162V181H161ZM170 183V182H169ZM174 183H176V180L174 181ZM174 183H172L173 185H174ZM179 183H181V182H179ZM184 183V182H183ZM211 183V182H210ZM214 183V182H213ZM226 182L224 181L223 182V184H225ZM12 184H13V182H12ZM31 184H32V182H31ZM43 184V183H42ZM61 184V183H60ZM59 184V185H60ZM90 184H92V183H90ZM95 184H97L98 185V183L96 182ZM107 184V183H106ZM110 184V183H109ZM109 184H107V186H109V187H111L112 185H109ZM125 184H127V182L125 183L124 182V186H125ZM133 184H134V181H133ZM176 184H178V183H176ZM200 184V183H199ZM218 184V183H217ZM219 184H220V182H219ZM222 184V183H221ZM228 184V183H227ZM26 185V184H25ZM66 184H64V186H65ZM68 185H70V182H69V184ZM89 185V184H88ZM102 185V184H101ZM104 185V184H103ZM151 185V184H150ZM157 184H155V186H156ZM226 185V184H225ZM232 185H233V183H232ZM234 185L236 186V185H238V184H235L234 183ZM250 185V186H249ZM4 186H5V184H4ZM14 186V185H13ZM71 186V185H70ZM77 186V185H76ZM84 186V185H83ZM87 186V185H86ZM122 186H123V184H122ZM131 186V185H130ZM142 186H144V184L142 185ZM154 186V185H153ZM161 186V185H160ZM169 187H170V184L168 185ZM175 186V185H174ZM177 186V185H176ZM184 186V185H183ZM187 187H189L188 185H186ZM185 186V187H186ZM190 186H192V185H190ZM205 186H206V183H205ZM229 186V185H228ZM234 186V187H235ZM6 187V186H5ZM28 187H29V185H28ZM55 187V186H54ZM53 187V188H54ZM62 187V186H61ZM73 187V186H72ZM82 187V186H81ZM101 187V186H100ZM100 187H98L97 186V188H98V190L97 191H95V193H93V194H95V195H93V197L94 196H96V192H99L100 194H101V188ZM104 187V188H103ZM102 187V189H105L106 188V186H103ZM113 188H114V185L112 186ZM111 187V188H112ZM127 187V186H126ZM129 187V186H128ZM169 187H167V188H169ZM179 187V186H178ZM186 187V188H187ZM206 187H208V184H207V186ZM220 187H221V185H220ZM220 187L218 186V188H219V190H220ZM224 187V186H223ZM231 187H233V186H231ZM230 187V188H231ZM233 187V188H234ZM247 187V188H248ZM262 187V186H261ZM2 188V186L0 187V189ZM31 188V187H30ZM30 188H28V190H31ZM94 188V186L92 187V189ZM95 188H96V186H95ZM94 188V189H95ZM122 188L123 187H121V190H122ZM145 188V187H144ZM157 188V187H156ZM161 188V187H160ZM167 188H165V189H167ZM199 188V187H198ZM210 188V187H209ZM214 188V189H213ZM212 189L213 190H215V187H213ZM217 188V189H218ZM237 188H238V186H237ZM240 188V187H239ZM244 188V189H245ZM11 189V188H10ZM34 188H32V190H33ZM48 189V188H47ZM60 189V188H59ZM74 189V188H73ZM87 189H90V185H89V187L87 188ZM133 189V188H132ZM131 189V190H132ZM158 189V188H157ZM171 189V188H170ZM179 189H180V187H179ZM178 189V190H179ZM203 189V188H202ZM227 189V188H226ZM229 189V188H228ZM243 189V190H244ZM250 189V188H249ZM248 189V190H249ZM260 189V188H259ZM13 189H11V191H12ZM19 190V189H18ZM26 190V189H25ZM27 190V191H28ZM54 190V189H53ZM69 190V189H68ZM82 190H83V188H82ZM100 190V191H99ZM108 190H110L109 188L107 189V191ZM126 190V189H125ZM143 190V189H142ZM152 190H154V189H152ZM205 190V189H204ZM218 190V191H219ZM242 190V189H241ZM246 190V191H245ZM244 191L245 192H247V193H249L250 194V191L248 192V190L247 189H245ZM262 190V189H261ZM19 191H21V189L19 190ZM22 191H23V188H22ZM22 191L20 192V193H22ZM70 191V190H69ZM92 191H94V190H92ZM110 191H113V190H110ZM110 191H109V193H110ZM161 191V190H160ZM169 191V190H168ZM181 191H183V190H181ZM191 191V190H190ZM189 191V192H190ZM194 191V190H193ZM198 191V190H197ZM201 191V190H200ZM212 191V190H211ZM217 191V190H216ZM221 192L223 191V189H221L220 190ZM224 191H225V188H224ZM234 191V190H233ZM232 191V192H233ZM252 191H251V194H252ZM1 192H2V190H1ZM6 192V191H5ZM10 192V191H9ZM8 192V193H9ZM59 192V191H58ZM62 192H63V190H62ZM64 192H66V191H64ZM83 192V191H82ZM88 192H89V190H88ZM91 192V191H90ZM89 192V193H90ZM114 192V194H115V190L113 191ZM112 192V193H113ZM117 192V191H116ZM122 192V191H121ZM134 192V191H133ZM136 192V191H135ZM142 192V191H141ZM151 192V191H150ZM158 192V191H157ZM164 192V191H163ZM177 192V191H176ZM186 192V191H185ZM208 193L210 192V191H207ZM226 192V191H225ZM229 193H230V191H228ZM7 193V192H6ZM12 193V192H11ZM18 193V192H17ZM26 193V192H25ZM25 193H24V195H25ZM31 193V192H30ZM73 193V192H72ZM72 193L70 194V195H72ZM104 192H102V194H103ZM105 193H107V192H105ZM104 193V194H105ZM137 193V192H136ZM156 193V192H155ZM159 193V192H158ZM158 193L156 194V195H158ZM162 193V192H161ZM175 193V192H174ZM173 193V194H174ZM206 193V192H205ZM204 193V194H205ZM207 193V194H208ZM210 193H212V192H210ZM215 193V192H214ZM218 193V192H217ZM225 194L224 193V195L223 196H225V199L226 200H228L229 201V198H231V195H234V194ZM237 193V192H236ZM244 193V192H243ZM260 193V194H259ZM258 194L257 193H255V194H257V195H255L254 193L252 194V195H254V197H251V198H247V200H245V205L243 204V202H242V204L244 205H239V206H241L239 209H237V211H235L236 209L234 208V209H232V210H234L233 212H232V210H230V211H223L221 208H223V207H221L220 209L222 210L221 211V214H220V210H215V211H210V208H209V210H207L206 208H207V202L205 203L206 204V208H204V206H203V208H204V210L206 209V211H204V212H206V214H205V216H204V218L202 219L203 220V222L204 223H202V224H204V228H207V229H209L210 231H212V232H216V234H217V232L219 233V232H224V231H226L227 232V230H230L231 231V229H233L232 230V233H234L235 231H234V229H236L237 230V228L238 229H241V231H242V228L241 227H243V228H245L244 226L245 225H247V223H249L251 220H252V218H254V216H257L256 215V213L258 212V211H263L264 210V191H263V193L261 194V191L259 192ZM14 194H16V193H14ZM34 194V193H33ZM67 193H65V195H66ZM77 194V193H76ZM79 194H82V193H79ZM88 194V193H87ZM98 194V193H97ZM99 194V195H100ZM101 194V195H102ZM111 194V193H110ZM110 194H106V195H110ZM130 194V193H129ZM133 194H135V193H133ZM133 194H131V195H133ZM179 194V193H178ZM177 194V195H178ZM195 194V193H194ZM238 194V193H237ZM242 194V193H241ZM19 195V194H18ZM22 195V194H21ZM20 195V196H21ZM27 195H29V193L27 194ZM46 195V194H45ZM63 195H64V193H63ZM65 195L62 197H60V198H65ZM83 195H85V193L83 194ZM99 195H98V197H99ZM100 195V196H101ZM105 195V196H106ZM120 195V194H119ZM118 195V196H119ZM145 195H148V194H145ZM152 195V194H151ZM154 195V194H153ZM152 195V196H153ZM159 195H160V193H159ZM169 195V194H168ZM186 195V194H185ZM184 195V196H185ZM191 195V194H190ZM196 195V194H195ZM199 195V194H198ZM209 195V194H208ZM220 195H222V194H220ZM219 195V196H220ZM236 195V194H235ZM234 195V196H235ZM239 195V194H238ZM3 196V194H1V196L0 197H2ZM7 196V195H6ZM5 196V197H6ZM14 196V195H13ZM26 196V195H25ZM77 196V195H76ZM88 196V195H87ZM87 196L85 197V199H83V200H88L89 198H87ZM91 195L89 194V197H90ZM104 196V197H105ZM107 196V197H108ZM113 196V194H111V196H109V198L111 199V197ZM115 196V195H114ZM122 196V195H121ZM126 196V195H125ZM138 196H140V195H138ZM200 196V195H199ZM198 196V197H199ZM202 196V195H201ZM200 196V197H201ZM210 196V195H209ZM217 196V195H216ZM215 196V197H216ZM237 196V195H236ZM245 196H247V195H245ZM4 197V198H5ZM18 198H20L19 196H17ZM28 197H30V196H28ZM43 197V196H42ZM69 197V196H68ZM71 197V196H70ZM75 197V196H74ZM79 197V196H78ZM81 197V196H80ZM83 197V196H82ZM92 197V196H91ZM103 197V198H104ZM137 197V196H136ZM143 197V196H142ZM150 197V196H149ZM162 197H163V195H162ZM180 197H181V194H180ZM186 197H188V196H186ZM197 197V198H198ZM203 197H206L205 195L203 196ZM211 197V196H210ZM210 197H206V198H210ZM228 199H227V198ZM233 197V196H232ZM237 197H240V196H237ZM244 197V195L242 196V198ZM247 197H249V195L247 196ZM67 198V197H66ZM65 198V199H66ZM77 198V197H76ZM87 198V199H86ZM103 198H102V200H100L101 198H97V199H99L100 201H103L104 202V200H107L106 202H108V200L109 199H107L106 197V199H104L103 200ZM116 198H117V196H116ZM177 198H178V196H177ZM191 198V197H190ZM206 198H204V199H206ZM214 198V197H213ZM212 197H211V199H213ZM224 198V197H223ZM236 198V197H235ZM241 198V197H240ZM11 199V198H10ZM23 199V198H22ZM71 199V198H70ZM79 198H77V201H80V200H78ZM186 199V198H185ZM192 199V198H191ZM203 198H201V200H202ZM217 199H218V197H217ZM232 199V198H231ZM233 199H234V197H233ZM238 199V198H237ZM246 199V198H245ZM0 200H1V202H2V200L3 199H1L0 198ZM5 200V199H4ZM14 200H17V201H15V202H19V200L18 199H14ZM24 200V199H23ZM26 200V199H25ZM64 200V199H63ZM67 200V199H66ZM138 200H139V198H138ZM141 200H142V198H141ZM146 200V199H145ZM148 200V199H147ZM149 200H151L150 198H149ZM181 200V199H180ZM187 200V199H186ZM194 200L196 201V199H195V197H194ZM197 200H199V198L197 199ZM207 200V199H206ZM220 200H221V198H220ZM225 200V201H226ZM244 200V199H243ZM242 200V201H243ZM7 201H9L8 200V198H7ZM65 201V200H64ZM93 201H95V203H94V207L95 206H97L96 205V202H98L96 199L95 200H93ZM92 201V202H93ZM99 201V202H100ZM127 201V200H126ZM128 201H129V199H128ZM136 201V200H135ZM152 201V200H151ZM157 201H158V197H157ZM162 201H164V200H162ZM188 201V200H187ZM189 201L191 202V200L189 199ZM193 201V200H192ZM204 201V200H203ZM212 202H213V200H211ZM224 201V202H225ZM227 201V202H228ZM239 202H240V200H238ZM238 201H236L237 202V204L239 203ZM3 202H5V201H3ZM10 202H14V201H11L10 200ZM22 203H23V201H21ZM86 202H89V200L88 201H85V203ZM92 202L90 203V205H89V210L88 211H90V212H94V211H91L92 209H90V207H91V204H92ZM114 202V201H113ZM139 202H140V200H139ZM144 202V201H143ZM148 202V201H147ZM197 202V201H196ZM199 202H201V201H199ZM198 202V203H199ZM215 203H217L216 201H214ZM234 202V201H233ZM6 203V202H5ZM9 202H7V204H8ZM63 203V202H62ZM67 204H66V206H69L68 205V202H66ZM70 203V202H69ZM74 203V202H73ZM73 203L72 204H70V205H73ZM79 203V205L81 204L82 205V203L81 202H78ZM105 203V202H104ZM117 203V202H116ZM129 203V202H128ZM127 203V204H128ZM141 203V202H140ZM162 203V202H161ZM165 203V202H164ZM163 203V204H164ZM168 203V202H167ZM171 202H169V204H170ZM176 203V202H175ZM180 203V202H179ZM187 203V202H186ZM202 203V202H201ZM209 203V202H208ZM219 203V202H218ZM223 203V202H222ZM229 203H231V201L229 202ZM11 204V203H10ZM14 204V203H13ZM98 204V203H97ZM100 205L102 204V202L101 203H99ZM106 204V203H105ZM137 204V207H138V203H136ZM160 204V203H159ZM178 204V203H177ZM176 204V205H177ZM192 204H194V201H193V203ZM235 205H236V203H234ZM12 205V204H11ZM21 205V204H20ZM61 205V204H60ZM59 205V206H60ZM75 205H77L76 204V202H75V204L73 205V209L74 208H76V207H74ZM78 205V206H79ZM86 205H88V203H86ZM86 205H83L86 209H87V206ZM93 205V204H92ZM102 205H104V204H102ZM108 205V204H107ZM110 205H111V202H110ZM113 205V204H112ZM112 205L110 206L111 208H112ZM154 205V204H153ZM165 205V204H164ZM181 205V204H180ZM186 205H188V203L186 204ZM185 205V206H186ZM191 205V204H190ZM189 205V206H190ZM201 205V204H200ZM202 205H204V204H202ZM213 205H214V203H213ZM212 205V206H213ZM216 205V204H215ZM218 205V204H217ZM6 206V205H5ZM13 206V205H12ZM17 206V205H16ZM65 206V207H66ZM118 206V205H117ZM148 206V205H147ZM162 206V205H161ZM160 206V207H161ZM166 206V205H165ZM168 206V205H167ZM182 206V205H181ZM192 206V205H191ZM190 206V207H191ZM198 206V205H197ZM211 206V205H210ZM211 206V207H212ZM220 206H222V205H220ZM226 206H228V205H226ZM232 206V205H231ZM230 206V207H231ZM2 207V206H1ZM8 207H10V206H8ZM84 207H81L80 206V208H84ZM93 207V206H92ZM98 208L99 207H101V206H97ZM104 207V206H103ZM103 207H101V208H103ZM137 207H136V209H137ZM140 207V206H139ZM171 207V206H170ZM184 207V206H183ZM183 207H181V209L183 208ZM187 207V206H186ZM200 207H202V206H200ZM209 207V206H208ZM96 208V207H95ZM94 208V209H95ZM149 208V207H148ZM152 208V207H151ZM172 208V207H171ZM177 208H178V206H177ZM185 208V207H184ZM183 208V209H184ZM213 208V207H212ZM212 208H211V210H212ZM215 208H216V206H215ZM219 208V207H218ZM226 208V207H225ZM2 209V208H1ZM50 209H52V208H50ZM49 209V210H50ZM65 209V208H64ZM68 209V207L65 209V211H64V213H66V210ZM77 209V208H76ZM86 209H84L85 210V213H84V211H83V213L84 214H86V213H88V211H86ZM107 209H109V208H107ZM139 209V208H138ZM145 209V208H144ZM157 209V208H156ZM162 209V208H161ZM164 209V208H163ZM162 209V210H163ZM165 209H167V208H165ZM168 209H169V206H168ZM174 209V208H173ZM172 209V210H173ZM181 209H176V210H180L181 211ZM2 210H4V209H2ZM9 210H11L10 208H9ZM14 210V209H13ZM20 210V209H19ZM60 210V209H59ZM63 210V209H62ZM68 210H71V213L70 214H72V217H73V219L75 218L74 216L75 215H77V214H75L74 213V211H73V213H72V209H68ZM78 210H79V208H78ZM95 210H98V209H95ZM100 210V209H99ZM103 210V209H102ZM148 210V209H147ZM149 210H150V208H149ZM159 210V209H158ZM157 210V211H158ZM170 210V209H169ZM175 210V209H174ZM185 210V209H184ZM184 210H182V211H184ZM187 210H189L188 208L186 209V211ZM194 209H192V211H193ZM198 210H200V208L198 209ZM203 210V209H202ZM12 211V210H11ZM34 211V210H33ZM52 211V210H51ZM61 211V210H60ZM77 211V210H76ZM104 212H105V209L103 210ZM111 211H113V210H111ZM117 211V210H116ZM115 211V212H116ZM120 211V210H119ZM129 211V210H128ZM127 211V212H128ZM137 211V210H136ZM141 211V210H140ZM142 211H144V210H142ZM152 211H153V209H152ZM191 211V212H192ZM219 211V212H218ZM2 212V211H1ZM3 212H5V211H3ZM46 212V211H45ZM57 212V211H56ZM70 212V211H69ZM69 212H67V213H69ZM90 212H89V214H90ZM98 212H100V211H98ZM106 212H108V211H106ZM105 212V213H106ZM126 212V211H125ZM169 212H171V211H169ZM179 212V211H178ZM178 212H175V213H173V214H176V213H178ZM199 212V211H198ZM11 213V212H10ZM13 213V212H12ZM38 213V212H37ZM47 213H48V211H47ZM47 213H45V214H47ZM79 213H82V209L80 210V212L78 211V214ZM159 213V212H158ZM181 213V212H180ZM187 213H189V215H191L190 214V212L188 211V212H186V214ZM193 213V212H192ZM260 213V212H259ZM262 213V212H261ZM264 213V212H263ZM31 214H34V213H30V215ZM58 214V213H57ZM60 214H62V213H60ZM73 214H75V215H73ZM89 214H87V216L89 215ZM95 214V213H94ZM101 214V213H100ZM127 214H129V213H127ZM131 214V213H130ZM170 214H172V213H170ZM181 214H183V213H181ZM180 214V215H181ZM186 214H185V217H186ZM200 213H198V214H196V220H197V216L199 215ZM218 214H220V215H218ZM39 215V214H38ZM65 215V214H64ZM81 214H79V216H80ZM91 216H92V213L90 214ZM109 215H110V213H109ZM117 215V214H116ZM118 215H119V213H118ZM144 215V214H143ZM152 215V214H151ZM150 215V216H151ZM154 215H155V213H154ZM158 215V214H157ZM159 215H160V213H159ZM163 215H165V214H163ZM179 215V216H180ZM262 215H264V214H262ZM261 214H260V216H262ZM60 216V215H59ZM66 216H68L67 214H66ZM65 216V217H66ZM78 215H77V217H79ZM113 216H115V215H113ZM121 216V215H120ZM175 216V215H174ZM178 216V215H177ZM176 216V217H177ZM193 216H195V215H193ZM203 216H201V217H203ZM61 217H62V215H61ZM69 217V216H68ZM68 217H67V219H68ZM82 217V216H81ZM84 217H86V215H84ZM83 217V218H84ZM97 217V216H96ZM99 217V216H98ZM117 217V216H116ZM126 217H127V215H126ZM131 217V216H130ZM130 217H129V219H130ZM135 217V216H134ZM137 217H139L138 216V214H137ZM164 217V216H163ZM189 218H190V216H188ZM201 217H199L198 219H201ZM43 218V217H42ZM100 218V217H99ZM105 218V217H104ZM141 218V217H140ZM152 218V217H151ZM158 218H159V216H158ZM169 217H167L166 218V220L168 219ZM171 218V217H170ZM179 218V217H178ZM182 218V217H181ZM192 218V217H191ZM194 218V217H193ZM192 218V219H193ZM259 218V217H258ZM261 218V217H260ZM259 218V219H260ZM262 218H263V216H262ZM63 220H65V218H64V216H63V218H62ZM69 219L74 223V222H76V218H75V221H73L70 217H69ZM78 219V218H77ZM103 219V218H102ZM118 219H119V216H118ZM136 219V218H135ZM144 219V218H143ZM156 219V218H155ZM160 219H162V217L160 218ZM256 219V218H255ZM1 220V219H0ZM8 220H10V219H8ZM25 220V219H24ZM38 220V219H37ZM55 220V219H54ZM79 220H80V218H79ZM81 220H82V218H81ZM93 220V219H92ZM99 220V219H98ZM114 220H115V217H114ZM117 220V219H116ZM120 220V219H119ZM125 220V219H124ZM134 220V219H133ZM150 220H152V219H150ZM149 219H148V221H150ZM156 220H158V219H156ZM195 220V219H194ZM261 220V219H260ZM263 220V219H262ZM261 220V221H262ZM46 221V220H45ZM60 221H61V219H60ZM66 221V220H65ZM71 221H70V223H71ZM84 221V220H83ZM87 221V220H86ZM95 221H96V219H95ZM121 221V220H120ZM145 221V220H144ZM147 221V222H148ZM160 221V220H159ZM168 221H170V220H168ZM254 221V220H253ZM253 221H251V225H250V227L252 226V222ZM264 221V220H263ZM4 222V221H3ZM27 222V221H26ZM78 222V221H77ZM91 222V221H90ZM109 222V221H108ZM131 223H132V221H130ZM146 222V221H145ZM163 223L164 222H166L165 220H163L162 221ZM180 222V221H179ZM188 222V221H187ZM255 222H257V220H255ZM5 223V222H4ZM69 223V222H68ZM95 223V222H94ZM105 223H106V221H105ZM124 223H125V221H124ZM127 223V222H126ZM129 223V222H128ZM135 223V222H134ZM151 223V222H150ZM155 223V222H154ZM196 223H198V221H196ZM24 224V223H23ZM79 224V223H78ZM80 224H82V223H80ZM87 224H89L88 222H87ZM92 224V223H91ZM100 224H101V222H100ZM99 224V225H100ZM103 224V223H102ZM115 224H117L116 222H115ZM137 224V223H136ZM160 224V223H159ZM158 224V225H159ZM169 223H167V225H168ZM199 224V223H198ZM201 224V223H200ZM250 224V223H249ZM256 224V223H255ZM32 225V224H31ZM53 225V224H52ZM61 225V224H60ZM64 225V224H63ZM63 225H62V227H63ZM90 225V224H89ZM94 225V224H93ZM96 225V224H95ZM123 225V224H122ZM126 225V224H125ZM128 225V224H127ZM126 225V226H127ZM132 225V224H131ZM144 225V224H143ZM146 225V224H145ZM150 225H152V224H150ZM149 225V226H150ZM155 225V224H154ZM192 225V224H191ZM195 225V224H194ZM194 225H192L193 227H194ZM258 225H260V224H258ZM26 226V225H25ZM97 226V225H96ZM100 226H102V225H100ZM115 226H117V225H115ZM119 226V225H118ZM129 226V225H128ZM138 226V225H137ZM165 226V225H164ZM174 226V225H173ZM180 226V225H179ZM198 226V225H197ZM256 226V225H255ZM254 226V227H255ZM263 226V225H262ZM40 227H41V225H40ZM43 227V226H42ZM47 227H48V225H47ZM67 227V226H66ZM73 227V226H72ZM83 227V226H82ZM89 227V226H88ZM87 227V228H88ZM141 227V226H140ZM139 227V228H140ZM152 227H153V225H152ZM155 227V226H154ZM157 227V226H156ZM162 227V226H161ZM160 227V228H161ZM170 227V226H169ZM183 227V226H182ZM191 227V226H190ZM189 227V228H190ZM192 227V228H193ZM248 227H249V225H248ZM259 226H257V228H258ZM77 228V227H76ZM81 228V227H80ZM85 228V227H84ZM84 228H82V229H84ZM98 228V227H97ZM100 228V227H99ZM113 228L114 229H116L114 226H113ZM112 228V229H113ZM121 228H122V226H121ZM120 228V229H121ZM127 228V227H126ZM136 228V227H135ZM142 228V227H141ZM145 228V227H144ZM147 228H149V227H147ZM147 228H146V230H147ZM163 228V227H162ZM188 228V229H189ZM253 228V227H252ZM256 228V227H255ZM256 228V229H257ZM18 229V228H17ZM44 229V228H43ZM48 229V228H47ZM75 229V228H74ZM79 229V228H78ZM78 229H77V233H78ZM95 229V228H94ZM183 229H185V228H183ZM183 229H182V231H183ZM187 229V230H188ZM194 229H195V227H194ZM198 229V228H197ZM254 229V228H253ZM252 229V230H253ZM255 229V230H256ZM262 229V228H261ZM73 230V229H72ZM71 230V231H72ZM80 230V229H79ZM87 230V229H86ZM85 229H84V231H86ZM97 230V229H96ZM110 230V229H109ZM119 230V229H118ZM124 230V229H123ZM127 230H129V228L127 229ZM133 230H135V229H133ZM138 230V229H137ZM162 230V229H161ZM160 230V231H161ZM164 230V229H163ZM180 230V229H179ZM98 231V230H97ZM101 231V230H100ZM126 231V230H125ZM136 231V230H135ZM152 231V230H151ZM155 231V230H154ZM154 231H152V232H154ZM157 231V230H156ZM167 231V230H166ZM169 231V230H168ZM167 231V232H168ZM190 231H191V229H190ZM189 231V232H190ZM203 231H205L204 229H203ZM234 231V232H233ZM241 231L239 232L240 233V235H241ZM258 231H259V229H258ZM258 231H256L257 232V234L261 231V234L262 235H264V230H260L259 232ZM42 232V231H41ZM58 232V231H57ZM69 232V231H68ZM74 232H75V230H74ZM82 232V231H81ZM119 232V231H118ZM131 232H132V230H131ZM134 232V231H133ZM188 232V233H189ZM201 233H202V230L200 231ZM209 232V231H208ZM221 232V233H222ZM245 232H246V230H245ZM256 232H254V233H256ZM94 233V232H93ZM99 233V232H98ZM101 233V232H100ZM107 233H109V232H107ZM113 233V232H112ZM138 233V232H137ZM137 233H136V235H137ZM142 233H144V232H142ZM156 233V232H155ZM161 233V232H160ZM163 233V232H162ZM196 233V232H195ZM210 233V232H209ZM220 233V234H221ZM231 233V232H230ZM229 233V234H230ZM248 233V232H247ZM252 233H253V231H252ZM253 233V234H254ZM60 234V233H59ZM65 234V233H64ZM106 234V233H105ZM115 234V233H114ZM121 234V233H120ZM123 234H126V233H123ZM152 234H154V233H152ZM165 234H167L166 232H165ZM168 234H169V232H168ZM177 234V233H176ZM187 235V234H185V232L183 233H181V235ZM194 234V233H193ZM219 234V235H220ZM223 234V233H222ZM225 234V233H224ZM223 234V235H224ZM228 234V235H229ZM249 235L251 234V233H248ZM257 234H254L255 236H258L259 237V235L260 236H262L260 233H259V235H257ZM102 235V234H101ZM109 235V234H108ZM122 235V234H121ZM128 235V234H127ZM131 235H132V233H131ZM155 235V234H154ZM180 235V234H179ZM179 235H178V237H179ZM192 235V234H191ZM213 235V234H212ZM219 235H217V237L219 236ZM222 235V237H224ZM237 235V234H236ZM244 235V234H243ZM61 236V235H60ZM66 236V235H65ZM95 236V235H94ZM110 236V235H109ZM118 236V235H117ZM120 236V235H119ZM123 236V235H122ZM130 235H128V237H129ZM138 236V235H137ZM156 236H157V233H156ZM176 236V235H175ZM188 236H190V235H188ZM187 236V237H188ZM198 236V235H197ZM210 236V235H209ZM233 236V235H232ZM253 236V235H252ZM98 237V236H97ZM105 237H106V235H105ZM116 237V236H115ZM145 237V236H144ZM150 237V236H149ZM158 237H162V236H158ZM170 237H172V236H170ZM177 237V236H176ZM181 237V236H180ZM192 237V236H191ZM190 237V238H191ZM196 237V236H195ZM213 237H215V236H213ZM225 237H227V240H229L228 239V236H225ZM241 237V236H240ZM243 237V236H242ZM241 237V238H242ZM257 237V238H258ZM62 238V237H61ZM93 238V237H92ZM96 238V237H95ZM102 238V237H101ZM109 238V237H108ZM123 238V237H122ZM121 238V239H122ZM124 238H125V236H124ZM148 238V237H147ZM164 238V237H163ZM166 238H168V237H166ZM173 238V237H172ZM186 238V237H185ZM200 238V237H199ZM212 238V237H211ZM236 238V237H235ZM238 238V237H237ZM248 238H249V236H248ZM256 238V239H257ZM262 238H264V237H262ZM107 239V238H106ZM119 239V238H118ZM150 239V238H149ZM155 239V238H154ZM159 239V238H158ZM174 239H175V237H174ZM178 239V238H177ZM187 239V238H186ZM209 239V238H208ZM245 239V238H244ZM252 239V238H251ZM250 239V240H251ZM255 239V238H254ZM254 239H252V240H254ZM101 240V239H100ZM120 240V239H119ZM146 240H148V239H146ZM173 240V239H172ZM193 240V239H192ZM216 240H218V239H216ZM220 240V239H219ZM237 240V239H236ZM241 240V239H240ZM17 241V240H16ZM22 241V240H21ZM85 241V240H84ZM88 241V240H87ZM96 241V240H95ZM109 241V240H108ZM117 241V240H116ZM116 241H114V242H116ZM125 241V240H124ZM153 241V240H152ZM167 241V240H166ZM165 241V242H166ZM178 241V240H177ZM187 241V240H186ZM190 241V240H189ZM188 241V242H189ZM197 241V240H196ZM199 241V240H198ZM209 241V240H208ZM207 241V242H208ZM19 242V241H18ZM118 242H120V241H118ZM122 242V241H121ZM127 242V241H126ZM148 243H143V242H141V243H139V242H137V245L135 244V241H134V243H132V244H128L129 246L131 245L132 247H131V249H128L127 248V250H125L124 251V254L126 253V256L128 255V257L130 256L129 254H131V255H134V253L135 254H139V252H145L146 253V251L147 252H151V250H147L146 248H144V247H147V246H151L152 245V243L150 242V241H147ZM154 242V241H153ZM159 242V241H158ZM161 242V241H160ZM173 242V241H172ZM181 242V241H180ZM184 242H185V240H184ZM213 242V241H212ZM234 241H232V243H233ZM240 242V241H239ZM260 242V241H259ZM9 243V242H8ZM24 243V242H23ZM78 243V242H77ZM80 243V242H79ZM99 243V242H98ZM131 243V242H130ZM138 243H139V245H141L143 248H141V246H140V248L139 247H136V246H138ZM178 243H179V241H178ZM204 243V242H203ZM56 244V243H55ZM94 244V243H93ZM96 244V243H95ZM100 244V243H99ZM102 244V243H101ZM156 244V243H155ZM158 244V243H157ZM167 244V243H166ZM165 244V245H166ZM169 244V243H168ZM195 244V243H194ZM206 244V243H205ZM260 244V243H259ZM15 245H17V244H15ZM19 245V244H18ZM44 245V244H43ZM52 245V244H51ZM73 245V244H72ZM89 245H91V244H88V246ZM113 245H115V244H113ZM122 245H124V242H123V244ZM136 245V246H135ZM153 245H154V243H153ZM175 245H176V243H175ZM187 245V244H186ZM192 245V244H191ZM197 245V244H196ZM207 245V244H206ZM242 245H244V244H242ZM262 245V244H261ZM24 246V245H23ZM29 246V245H28ZM111 246V245H110ZM119 246H121V245H119ZM135 246V248H139V249H134L133 247ZM170 246H172V245H170ZM183 246V245H182ZM202 246V245H201ZM200 246V247H201ZM230 246V245H229ZM234 246V245H233ZM263 246V245H262ZM74 247V246H73ZM87 247V246H86ZM97 247V246H96ZM95 247V249H97ZM118 247V246H117ZM116 247V248H117ZM156 247V246H155ZM154 247V248H155ZM245 247H247V246H245ZM252 247V246H251ZM25 248H26V245H25ZM43 248V247H42ZM46 248V247H45ZM75 248H77L76 247V245H75ZM147 248H149V247H147ZM169 248V247H168ZM174 248V247H173ZM193 248V247H192ZM234 248V247H233ZM78 249H80V248H78ZM87 249H89V247L87 248ZM101 249V248H100ZM120 249V248H119ZM142 249V250H141ZM172 249V248H171ZM182 249V248H181ZM189 249V248H188ZM187 249V250H188ZM196 249V248H195ZM226 249V248H225ZM39 250V249H38ZM44 250V249H43ZM60 250V249H59ZM76 250V249H75ZM93 250V249H92ZM111 250H114V249H111ZM170 250V249H169ZM213 250V249H212ZM217 250H218V248H217ZM222 250V249H221ZM28 251V250H27ZM36 251V250H35ZM46 251V250H45ZM49 251V250H48ZM51 251V250H50ZM62 251V250H61ZM84 251V250H83ZM87 251V250H86ZM101 251V250H100ZM116 251H117V249H116ZM156 250H154V252H155ZM159 251V250H158ZM163 251V250H162ZM162 251L160 252V253H162ZM167 251V250H166ZM176 251H178V250H176ZM30 252V251H29ZM72 252V251H71ZM78 252H79V250H78ZM95 252V251H94ZM109 252H110V250H109ZM119 252V251H118ZM154 252H151V254H148V255H153L152 253H154ZM157 252V251H156ZM181 252V251H180ZM179 252V253H180ZM226 252V251H225ZM19 253V252H18ZM48 253V252H47ZM51 253V252H50ZM54 253V252H53ZM70 253V252H69ZM73 253V252H72ZM76 253V252H75ZM100 253V252H99ZM114 253H116V255H117V252H113V255H115ZM120 253V252H119ZM123 253V252H122ZM176 253V252H175ZM224 253V252H223ZM234 253V252H233ZM22 254V253H21ZM32 254V253H31ZM90 254V253H89ZM111 254V253H110ZM123 254V255H124ZM143 254V253H142ZM159 254V253H158ZM170 254V253H169ZM177 254V253H176ZM207 254V253H206ZM211 254V253H210ZM227 254V253H226ZM229 254V253H228ZM230 254H232V253H230ZM230 254H229V257H230ZM235 254V253H234ZM244 254H246V253H244ZM30 255V254H29ZM42 255H44V254H42ZM52 255V254H51ZM63 255H64V253H63ZM98 255V254H97ZM113 255H110V256H113ZM122 255V256H123ZM161 255V254H160ZM165 255V254H164ZM180 255V254H179ZM238 255H239V257H241L240 256V254L238 253ZM251 255V254H250ZM250 255H247V256H250ZM24 256H25V254H24ZM58 256V255H57ZM60 256H62V254L60 255ZM64 256H66V255H64ZM135 256V255H134ZM144 256V255H143ZM155 256V255H154ZM157 257H158V255H156ZM155 256V257H156ZM163 256V255H162ZM208 256H210L209 254H208ZM235 256V255H234ZM31 257V256H30ZM63 257V256H62ZM87 257V256H86ZM85 257V258H86ZM90 257H91V255H90ZM116 257H118V255L116 256ZM116 257H114V258H116ZM120 257V256H119ZM118 257V258H119ZM178 257V256H177ZM176 257V258H177ZM188 257V256H187ZM192 257V256H191ZM202 257H204V256H202ZM236 257V256H235ZM234 257V258H235ZM245 257V256H244ZM8 258V257H7ZM20 258V257H19ZM27 258V257H26ZM36 258V257H35ZM61 258V257H60ZM64 258V257H63ZM80 258H83V257H80ZM92 258V257H91ZM94 258V257H93ZM123 258V257H122ZM149 258V257H148ZM166 258V257H165ZM164 258V259H165ZM171 258H172V256H171ZM174 258V257H173ZM173 258H172V260H173ZM190 258V257H189ZM215 258V257H214ZM213 258V259H214ZM221 258V257H220ZM222 258H224L223 256H222ZM222 258H221V260H222ZM245 258H247V257H245ZM2 259V258H1ZM9 259H11V258H9ZM15 259H17V258H15ZM29 259V258H28ZM55 259V258H54ZM75 259V258H74ZM96 259V258H95ZM152 259H153V257H152ZM157 260H158V258H156ZM167 259V258H166ZM179 259H181V258H179ZM208 259V258H207ZM212 259V258H211ZM217 259V258H216ZM233 259V258H232ZM251 259V258H250ZM13 260H14V258H13ZM21 260V259H20ZM23 260H25L24 258H23ZM34 260V259H33ZM37 260V259H36ZM39 260V259H38ZM52 260V259H51ZM59 260V259H58ZM64 260V259H63ZM68 261H69V259H67ZM70 260H72V259H70ZM80 260H82V259H79V261L78 262H80ZM83 260H84V258H83ZM128 260H129V258H128ZM149 259H147V261H148ZM155 260V259H154ZM153 260V261H154ZM183 260V259H182ZM190 260V259H189ZM215 260V259H214ZM213 260V261H214ZM234 260V259H233ZM7 261V260H6ZM15 261V260H14ZM26 261V260H25ZM39 261H42V260H39ZM48 261V260H47ZM55 261V260H54ZM65 261V260H64ZM67 261V262H68ZM74 261V260H73ZM85 261V260H84ZM115 261V260H114ZM135 261V260H134ZM171 261V260H170ZM187 261V260H186ZM206 261V260H205ZM217 261V260H216ZM227 261V260H226ZM243 261V260H242ZM241 261V262H242ZM248 261H249V259H248ZM248 261H246V262H248ZM46 262V261H45ZM63 262V261H62ZM66 262V263H67ZM72 262V261H71ZM83 262V261H82ZM81 262V263H82ZM87 262V261H86ZM116 262V261H115ZM127 262V261H126ZM152 262V261H151ZM150 262V263H151ZM155 263H156V261H154ZM158 262V261H157ZM169 262V261H168ZM236 262V264H237V261H235ZM239 262H240V259H239ZM256 262H258V261H256ZM13 263V262H12ZM34 263V262H33ZM37 263V262H36ZM48 263V262H47ZM60 263V262H59ZM65 263V264H66ZM88 263H90V262H88ZM143 263V262H142ZM150 263H148L147 262V264H150ZM160 263H161V259H160ZM166 263V262H165ZM164 263V264H165ZM175 263V262H174ZM202 263V262H201ZM206 263V262H205ZM217 263V262H216ZM8 264V263H7ZM11 264V263H10ZM43 264V263H42ZM57 264V263H56ZM64 264V263H63ZM152 264V263H151ZM158 264H159V262H158ZM182 264H183V262H182ZM212 264V263H211ZM239 264V263H238ZM241 264V263H240ZM248 264V263H247Z\"/></svg>","mask_w":264,"mask_h":264}]
</instances>
